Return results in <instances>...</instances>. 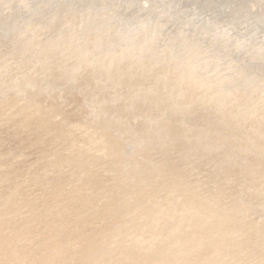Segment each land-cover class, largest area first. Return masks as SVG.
I'll return each instance as SVG.
<instances>
[{
    "label": "rangeland",
    "instance_id": "rangeland-1",
    "mask_svg": "<svg viewBox=\"0 0 264 264\" xmlns=\"http://www.w3.org/2000/svg\"><path fill=\"white\" fill-rule=\"evenodd\" d=\"M3 1H4V3H3ZM10 1H12V0H0V7L1 6H3L5 3V7H4V9H3V7H1L3 10H7L6 11V13H4L5 11H3L1 8H0V21L2 22H0L1 24H0V29L2 28V30H0V33L3 31H5L4 33H1L2 35H0V38H2V40L0 39V52L1 51H3V52H1L0 54L2 55L3 53V57H0V74H2V75H0V78H1V76H4V77H2L1 79H0V104H2V105H0V107L2 108H0V154H2L3 156H2V158H1V156H0V158H1V160H0V221H1V225H0V232H4L6 229V231L3 233V234H5V235H7V237L5 236V235H2L1 233V235L3 236H1L0 235V241L2 242H0L1 244V246L4 248L3 250L1 249V251H0V255H1V257H3V258H1L0 257V259H2V260H0V264H40V263H42V264H67L68 262L69 263H71V264H88L87 262H90V264L92 263H94V264H99V263H101V262H103V263H105V264H137V262H140V263H138V264H147V263H151L153 260L155 261L156 260V258L158 259V258H160V256L161 257H163L165 254L164 253H166V255H168V253H167V251H169V255H168V257L166 258V255L164 256L165 257V260L166 259H174L173 261L171 260V262H170V260L168 261V262H164L165 264L166 263H169L170 262V264H174V262H176L177 260V262H179L180 264H185V261L186 262H188L187 264H189V262H194L195 263V261L196 262H198V263H196V264H199L201 261L203 262V263H205V264H207L210 260H211V262H212V259H214V258H212V257H216V256H209V254H211V252L213 253L212 255H217V254H214V252L213 251H215V253H216V250L217 249H215V250H213V251H211L210 252V250H209V253H208V249L206 250L207 252L206 253H208V255L205 253V251H204V255L206 254L207 256H209V258L210 259H208L206 256L204 257V255H203V257L205 258H202L201 256V251L202 250H195L194 248H196V247H193V249L195 250V251H198L199 252V254L201 255V256H199L198 257V252H197V255H196V252L193 250V249H191V246L192 245H194V244H192V243H194L195 242V239L196 240H199L200 239V237L199 236H197L198 235V231H197V238H195L194 239V234H191V236L193 235V239L190 241L189 240V244H188V240H187V238H186V234H184L183 232H181V234H176V238H177V236L179 235V237H181V236H183L184 235V237L182 238H178V239H182V241H183V239H185L184 241L187 243H185L184 241L183 242H181V241H179V240H177L176 242L177 243H180L181 244V246H182V248H181V250L179 251V249L178 248H180L179 246V244H177V245H179L178 246V248L177 247H172V248H174V250H175V252L177 253L178 251L179 252H181V254L179 253V257L177 256V254H172V253H174V252H172V249L170 250L169 248V250L167 249V247H170V246H172L171 245V242H170V240H169V238L172 240L173 238H174V236H175V234L172 232V237H169L168 235V238L164 235V232L163 231H166L165 229H167V227L166 226H168V222H170V225L169 226H175V227H173V228H175L177 231L176 232H179L180 233V231L182 230H184L185 228H186V224L187 223H189V224H192V223H190V220H189V222H188V220H185V221H187V223L183 220V219H185V218H187V216H188V219L190 218V217H192V216H196V217H198L197 215H190V214H192V213H189V215H186V214H188V212L187 213H184V208H185V206H186V203H188L189 201H190V199L189 198H191V201H190V203L189 204H187L189 207H191V206H193V208H195L194 210H196L195 211V213H199L198 212V210H199V206L198 205H196V204H198V202H196V201H194L195 199L197 200V201H201L202 202V200L200 199V198H202L201 197V193L203 192V193H206L205 194V196L203 197L204 198V200H203V203H201V202H199V205H201L202 204V209H203V213H199L200 214V217H202V218H199L200 219V221L201 222H203V223H201L200 221H198V222H196L197 221V219L196 220H194L195 218L194 217H192L193 218V223L194 222H196V223H198V224H200L201 226H202V228H201V230H203L204 229V227H205V229L207 230V228L208 227H211L213 224H211V226H209V224H210V222H208V225H205V224H207V223H205V222H207V220L209 221L210 219L212 220V222H213V219L211 218V216H212V214H214L213 215V217H215V221H217V220H219L220 219V222H224L225 224H228L230 227H232V225L234 226L235 225V220L236 221H238L239 220V222H240V225H242V223L246 220L245 218H251V220H252V218L253 219H256V220H254L253 222H254V226H253V222L252 221H250V222H252V223H249V224H251L252 226H253V228H252V226H250V228H252V229H247V230H249L250 232L251 231H253V229L255 230L254 231V233H253V235H251L250 236V234H248L249 232L247 231V230H245V231H247L246 232V234H247V237H249L250 236V238L249 239H251V241L250 240H248V238L247 237H244V236H246V234H244V236L242 237L243 239L241 240V236H240V233L239 234H237L236 232H234L235 230V228L233 229H228V228H230L228 225H226V227L227 228H225L226 230H225V232H227V229L230 231V230H234V231H230V233L232 232V233H234L235 235L237 234L238 235V237L240 238L239 240L241 241V242H244V245H245V247H243V248H250L251 246V249H253V246H257L258 248H260V247H262L263 245L261 244V239L264 237V236H262V235H264L261 231H262V229L264 228V224H261V223H259V225H258V222H261L262 221V219H264L263 218V216H264V211H261V210H264V183H262V180H264V179H259L260 177L261 178H264V174L262 173V172H264V166H260L261 165V162H264V159L262 160V158L264 157V156H262L263 154H264V145H263V142H264V140H263V142H261L262 141V139L260 140L259 138H261V137H259L257 140H260V142L259 141H255L256 139V136L259 134V136H261L260 134H261V132L262 131H264V123H263V121H264V117L262 118V116L261 115H263L264 114V112H263V110H264V101L262 102V103H260L261 102V100H264V95H260V96H262V97H260V96H258V93H261V94H263L264 93V89L262 90V88H264V57H262V56H264V40H263V38H264V33H263V35H262V33H260V32H264V26H262L263 24H264V1H262V0H217V1H223V2H226L228 5H230L229 7H228V9L226 10V14L223 16V18H222V21L220 22V25H221V28H222V35H214V34H210V33H206V32H204L203 30H200V31H197V32H190V31H187V30H185V28H182V27H180L179 25H177V24H174L173 22H170V21H168V20H166V21H164L159 15H157V14H154V13H152V12H150V11H148V10H146V7H147V4H145V3H141L139 6H133V7H131V8H129V9H127V10H124V9H122L121 7H118V6H115V5H113L112 3H110V2H108V1H106V0H92V1H94L93 3H94V5H95V3H96V5L97 6H99V7H97L96 5H95V7H97V9L94 7V6H91V5H93V3H91V2H89V1H78V0H73V2H72V0H67V2L66 1H64V0H55L56 2L54 3V0H40V2L38 3V0H30V3H31V6H28V5H30V3H28V1L29 0H13V2H12V5H10L11 4V2ZM16 1V2H15ZM32 1V2H31ZM34 1V2H33ZM37 1V3H35ZM45 1V2H44ZM47 1V2H46ZM63 1H64V3H63ZM74 1H76L75 3H74ZM91 1V0H90ZM96 1V2H95ZM190 1H192V2H196V3H198V2H205V1H209V0H190ZM42 2H44L43 4H42ZM59 2V3H58ZM62 4H65V6L66 7H64V5L62 6L61 5V3ZM68 2H70V3H72V6L70 5V3H68ZM81 2H82V4H81ZM88 2V3H87ZM101 2V3H100ZM234 2V3H233ZM15 3V4H14ZM27 3V4H26ZM33 3H35V4H33ZM45 3H47V6L45 5V6H43ZM52 3V4H51ZM66 3H68L67 5H66ZM77 3V4H76ZM235 3H236V5H235ZM1 4H3V5H1ZM10 6H9V5ZM36 4L38 5V6H36ZM41 6H40V5ZM54 4V5H53ZM85 5V7H83L82 5ZM88 4V5H87ZM100 4V5H99ZM102 4V5H101ZM7 5V6H6ZM34 5V6H33ZM49 5H53V6H49ZM56 5H57V7H56ZM59 5H61L63 8H61ZM90 5V6H89ZM9 6V8L12 6H15L16 7V10L15 9H13L12 7L10 8V10L9 9H7V7ZM25 6V7H24ZM49 6V7H48ZM67 6H69L68 8H67ZM75 6H78V8L79 9H77ZM81 6V7H80ZM86 6L87 7H89L90 9L89 10H87V9H85L86 8ZM115 6V7H114ZM14 7V8H15ZM17 7L18 8H20V9H18V11H17ZM28 7L30 8H32L33 10H34V8H35V11L34 12H36V13H31L33 10L32 9H30V12H29V10H28ZM39 7V8H38ZM44 9H43V8ZM49 9H48V8ZM53 7H55V8H53ZM61 9H63L62 11L61 10H59L60 8ZM92 7H94V8H92ZM233 7H234V9H233ZM241 7V8H240ZM26 8V9H25ZM53 9V10H50V9ZM64 8H66L65 10H64ZM74 9V13H73V11L71 12V10H73ZM83 8V10H81ZM92 8V9H91ZM98 8H99V10H98ZM230 8H232V9H230ZM46 9V10H45ZM56 9V10H55ZM97 12V10H98V12L100 13V11H101V9H102V13H103V15L100 13V14H98V12H97V14L95 13V11ZM103 9H106V10H103ZM112 9V10H111ZM240 9V10H239ZM2 10V11H1ZM21 10V11H20ZM28 10V12H25V11H27ZM45 10V11H44ZM49 12H48V11ZM57 11V13L55 14V13H53V12H55V11ZM70 10V11H69ZM85 10V11H84ZM115 10V11H114ZM120 10V11H119ZM14 13H13V12ZM17 11V12H16ZM46 11L48 12V14H49V16L50 15H52V16H50V17H52V19H53V17L55 18V20L53 19V21H54V23H53V21L52 22H50V20H52V19H48V18H50L49 16H48V14H46ZM52 13H51V12ZM82 11V12H81ZM86 11H87V13H86ZM91 13H89V12ZM233 11H235V12H233ZM3 12V13H2ZM10 12V13H9ZM21 12H23V14L25 15H22L21 14ZM25 12V13H24ZM38 12V13H37ZM44 12V13H43ZM63 14H62V13ZM71 12V13H70ZM83 12H85V13H83ZM93 12V13H92ZM115 12L116 14H114V15H112L113 13ZM13 14V17H11L12 16V14ZM15 13H16V15H15ZM29 13H31L32 14V16L33 17H35V18H33L32 16H31V14H29ZM51 13V14H50ZM60 13V14H59ZM66 13H68V15H66L65 16V14ZM78 14V16L79 17H76L75 19L74 18H72V17H75L74 15H69V14ZM106 13H108L109 14V16H106V15H108V14H106ZM112 13V14H111ZM232 13H235V14H237V15H239V18H234L233 17V15H232ZM4 14H6V16L4 17ZM9 14H11V15H9ZM19 14V15H18ZM28 14V15H27ZM39 14V15H38ZM47 16H46V15ZM54 14L56 15V16H54ZM84 14V15H83ZM85 14H88V16L90 17V15H91V17L92 16H94V19L95 20H92L93 19V17L91 18V20H92V22H93V24H95L94 22H97L98 24L97 25H95L96 27H97V30L98 31H96V27L95 26H93L92 27V23L91 24H89L90 22H91V20H89L90 18H88V16L86 17L85 16ZM90 14V15H89ZM93 14V15H92ZM124 14H127V15H124ZM22 15V16H21ZM60 15V16H59ZM62 15H64L63 17H61ZM97 15H102V18H101V22L102 21H104L105 19V21L107 22V20H108V22H111V23H115L114 24V26L116 27V28H114V30L112 29L113 28V24H111V23H108L107 22V24L105 25V21L104 22H100L99 23V20H98V18H100L99 16H98V18H96L95 16H97ZM122 15V16H121ZM123 15H124V18H122L123 17ZM135 15V16H134ZM249 15V16H248ZM261 15V16H260ZM17 16V19L15 18ZM26 16H27V19H26ZM57 16H59L60 18H61V21H64V20H62V18H64L65 17V19H66V21H64V22H62L61 24H63L62 26L59 24L61 21H60V19H59V23H58V19L56 18ZM68 16V17H67ZM70 16H71V18L72 19H74V20H72L71 18H70ZM82 16H85L86 18H88V19H86L85 17L84 18H82ZM105 16V17H104ZM121 17L120 19H117V18H115L114 19V17ZM126 16L128 17V18H126ZM243 16H245L247 19H249L250 18V16L252 17V19H250V22H249V20H247L245 17H243ZM2 17H3V19H2ZM9 17H11V18H9ZM18 17H20V18H18ZM23 17V18H22ZM31 17V18H30ZM69 18L70 19V22H67V18ZM81 17V18H80ZM106 17H108V19L106 18ZM110 17V18H109ZM113 17V18H112ZM131 17H134V18H131ZM4 18H8L6 21H5V19ZM34 20H33V19ZM103 18H105V19H103ZM112 18V19H111ZM126 18V19H125ZM144 19V22H141L143 19ZM157 18V19H156ZM255 18V19H254ZM2 19V20H1ZM17 20V21H14V23H13V21H11V20ZM29 19V20H28ZM31 19H32V22H31ZM57 19V20H56ZM77 19V21L78 22H80V24H81V20H82V26L83 27H81L80 26V30L79 29H77L76 30V25H77V27L79 26V23H77V24H75L74 22H76L75 20ZM79 19V20H78ZM83 19H86V20H83ZM117 19V20H116ZM127 19H130V20H128L127 21ZM134 19V20H133ZM239 19H241V20H239ZM244 19V20H243ZM21 20H22V22H21ZM26 22H25V21ZM114 20H115V22H114ZM120 20H123V22H124V26L121 24V23H123V22H120ZM140 20V21H139ZM150 20V21H149ZM152 20H154L153 22H152ZM254 20V21H253ZM257 20V21H256ZM8 21V22H7ZM24 21V22H23ZM27 21H30L31 22V24L30 25H32V27H29V30L28 29H26V26L28 27V26H30V25H28L29 23L27 22ZM34 21V22H33ZM36 21V22H35ZM86 21H87V23H86ZM90 21V22H89ZM131 21H133V22H131ZM137 21L141 24V26L143 25L144 27H145V25H146V27L144 28L143 26V28H141V26L139 27L138 25H140L139 23L138 24H134V23H137ZM156 21V22H155ZM244 21V22H243ZM246 21V22H245ZM17 22V23H16ZM46 22V23H45ZM49 22V23H48ZM57 22V23H56ZM84 22V23H83ZM119 22H120V24H119ZM126 22H128L126 25H125V23ZM249 22V23H248ZM12 23H13V25H12ZM20 23V24H19ZM21 23H23V24H21ZM34 24V26H33V24ZM48 23V24H47ZM52 23V24H51ZM70 23H71V25H70ZM130 23V26H131V28L130 27H127V26H129L128 24ZM133 23V24H132ZM144 23V24H143ZM155 23V24H154ZM166 23V24H165ZM244 23H246V24H243ZM251 23L253 24L251 27L253 28V27H255L254 29H253V32H252V36L251 37H246L245 36V34L243 35V33H244V31L251 25ZM259 23H260V25H259ZM263 23V24H262ZM9 26H8V25ZM15 24V25H14ZM16 24H17V26H16ZM25 24H26V26H25ZM51 24V26L50 27H48L49 25ZM53 24H55V26H57V28H61L62 29V32L60 31L61 29L59 28L58 30H56L55 31V29H57ZM69 26H67V25ZM88 24V25H87ZM119 24V25H118ZM152 26H151V25ZM249 24V25H248ZM20 27H22V28H20ZM23 25V26H22ZM74 25V26H73ZM103 25H105L106 27H107V25H108V27L106 28V27H104ZM118 25V26H117ZM122 25V26H121ZM134 25V26H133ZM154 25V26H153ZM168 25V26H167ZM247 25V26H246ZM257 25H259V27L257 26ZM2 26V27H1ZM14 26V27H13ZM25 26V27H24ZM40 26V27H39ZM46 26H47V30H45L44 29V27L46 28ZM67 28V31L69 30V28L71 27H74V28H70L71 30H69V31H72L71 33H72V35H71V33L69 32V33H66L67 31H65V27ZM88 26V27H87ZM103 26V27H102ZM110 26H111V29H112V31L111 32H109V30H108V28H110ZM4 27H7V28H4ZM17 27H19V28H17ZM55 27V28H54ZM64 27V28H63ZM86 27V28H85ZM89 27H91L90 29H91V31H93L94 29H95V31H93V32H91L90 31V29H89ZM95 27V28H94ZM104 28L105 29V31H103V29H101V28ZM118 27H120L119 29H118ZM123 27H125V29L123 28ZM134 27V28H133ZM139 27V28H138ZM148 27H150V28H148ZM152 27V28H151ZM165 27H167V28H165ZM247 27V28H246ZM256 27H257V29H256ZM79 28V27H78ZM85 28V30L87 29V30H89V32H91V34L90 33H88V31H85L84 33L82 32L83 31V29ZM92 28H93V30H92ZM100 28V29H99ZM123 28V30H124V32L122 33V32H120V31H123V30H121ZM129 28V29H128ZM146 28H147V31L146 32H144L143 30L145 29L146 30ZM159 28V29H158ZM164 28V30H162ZM252 28H251V30H252ZM10 29V30H9ZM16 29H17V31L20 33V32H22L21 34V36H20V34L16 31ZM38 29V30H37ZM40 29L41 30H43V32L42 31H40ZM54 29V30H53ZM73 29H74V31H73ZM128 29V30H127ZM130 29H131V31H130ZM139 30V32H141V29H142V34L140 33V34H138L135 30ZM149 29H150V31H149ZM155 29V30H154ZM170 29V30H169ZM172 29H173V31H172ZM255 29H256V31H255ZM258 29H260V31L257 33V31H258ZM17 32V34L18 35H16V32ZM19 30H22V31H19ZM25 30H27V31H25ZM45 30V31H44ZM51 30H53V31H55L54 33H56V36H53V35H55L54 33H52L53 31H51ZM79 30V31H78ZM82 30V31H81ZM101 30H102V32H107L106 30H108V32L111 34L113 31V34H111L113 37H111L110 36V34L108 33L106 36H105V34H103L102 32H101ZM118 30V31H117ZM132 30H134V32H136L137 33V35H135L136 33H134V32H132ZM137 30V31H138ZM154 31L155 33H153L152 31ZM7 31L9 32L8 34L11 36L10 37V40H9V35L7 34ZM11 31V32H10ZM48 31V32H47ZM61 32V35H60V32ZM64 31V32H63ZM82 32V33H80V34H78V32ZM128 31H130V32H128ZM234 31V32H233ZM15 32V33H14ZM24 32H26L27 34H25ZM41 32V33H40ZM44 32L46 33V34H44ZM59 32V33H58ZM76 33V35H74L73 36V33ZM94 32L96 33V32H98L97 33V35L98 36H96V35H94ZM100 32V33H99ZM115 32H116V38H115ZM120 32V33H119ZM131 32H132V35H135V36H132L131 35V38L130 39H128L129 38V36H130V34H131ZM157 32H158V34H157ZM161 32H163V34L161 33ZM11 33H14L15 35H16V37H15V35L14 34H11ZM44 34L45 36H47V38H49V40L51 41V43L49 42V40L45 37V36H43V35H41V34ZM51 35H50V34ZM62 33H64L63 35H62ZM74 33V34H75ZM104 35H102V34ZM124 33H127V34H125V35H127L128 37H126V39L124 38L125 36L123 35ZM134 33V34H133ZM149 33V34H148ZM151 33H152V35H151ZM159 33H160V35H159ZM169 33H170V36H169ZM233 33V34H232ZM4 34V35H3ZM40 34V35H39ZM48 34L50 35V36H48ZM59 34V35H58ZM67 34V35H66ZM69 34V35H68ZM89 34V35H88ZM117 34L119 35V34H122V36H124V37H122L121 35H119V36H121L120 38H118L119 36H117ZM143 34H145V35H147L148 34V37L146 36V38H149L150 40H152L151 41V43L150 42H148V41H150V40H148V39H146L145 40V36L143 35ZM178 34V35H177ZM181 34L183 35V36H181ZM188 34V35H187ZM253 34H255V35H253ZM258 34V35H257ZM8 35V36H7ZM27 35V36H26ZM71 35V36H70ZM82 35V36H81ZM101 35V36H100ZM109 35V36H108ZM141 36V37H139V36ZM150 35V36H149ZM158 35V36H157ZM164 35H166V37H164ZM168 35V36H167ZM210 35V36H209ZM260 35H262V36H260ZM1 36H4L5 37V39H4V37H1ZM23 36V39L21 38ZM24 36H25V38H24ZM40 36H41V38H40ZM43 36V37H42ZM51 36H53L54 38H55V40L54 41H52L54 38L53 37H51ZM70 36V37H69ZM74 38H73V37ZM77 36H78V38H77ZM79 36H80V38H82V39H80L79 38ZM89 36V37H88ZM91 36V37H90ZM94 36V37H93ZM103 36V37H102ZM109 38H108V37ZM138 36V37H137ZM142 36L144 37L143 39H142ZM152 36V38H150ZM154 36V37H153ZM163 36V37H162ZM179 36V37H178ZM186 36V37H185ZM207 36H208V38H207ZM258 36H260L258 39H256ZM6 37H8V40H7V38ZM12 37H14V38H12ZM59 37V38H58ZM65 37H66V39H65ZM73 38V41L74 42H78V40H76L75 41V39H79V42L78 43H76L77 44V46H75L76 44H73L74 42L73 41H71L72 40V38ZM111 37V38H110ZM133 37H135L134 38V40H133ZM162 38V40L161 39H159V38ZM218 37V38H217ZM20 38V39H19ZM34 38H36V42L34 41ZM40 38V39H39ZM48 40H46V39ZM52 40H51V39ZM56 38H57V40H56ZM68 38V39H67ZM71 40H70V39ZM86 38H88V39H91V41L90 40H86V41H88V44H87V42H85V44H84V42H82L83 40H85ZM138 38H139V40H138ZM155 38H158L159 39V41H157L158 39H155V41H157V42H155L154 41V39ZM163 38H165V39H163ZM13 39V42L15 41V39H16V41L15 42H18L17 44H15V42L13 43L11 40ZM22 39V40H21ZM43 39V41H44V43H45V45L47 44V42L49 43V44H47L46 46H50V47H45V45H44V43H43V41L41 42V40ZM92 39H93V41H92ZM101 41V40H109V43H110V41H112L111 43H115V45L117 44L116 42H118V46H114V43L111 45V43L109 44V45H107L108 44V41H105L106 43H104V42H100L99 44H100V47L101 46H103L102 48H103V50H104V47L105 46H109V50H110V48L112 49V51L113 50H115V51H113V54L115 55H113L112 54V51L110 52V51H108V47L106 48V53H104L105 55L108 53V56H114V57H116V56H122L123 55V53H125L124 54V57L122 56V57H116V59H117V62H116V60H114V59H110V61H109V57H107V55H106V57H107V59H108V64H109V62H110V67L108 68V71H107V68L106 67H108L109 65H107V60L105 59V63H102L103 62V60H104V58H106L105 57V55L103 54V52H105V51H103V50H101L100 51V47L98 48V42H99V40ZM118 39V40H117ZM121 39V40H120ZM142 39V40H141ZM172 39H173V41H172ZM186 39H188V40H186ZM198 39V40H197ZM218 39V40H217ZM6 40H7V42H6ZM24 40V41H23ZM98 42H97V41ZM120 40V41H119ZM122 40H124L123 42H122ZM125 40H126V42H125ZM131 40V41H130ZM135 40L137 41H139V42H141L140 44H139V42H135ZM146 41V43H145V41ZM148 40V41H147ZM164 40V41H163ZM194 40V41H193ZM203 40V41H202ZM205 40V41H204ZM259 40V41H258ZM263 40V41H262ZM1 41H4L3 42V44H4V46H3V44L1 43ZM57 41V43H59V44H57V43H55ZM59 41V42H58ZM65 41V42H64ZM69 41V42H68ZM144 41V43L142 44V42ZM155 42V43H157V46L158 47H161V51L163 52V49L164 48H166V49H164L165 50V52L167 51V52H169L168 54H175V58H176V60H173V58L174 57H172L171 55H168L167 54V56H166V54L164 53H162V52H160V53H162V54H160L159 53V49L160 48H156L157 46L155 45V43H154V46L155 47H153L152 48V46H151V48H149V46L150 45H152L153 43L152 42ZM163 41V42H162ZM166 41V42H165ZM176 41V42H175ZM188 41V42H187ZM6 42V43H5ZM9 42V43H8ZM22 44H21V43ZM32 42H34V43H32ZM43 43V45H38L39 43ZM55 44H54V43ZM95 42H96V44H95ZM124 43V44H126V45H124L123 44V49H121L122 48V43ZM127 42H128V44H132V45H135V47H137V45L136 44H138V49H136L135 47H133L132 45L130 46V48H128V50H126L127 48ZM130 42H132V43H130ZM134 42H135V44H134ZM158 42L159 43H161V45L159 44L158 45ZM167 42H168V44H167ZM179 42H181L180 44H179ZM197 42V43H196ZM237 42V43H236ZM251 42V43H250ZM257 42V43H256ZM7 43L10 45H12V49H11V45L9 46V48H7ZM66 43V44H65ZM71 44H73L72 46H74V51H75V49L76 48H78L79 49V52H80V54L79 53H77L78 52V49H76V51L74 52V51H70V50H73V47L71 46L70 47V45ZM81 43V44H80ZM92 44V52H94V54L96 53V55L94 56V54L92 53V54H90V52L91 51H89V49L91 48V44ZM121 43V44H120ZM174 43V44H173ZM188 43H190V44H188ZM205 43H206V45H205ZM263 43V44H262ZM50 44H54V45H56V49L57 50H59L58 51V53H56V52H54V51H56V49H53L54 47L52 46V45H50ZM90 44V46H87V45H89ZM106 44V45H105ZM121 46H120V45ZM145 44H149V45H147L148 47H146V45ZM166 44V46H163V45H165ZM187 45L186 47H184V45ZM198 44V45H197ZM202 44V45H201ZM224 44V45H223ZM16 47H15V46ZM17 45H19V46H17ZM57 45H58V48H57ZM66 45L68 46V47H66ZM79 45H81V46H79ZM105 45V46H104ZM111 45V46H110ZM141 45V46H140ZM142 45H144V46H142ZM196 45V46H195ZM40 48L41 46H43L44 48H45V51H46V54H44V52L45 51H39V50H43V47H41L40 49H38V47ZM85 46H87L86 47V50L85 49H83V48H85ZM97 46V47H96ZM126 46V47H125ZM128 46V47H129ZM140 46V47H139ZM163 46V47H162ZM171 46V47H170ZM183 46V47H182ZM6 47V48H5ZM24 47V48H23ZM76 47V48H75ZM90 47V48H89ZM94 47H96V48H98V50H96V48H94ZM119 47H121V48H119ZM135 48V49H133V52H130V51H132V48ZM145 47V48H144ZM175 47V51H176V53H175V51H172V49ZM180 47V48H179ZM197 49H196V48ZM3 48V49H2ZM5 48V49H4ZM17 49V51L16 50H14V49ZM68 48V49H67ZM70 48H72V49H70ZM114 48V49H113ZM118 48V49H117ZM124 48H126V49H124ZM139 48L142 50V48L143 49H149L148 50V54L150 53V50L152 49V50H154L153 52H157V53H151V54H149V56H147L146 54V52H145V50H144V52H143V56H144V53H145V58H147L148 59V61H147V59L146 60H144L145 58L144 57H142L141 59H139V57L140 56H142L139 52H141V50H139ZM155 48V49H154ZM188 49V50H186V49ZM192 48H194V50L192 49ZM204 48V49H203ZM246 48V49H245ZM8 49H10V50H8ZM49 49H52V50H54L53 52H54V54L52 53V50L50 51ZM88 49V50H87ZM96 50V52H95V50ZM131 49V50H130ZM171 49V50H170ZM182 49V50H181ZM210 49V50H209ZM8 50V51H7ZM13 50V51H12ZM49 50V51H48ZM63 50V51H62ZM69 50V51H68ZM94 50V51H93ZM117 50H119L118 52H117ZM124 50H126V52H123ZM134 50H139V52H134ZM151 50V51H152ZM157 50V51H156ZM169 50V51H168ZM178 50V51H177ZM181 50V51H180ZM191 50V51H190ZM199 51V53H198V51ZM201 50V51H200ZM243 50V51H242ZM6 51V52H5ZM12 51V52H11ZM14 51H16V52H14ZM48 51V52H47ZM61 51V52H60ZM143 51V50H142ZM147 51V50H146ZM180 51V53L178 54V52ZM183 51H184V53H183ZM215 51V52H214ZM10 52H11V54L12 53H14V54H10ZM39 52V53H38ZM116 54H115V53ZM122 52V53H121ZM166 52V53H167ZM172 52V53H171ZM37 53V54H36ZM50 53V54H49ZM56 53V54H55ZM59 53H62V54H59ZM67 53H68V55H67ZM69 53H74L75 54V56H73V55H69ZM82 53V54H81ZM86 53V54H85ZM102 53V54H101ZM111 53V55H109ZM121 53V55H119ZM127 53H128V55H127ZM130 53V54H129ZM136 53V55L137 54H140V56L139 55H137L136 57H134L133 58V54H135ZM142 53V52H141ZM184 54V55H182V54ZM196 53H197V55H196ZM202 53H203V55H202ZM210 53V54H209ZM30 54V55H29ZM34 54V56H32ZM41 54H44V55H41ZM49 54V55H48ZM60 55L59 57H58V55ZM64 54V55H63ZM66 54V55H65ZM77 54V55H76ZM178 56H177V55ZM204 54H205V56L206 57H204ZM209 55V56H207V55ZM242 54V55H241ZM0 55V56H1ZM4 55H5V57H4ZM8 55V56H7ZM14 55H15V57H14ZM39 55V56H38ZM51 55H54V57L55 58H57V59H54V57L53 56H51ZM61 55H63V57L61 58ZM91 57H90V56ZM93 55V56H92ZM97 55H98V57H100L99 58V60L98 61H101V62H97V64H96V61L97 60H95V59H98V57H97ZM100 55V56H99ZM102 55H104V56H102ZM126 55V56H125ZM154 55H158L157 57L155 56V58H157L156 60L155 59H153L152 60V57L154 58ZM186 55H188V56H186ZM189 55H190V57H189ZM31 56V57H30ZM36 56V57H35ZM40 56H43L42 58H43V60H41L42 58L40 57ZM47 56H49V58L47 57ZM51 56V57H50ZM68 56V57H67ZM77 56H80L79 58L77 57ZM129 56V57H128ZM139 56V57H138ZM152 56V57H151ZM160 56V60H162V61H159L158 62V60H159V57ZM164 56H166V57H164ZM181 56V57H180ZM8 57V58H7ZM10 57V58H9ZM11 57H13V59L11 58ZM34 57V58H33ZM40 57V59H36V58H39ZM45 57H47V58H45ZM72 57V58H71ZM73 57H75V59L76 60H74L73 61ZM93 57V58H92ZM95 57H97V58H95ZM127 57V58H126ZM133 58V60H132V58ZM151 58V60L149 59V58ZM167 57H171V59L173 60H168L167 59ZM186 57V58H185ZM201 58V59H199V58ZM1 58L3 59V58H5L6 59V61H5V59H3V60H1ZM15 58V59H14ZM31 58H33L32 60H31ZM65 60H64V59ZM69 58V59H68ZM81 58V59H80ZM90 58H92V59H90ZM111 58H113V57H111ZM120 58H122V59H120ZM136 58V59H135ZM137 58H138V60H140L141 62H138V60H137ZM174 58V59H175ZM178 58H181V61H179L178 62ZM188 58H191V59H194V60H192L191 61V59H189L188 61H187V59ZM238 58V59H237ZM7 59H9V60H7ZM12 59V60H11ZM47 59V60H46ZM52 59L54 60V62H52ZM61 59L63 60V61H61ZM79 59L80 60H82V62H83V64H82V62H81V64H80V62H79ZM102 59V60H101ZM125 59V60H124ZM135 59V60H134ZM165 59V60H164ZM186 59V60H185ZM199 59V60H198ZM204 59H206L207 61H208V63L206 64L205 63V60ZM210 59V60H209ZM213 59V60H212ZM39 60V61H38ZM40 60H41V62H40ZM51 60V61H50ZM56 60H57V62H56ZM58 60H60V62H61V64H60V62L58 61ZM91 60L93 61V62H91ZM113 60V61H112ZM127 60V61H126ZM132 60V61H131ZM149 60H150V62H149ZM167 60V61H166ZM180 60V59H179ZM183 60V61H182ZM196 60V61H195ZM204 62H203V61ZM225 60H227V61H225ZM239 60V61H238ZM5 61V62H4ZM31 61H36V62H31ZM46 61H48V63L46 62ZM75 63H73V62ZM112 61V62H111ZM133 61H134V63H133ZM138 62L142 67L144 66V65H146L145 67H146V69H144V68H141V66L140 65H138V63H136V62ZM146 61V62H145ZM151 61H153V62H151ZM159 63H157V62ZM170 63H169V62ZM175 61H177L178 63H179V66H178V63L177 62H175ZM201 61V62H200ZM212 62V63H210V62ZM235 61H237V62H235ZM8 62H9V64H8ZM14 62V63H13ZM18 63V64H16V63ZM43 62V63H42ZM50 62H52L51 64H50ZM79 63V65H76V64H78ZM85 62V63H84ZM114 62V63H113ZM116 62V63H115ZM122 62L124 63V64H122ZM147 62H149L150 64L152 63L153 64V66L154 65H156V66H154L158 71L157 72H155L156 71V69L154 68V67H152V64H151V66H150V64H148ZM168 62V63H167ZM171 62H173V63H171ZM175 62V63H174ZM182 62V63H181ZM184 62H186V63H184ZM192 62H194V64H196V63H199L200 64V66H199V64H196V66L192 63ZM242 62V63H241ZM7 65V66H5V69H6V71H4V70H2L3 69V67H4V65ZM7 63V64H6ZM10 63H12V64H10ZM35 63H38V64H35ZM45 63V64H44ZM102 63V64H101ZM129 63V64H128ZM133 63V64H132ZM136 63V64H135ZM143 63H145V64H143ZM157 63V64H156ZM165 63V65H163ZM170 64L169 66H167V64ZM181 63V64H180ZM190 63V68H188V64ZM17 65V66H14V65ZM33 65V64H35L33 67H31V65ZM47 64V65H46ZM55 64H56V66H55ZM57 64H58V67H57ZM64 64V65H63ZM85 64V65H84ZM94 64H95V66H94ZM103 64H105V65H107V66H103ZM130 64H131V66H130ZM171 64H173V65H171ZM177 64V66L175 67V65ZM184 64V65H183ZM204 64H205V66H204ZM212 65V67H214V68H212L211 67V65ZM218 64V65H217ZM231 64H233L232 66H233V68H232V66L230 67V65ZM236 64H238V65H236ZM246 64V65H245ZM13 65V66H12ZM46 65V66H45ZM60 65H62V66H64L65 68H63V70H68V74H67V70L66 71H63V70H61L60 71V69L62 68ZM72 65H74V66H72ZM82 65H84V66H82ZM112 65H114V67L112 66ZM138 67H140V68H138ZM149 65V66H148ZM162 65H163V68L165 67V66H167V67H169V68H166V70H164L163 68H162ZM187 65V66H186ZM208 67H207V66ZM235 65L237 66V67H235ZM3 66V67H2ZM19 66V67H18ZM40 66H42V67H40ZM44 66H45V68L47 69V70H45V68H44ZM47 66H49V67H47ZM96 66H97V68H96ZM126 66V67H125ZM159 66H161V67H159ZM174 66V67H173ZM181 66V67H180ZM186 66V67H185ZM201 66H203V68L201 67ZM2 67V68H1ZM9 67V69H7V68ZM13 67V68H12ZM35 67V68H34ZM38 67H40L39 69H38ZM54 67V68H53ZM57 67V68H56ZM82 69H84V68H86V69H84V70H86V71H88V72H86V71H84V70H82ZM99 67H100V70H102L101 72H100V70H99ZM116 67H118V68H116ZM134 67H135V69H134ZM138 68V70H137V68ZM149 67H150V69H149ZM173 67V68H172ZM194 67V68H193ZM200 67V68H199ZM205 67V68H204ZM211 67V68H210ZM241 67V68H240ZM259 67V68H258ZM15 68H17V69H15ZM19 68V69H18ZM41 68H44V69H41ZM49 68V69H48ZM51 68V69H50ZM95 68V69H94ZM103 68V69H102ZM105 68V69H104ZM113 68V69H112ZM152 68V69H151ZM154 68V69H153ZM161 69V70H159V69ZM175 68V69H174ZM184 68V69H183ZM189 69L190 71H188L187 70V72L186 73H188V74H186L185 73V71H186V69ZM192 68V69H191ZM197 68H198V70H197ZM208 68H210V69H208ZM233 70H232V69ZM13 69H15V70H13ZM30 69V70H29ZM36 69V70H35ZM55 71H54V70ZM57 69V70H56ZM80 69L82 70V71H80ZM92 69H94L93 71H92ZM96 69H98L97 71H96ZM125 69V70H124ZM141 69L143 70V71H145V73L143 72V71H141ZM147 69H149L148 71H147ZM168 69H171L170 71L172 72L173 71V69H174V73L176 74H174L173 72H172V74L173 75H175V79L173 78V75L171 74V72L169 71H167ZM178 69V70H177ZM182 69V70H181ZM200 69V70H199ZM207 69V70H206ZM235 69H236V71H235ZM251 69V70H250ZM259 69V70H258ZM2 70V71H1ZM19 70V71H18ZM35 70V71H34ZM43 70V72H41ZM52 70V71H51ZM73 70V71H72ZM104 70V71H103ZM116 70V71H115ZM137 72V74H136V72ZM199 71V73H197V71ZM210 70H212V72H210ZM226 70V71H225ZM256 70V71H255ZM8 71H10V73L8 72ZM18 71V72H17ZM46 71H48V72H46ZM50 71V72H49ZM64 73H63V72ZM69 71H70V73H72V75L69 73ZM72 71V72H71ZM76 71V72H75ZM106 71V72H105ZM115 71V72H114ZM126 71V72H125ZM133 71V72H132ZM161 71L162 72H164V71H166L167 73H169V75H172V77H170V78H168L169 76H168V74L166 73V72H164V73H161ZM175 71H177V72H175ZM178 71H180V72H178ZM193 71V72H192ZM196 73H195V72ZM204 71V72H203ZM205 71H206V73H205ZM230 71H232V72H230ZM5 72H6V74H5ZM20 72V73H19ZM36 72V73H35ZM43 73V74H41V73ZM52 72H53V74H52ZM60 74V72H62L60 75H62V77L58 74V73ZM83 72V73H82ZM92 72V73H91ZM95 72V73H94ZM118 72V73H117ZM122 72H125V73H123L122 74ZM132 72V73H131ZM147 72H149L148 74H147ZM191 72H192V75H191ZM201 72H203V73H205V74H203V75H201ZM223 72V73H222ZM248 72V73H247ZM9 75H8V74ZM17 73V74H16ZM37 73H38V75H37ZM45 73H47L46 75H45ZM50 75H49V74ZM66 73V74H65ZM77 73H79V74H77ZM94 73V74H93ZM97 73H98V75H100V74H103V75H100L101 77H102V79L101 80H98L97 81V79H99V77L100 76H98L97 75ZM115 73V74H114ZM135 73V74H134ZM144 73V75H142ZM158 73V75H155V74H157ZM160 73V74H159ZM183 73H184V75H183ZM209 73V74H208ZM212 73V74H211ZM219 73V74H218ZM230 73L232 74V75H230ZM11 74H12V76H11ZM21 75V77H20V75ZM41 74V75H40ZM53 76H52V75ZM56 74V75H55ZM75 74H77V75H75ZM83 74L85 75V77H83ZM107 74H109V75H107ZM115 76H114V75ZM133 74H134V76H133ZM145 74H146V76H145ZM151 74H154L156 77H153L154 75H152V76H150ZM164 74V75H163ZM167 76H166V75ZM197 74V75H196ZM200 75V77H199V75ZM224 74H227V76L226 75H224ZM241 74H243V75H241ZM247 74H250V76L248 75L247 76ZM44 75V76H43ZM48 75V76H47ZM58 75L60 76L59 77V80H58ZM63 75H65L66 77H64ZM74 75V76H73ZM90 77H89V76ZM130 75H132L131 76V78H130ZM139 75V76H138ZM177 75H179V76H177ZM183 75V76H182ZM194 75V76H193ZM206 75H207V77H206ZM209 75V76H208ZM217 75H222V76H225V79H224V77H220V76H217ZM238 75V76H237ZM240 75V76H239ZM258 75V76H257ZM35 76H37V77H35ZM42 77V80L40 79L41 77ZM52 76V77H51ZM71 76V77H70ZM79 77V79H78V77ZM81 76V77H80ZM93 76V77H92ZM98 76V77H97ZM103 76H104V78H103ZM108 76H109V78H108ZM141 76V77H140ZM159 76V77H158ZM162 76V77H161ZM165 76V77H164ZM187 76H189V77H187ZM192 76V77H191ZM201 76H203V77H201ZM234 76V77H233ZM253 76V77H252ZM9 77V78H8ZM13 77V78H12ZM44 77V78H43ZM46 77V78H45ZM70 77V78H69ZM97 77V78H96ZM112 77V78H111ZM129 77V78H128ZM138 78V80L137 79H135V78ZM142 77H145V78H147L148 77V79H145V78H142ZM149 77H150V79H152L153 81H151L150 82V79H149ZM152 77V78H151ZM178 77V78H177ZM183 77V78H182ZM195 77H199L198 79H197V83L195 82ZM251 77V78H250ZM256 77V78H255ZM57 78V79H56ZM62 78V79H61ZM64 78V79H63ZM66 78H68V79H66ZM74 78H75V80H74ZM82 78H84V79H82ZM108 78V79H107ZM115 78V79H114ZM117 78V79H116ZM133 78V79H132ZM141 78H142V82L140 81L141 80ZM155 78H156V81H155ZM185 78V79H184ZM192 79V81H191V79ZM193 78H194V81H193ZM200 78H203L202 80L204 81H202L201 80V82H200ZM205 78H207V79H205ZM218 80H217V79ZM230 78V79H229ZM245 78V79H244ZM247 78V79H246ZM7 79L9 80V81H7ZM12 79V80H11ZM22 79V80H21ZM45 79V80H44ZM46 79H48V80H46ZM49 79H50V81H49ZM66 79V80H65ZM87 79V80H86ZM107 79V81H105ZM131 81H130V80ZM146 81H145V80ZM162 80V82L160 83V81ZM171 79H172V81H174L173 83H172V81H171ZM183 79V80H182ZM190 79V80H189ZM209 79V80H208ZM221 79V80H220ZM224 80V83H223V80ZM255 79V80H254ZM3 80H5V81H3ZM15 80H17L18 81V83H17V81H15ZM55 80V82H52V81H54ZM61 80V81H60ZM76 81V82H74V81ZM81 80H83V82L81 81ZM85 80V81H84ZM129 80V81H128ZM158 80V81H157ZM169 83V85H168V83L166 82V81ZM176 80H179V81H177V82H175ZM219 80H220V82H219ZM243 80H245V81H243ZM253 80V81H252ZM262 80V81H261ZM22 81V82H21ZM38 81V82H37ZM40 81H41V83H42V81H43V83L45 82V84H40ZM47 81H49V83L47 82ZM66 81V82H65ZM78 81V82H77ZM90 81V83H88V82ZM94 81V82H93ZM96 81V82H95ZM99 81H100V83H99ZM109 81V83H106V82H108ZM111 81V82H110ZM138 81V82H137ZM209 81V83H207ZM218 81V82H217ZM232 81V82H231ZM259 81H260V83H259ZM6 82H8V83H6ZM36 82H37V84H36ZM51 82V83H50ZM67 85H63L64 83ZM80 82H81V86L82 87H80ZM113 82V84L112 85H110V83H112ZM129 82V83H128ZM157 82V83H156ZM191 82V83H190ZM237 83L236 85H234V84H232V83ZM244 82V83H243ZM245 82L248 84V86H246L247 84H245ZM252 82V83H251ZM5 85H4V84ZM10 83V84H9ZM17 83V84H16ZM19 83H21V84H19ZM69 83V84H68ZM73 83V84H72ZM84 83H85V85H84ZM92 83V84H91ZM97 83V84H96ZM102 83H103V86H104V88H103V86H102ZM106 83V84H105ZM115 83V84H114ZM118 83V84H117ZM125 83V84H124ZM135 83V84H134ZM139 83V84H138ZM140 83L141 84H144L145 83V85H143V86H141V88L139 89L138 87H140L139 85H140ZM154 84V85H152L151 86V84ZM172 83V84H171ZM175 83L177 84V85H175ZM178 83H180V84H178ZM181 83H182V85H181ZM184 83V84H183ZM207 83V84H206ZM219 83H221V86L219 85ZM223 83V84H222ZM226 83V84H225ZM229 83V85L231 84V85H234V86H237V87H235V89L233 88V90H230V88L232 89V87H234V86H229V85H227ZM1 84H2V86H1ZM20 86H19V85ZM22 84H24L23 85V87H22ZM39 84V85H38ZM49 84H52V85H50L51 86V88L50 87H47L46 88V86H49ZM87 84V85H86ZM90 85V87H91V89H90V87H88L89 85ZM96 84V85H95ZM100 84V85H99ZM117 84V85H116ZM134 84V85H136V86H138V87H136V86H132V85ZM148 84H150V85H148ZM166 84V85H165ZM196 84V85H195ZM259 84V85H258ZM56 85H58V86H56ZM79 85V86H78ZM95 85V86H94ZM146 85H148V86H146ZM157 85V86H156ZM160 85V86H159ZM186 85V86H185ZM194 85V86H193ZM199 85V86H198ZM200 85H201V87H200ZM226 85H227V87L229 88V89H227L228 91H229V95L227 94V90L225 89L224 90V88L226 87ZM242 85V86H241ZM257 85V86H256ZM261 85V86H260ZM263 85V86H262ZM19 86V87H18ZM63 86V87H62ZM69 86V87H68ZM73 86V87H72ZM76 86V87H75ZM85 86H87V87H85ZM95 88H94V87ZM97 86H99V88L101 89V87H102V89H101V91H100V89L97 87ZM106 86V87H105ZM109 86V88L111 89H108L107 87ZM127 86V87H126ZM130 86H132L133 87V89H132V87H130ZM146 86V87H145ZM154 86V87H153ZM171 86V87H170ZM175 86V87H174ZM178 88H177V87ZM182 86H184V87H182ZM195 86H196V88H195ZM207 86V87H206ZM208 86H211V87H209L208 88ZM225 86V87H224ZM239 86V87H238ZM26 87V88H25ZM37 87V88H36ZM39 87V88H38ZM41 87V88H40ZM44 87V88H43ZM63 89H62V88ZM65 87V88H64ZM80 88V90H79V88ZM85 88V91L83 90L84 88ZM92 87L94 88V90L92 89ZM142 87H144V89L142 88ZM148 87H152L154 90L152 91V88H151V90H150V88H148ZM156 87V88H155ZM161 87V88H160ZM170 87V88H169ZM195 88L194 90L192 89V88ZM200 87V88H199ZM204 88V90H203V88ZM213 87V88H212ZM218 87L220 88V89H218ZM226 87V88H227ZM243 87H245V88H243ZM247 87V88H246ZM252 87L254 88V89H252ZM255 87H257V88H255ZM260 87V88H259ZM29 88H31V89H29ZM53 88V89H52ZM60 88V89H59ZM69 88V89H68ZM76 88V89H75ZM86 88H87V90H86ZM108 90V92L106 91V89ZM114 88V89H113ZM129 88H130V90L131 91H129ZM145 88H148V89H145ZM160 88V89H159ZM171 88H173V91H172V89ZM183 88H185V90H183ZM212 88V89H211ZM240 88V89H239ZM250 88V89H249ZM7 89H8V91H7ZM22 89H23V91H22ZM34 89H36V90H38V91H36V90H34ZM42 89H44V93H42L43 92V90ZM49 90V92L47 93V91ZM53 91H52V90ZM57 89V90H56ZM99 89V90H98ZM159 89V90H158ZM171 89V90H170ZM199 89V90H198ZM239 89V90H238ZM243 90V91H249V93H247V94H245V93H243L244 95H240V94H242V93H239V91L240 90ZM245 89V90H244ZM247 89V90H246ZM256 89V90H255ZM259 89H261V90H259ZM28 90V91H27ZM31 90V91H30ZM40 90V91H39ZM41 90H42V92H41ZM46 90V91H45ZM51 90V91H50ZM55 90V91H54ZM62 90V91H61ZM63 90L66 92H64L63 93ZM67 90V91H66ZM79 90V91H78ZM89 90H90V94H89ZM98 90V91H97ZM139 91V90H144L143 91V93H144V96H143V94H141V92L142 91H140V93L138 94V92L137 91ZM156 90V91H155ZM162 90V91H161ZM167 92V90H168V93H166L165 91ZM177 90V91H176ZM178 90H180V91H178ZM201 90V91H200ZM206 90H208V91H206ZM223 90V91H222ZM259 90V91H258ZM58 92L59 91V93L57 94V93H55L54 94V92ZM61 91V92H60ZM72 91H74V92H72ZM76 91V92H75ZM81 91H82V93H81ZM106 94V96H105V94L103 93V92ZM110 91H112V92H110ZM150 91H151V93H150ZM185 91V92H184ZM187 91H188V93H187ZM191 91V92H190ZM203 91V92H202ZM217 91V92H216ZM218 91H220V92H218ZM226 91V92H225ZM231 91V92H230ZM233 91L235 92V91H237L238 93H239V95H238V93H237V96H239V97H235V99L237 100V98H239V101H238V104H236L237 102L236 101H232V98L236 95V94H234L233 93ZM243 91H240V92H243ZM252 91H254L253 92V94H252ZM255 91H256V93H255ZM258 91V92H257ZM26 94H25V93ZM71 92H72V94L74 95V96H72V94H71ZM78 92V93H77ZM85 92V93H84ZM88 92V93H87ZM98 92L100 93V94H98ZM104 94H102V93ZM107 92V93H106ZM132 92V93H131ZM134 92V93H133ZM153 92H154V94H153ZM170 92H172L171 94H169ZM175 92H176V94H175ZM179 92V93H178ZM181 92H183V93H181ZM192 92H193V95H194V93L196 94V95H192ZM205 92H207L206 93V96L208 97V93L210 92V94H211V96H210V94H209V98H207L206 96H204L205 94ZM218 95V97H216V95H215V93ZM224 92H225V95H224ZM33 95L32 96V98L30 99V95ZM34 93V94H33ZM67 93H69V94H71V95H69V94H67ZM77 95H76V94ZM80 93V94H79ZM112 93V94H111ZM156 93V94H155ZM164 94V96L165 95H167V96H165V97H167V99L166 98H164L165 100H163L162 98L164 97L163 96V94ZM186 93V94H185ZM200 93V94H199ZM221 93V94H220ZM232 93V94H231ZM236 93V92H235ZM2 94V95H1ZM24 96H23V95ZM40 95V96H38L37 97V95ZM41 94L43 95V96H41ZM47 94H49V96L47 95ZM56 94H57V96H56ZM82 94V95H81ZM87 94H88V96H87ZM93 94H95V95H93ZM111 94V95H110ZM175 94V95H174ZM188 94L190 95L189 96V98H188ZM214 96H213V95ZM234 94V95H233ZM256 94H257V96H256ZM3 95H4V97H3ZM8 95H9V97H8ZM26 95V96H25ZM65 95V96H64ZM83 95H84V97H83ZM97 95H99V96H97ZM109 95L111 96V97H109ZM113 95V96H112ZM131 95V96H130ZM133 95V96H132ZM142 95V96H141ZM145 95H148V96H145ZM149 95H151V97L149 96ZM159 95V96H158ZM170 95V96H169ZM172 95V96H171ZM187 95V96H186ZM201 97H200V96ZM224 95V96H223ZM233 95V96H232ZM246 95H247V97H246ZM248 95H249V97H252V96H250V95H254V98L252 99V98H249L250 99V103L251 104H249V100H246V98L248 99ZM2 96V97H1ZM29 96V97H28ZM52 96H54V98L52 97ZM61 96V97H60ZM65 97L64 99L66 100V103L67 104H65V103H63L62 101H64L63 100V98L62 97ZM68 96H70V97H68ZM71 96L72 97H74V98H72L71 99ZM79 96V98L81 99H77L76 100V98ZM80 96H82V97H80ZM86 96H87V98H86ZM95 98H94V97ZM173 96H175V98L173 97ZM191 96H193V97H191ZM204 96V97H203ZM40 97V98H39ZM44 97V98H43ZM47 99H46V98ZM66 97H68V98H66ZM76 97V98H75ZM98 99H97V98ZM101 97H102V99H101ZM107 97H109V98H107ZM112 97H114V98H112ZM132 97V98H131ZM143 97H145V98H147L146 99V101L143 99ZM158 97H159V99L161 98L163 101H165V103H164V107H162V110H163V108H165V106L167 105L168 107H169V105H170V109L169 110H171L173 107L175 108H173L174 109V111H172V113H174L175 112V110L176 111H178V109L179 110H181V111H179V113L180 112H182V113H186L185 115L186 116H189V111H190V114H191V111L193 110L194 111V113L193 114H191V116H189L190 118L191 117H194L195 118V120H193L192 118H191V120H190V118H188L187 120H186V116H183L182 115V117L186 120V121H189L190 123H191V125H190V123L189 122H186L185 124H182V120L180 119L181 118V116L178 114V112H176L177 113V115H176V113H174V114H172L173 115V117H171V111H168V107L166 106V108H167V110H166V108H165V110H166V112H169V113H166V116H165V114H164V112L163 111H161V106L163 105V104H161V102L163 103V101L161 100V102H160V104L158 105L157 103H159L158 101H160L159 99H158ZM170 97V98H169ZM173 97V98H172ZM190 97L191 98H193L194 100L196 99L197 101H192L193 99H190ZM197 97V98H196ZM211 97H216V99L214 100V98H211ZM222 99H221V98ZM224 97V98H223ZM227 97V99L228 98H231L230 100L228 99H226L225 100V98ZM245 98V101L244 102H246V103H243L244 104V106L245 107H243V104H242V106L240 105V106H237V105H239V104H241L243 101H240V99L241 98ZM262 98L261 100L259 99V98ZM8 98V99H7ZM25 98V99H24ZM38 98V99H37ZM55 99V102L53 101V100H51V99ZM84 98V99H83ZM92 99V100H90V102H88V100L89 99ZM112 98V99H111ZM136 98H139V99H136ZM153 98V99H152ZM155 98H157V102L156 103H154L155 101H156V99ZM184 98V99H183ZM203 98H204V100H206L205 102H206V104L203 102ZM217 98H219V99H217ZM260 101V102H256V100L257 99ZM10 99V100H9ZM28 99H30V102H29V100ZM34 99V100H33ZM44 99H46L45 101L46 102H48V104L49 105H51L50 103H49V101L52 103V105H51V110L49 109V105H46V102H43L44 101ZM48 99H50V100H48ZM59 99H60V101H59ZM62 99V100H61ZM88 99V100H87ZM97 99V100H96ZM108 99V100H107ZM110 99H111V101H110ZM131 99V100H130ZM148 99L150 100L151 99V101L152 102H150L149 104V106L147 107L146 105H148ZM155 99V100H154ZM175 99V100H174ZM179 99H180V101H179ZM186 99V100H185ZM188 99H190L191 100V102L192 103H190V100L188 101ZM201 99V100H200ZM211 99H213V100H211ZM256 99V100H255ZM8 100V101H7ZM41 101V102H37V101ZM78 102H76V101ZM80 100V101H79ZM87 100V101H86ZM102 100V101H101ZM104 100V101H103ZM137 102V100L139 101V100H141V101H144L143 103L141 102V101H139V102H135V101ZM170 100H173V101H176L177 100V103L176 102H174L175 103V106L173 105L174 103L173 102H171L170 104H169V102H170ZM182 100H184V101H187L188 103H190L189 105L188 104H185V103H187V102H183ZM217 100V101H216ZM223 100V101H222ZM233 100H234V98H233ZM242 100V99H241ZM251 100H253L252 102H251ZM255 100V101H254ZM4 101V102H3ZM6 101V102H5ZM24 101V102H23ZM27 101H28V105H27ZM34 103H33V102ZM57 101H59L60 103H58ZM73 101L77 104V106L79 105H81L80 107H78L79 109H77V106H75L76 104L74 103L73 104ZM86 101V102H85ZM96 101H97V103H96ZM99 101V102H98ZM108 101H110V102H108ZM129 101H131V102H133V104H135L133 107L131 106V102L130 103H128ZM169 101V102H168ZM179 101V102H178ZM212 101H214L215 103H216V105H215V103L213 104L212 103ZM218 101L219 102H221L222 103V105L221 106H219L220 104L218 103ZM225 101H228L229 102V104L230 105H232L230 108L231 109H227V115H224L225 117H226V122H228V123H231L232 122V124H233V119L232 118H230V122L228 121L229 120V118L227 119V117L228 116H231V113H228L230 110V112H232V109H233V106L235 107L234 109H233V115H236V117H234L233 115V117L235 118L234 119V121H236L237 122V120H238V122L236 123H234V124H238L239 123V125H241L242 126V133L240 132L241 131V129H240V126H239V129H240V131H239V133H241L242 135H240V136H237L238 138L236 139V138H234V137H232V136H234V135H232V136H230L229 138H233V139H230V141L232 140V141H239V137H240V142H237L236 144H237V147L239 148V146L238 145H240V149H238V151L240 150V155L242 156V158H240V161H237L236 159H238L239 160V157H240V155H239V153H238V151H237V153L236 152H234L233 153V151H232V149H235L236 147H231L233 144H235L234 142H231V143H229L228 142V144L226 143L229 139H226V141H225V136H226V134H228V130L226 131V128L227 129H230V131H231V133H232V131L234 130V129H231V128H229L231 125L230 124H227V127L225 128V131L227 132V133H225L223 136H224V138H222V137H220V139H221V141H222V143H221V141H220V143H219V146L221 145V148L219 149L217 146H215V148H217V149H219V150H221L220 152L218 151V153H220L221 155H222V153H224L225 155L222 157L220 154H219V158H222V159H219V158H217L218 160H214V157H216V156H218L217 154H216V156H215V154L214 153H216V152H212L213 151V149L214 150H216L213 146V143L214 142H218L217 140L219 139V135H218V137L216 136L217 135V132H219V127L221 128L222 126V124L220 125V123L222 122L223 124H225L222 120H224L225 121V119H222L224 116H222V117H220L219 115H220V111H222L223 110V108L226 110V108H229L228 106H230V105H228V102H226V104L228 105H226L225 104ZM231 101V102H230ZM65 102V101H64ZM72 102V103H71ZM79 102L81 103H83L84 104V106H85V104H86V106H85V108H83L82 107V104H79ZM87 102L90 104L91 102V104H93V106L90 104H88V106H87ZM94 102V103H93ZM112 102V103H111ZM140 102H141V104H140ZM147 104H146V103ZM183 102V103H182ZM194 102V103H193ZM256 102V103H255ZM38 103V104H37ZM41 103V104H40ZM45 103V104H44ZM54 103H55V106L57 105V103H58V105L60 106V107H62V108H60L58 105L56 106L57 108H55L54 107V109H55V111H54V109H53V106H54ZM96 103V104H95ZM102 103V104H101ZM146 104L145 106L143 105V104ZM153 103H154V105H153ZM178 103H180V105L178 104ZM210 103L212 104V105H210ZM224 103V104H223ZM235 103V104H234ZM254 105H256V106H258V103L260 104V106H262L263 107V109H261L262 110V114L260 113L261 112V110H260V108H262V107H258V108H256V106H254ZM39 104H40V106H39ZM65 106V107H63V105ZM98 104V105H97ZM99 104H101V105H99ZM132 104V105H133ZM157 104V105H156ZM166 104V105H165ZM176 104H178L179 106H181L182 104V108H180L178 105V107H176ZM193 104V105H192ZM219 104V105H218ZM31 106V108H33V110L30 108V106ZM33 105V106H32ZM69 107H68V106ZM74 105V106H73ZM94 105H95V107H94ZM105 105V106H104ZM130 105V106H129ZM137 105V106H136ZM144 107H143V106ZM160 106L159 107V109L160 110H158V111H160V112H157V111H155V110H157V107H156V109H155V107L154 106ZM171 105L173 106V107H171ZM191 105V107L193 106V109H189V110H187L188 109V107ZM207 105V106H206ZM214 105V106H213ZM217 105H218V107H217ZM226 107H224V106ZM252 105H253V107H252ZM35 106H36V108H35ZM43 106H45L44 108L46 109H44L43 108ZM97 106H100L99 108H97ZM151 106V108H152V110L150 111V112H152L151 113V115L149 114L150 112H148L147 113V115L145 114L146 112H147V109H151V108H149ZM186 108H184V107ZM209 106V107H208ZM212 108H214V109H212ZM215 106H216V109H215ZM248 107V109H247V107ZM39 107V108H38ZM69 108V109H67V108ZM73 107V108H72ZM88 107V111L87 110H85L84 111V109H86ZM135 107H139V109L141 110H139L138 108L136 109ZM153 107H154V109H153ZM190 107V108H191ZM197 107H198V109H197ZM208 107V108H207ZM219 107H221L220 109H222V110H219L218 108ZM240 107V108H239ZM241 107H243V108H241ZM25 108V109H24ZM41 108V109H40ZM61 110V111H63L64 113H62L59 109ZM82 108V109H81ZM133 108V109H132ZM142 108V109H141ZM144 108H146V109H144ZM196 108V109H195ZM241 110V112H237V111H240L239 109ZM245 108V111L243 110ZM253 109V111L251 110V109ZM255 108H256V110L257 109H259L258 111H260V112H255ZM27 109L29 110V109H31V110H29V111H27ZM40 110L39 112L38 111H36V110ZM71 109V111H69ZM76 109V110H75ZM94 109H96V110H94ZM132 109V110H131ZM136 109V110H135ZM184 109H185V111L186 112H184ZM236 109V110H235ZM26 110V111H25ZM41 110H43L42 112H41ZM48 110V111H47ZM60 111V114H59V111ZM65 110H67L66 112H65ZM74 110V111H73ZM82 111L83 110V112H81V113H79V111ZM129 110V111H128ZM138 110H139V113H137L138 112ZM143 110V111H142ZM146 110V112L145 113H143L144 111ZM153 110H154V112H153ZM183 110V111H182ZM206 110V111H205ZM219 110V111H218ZM225 110L224 111H222L223 112V114H225L226 112H225ZM31 111L33 112L32 114H31ZM54 112V115H53V112ZM72 111H73V113H72ZM75 111H76V113H75ZM78 111V112H77ZM95 111V112H94ZM98 111H99V113L101 112V114L99 115L98 114ZM104 111V112H103ZM109 111V112H108ZM135 111H136V113H135ZM198 111H199V113H198ZM207 111H209V112H207ZM213 111H214V113H213ZM24 112V113H23ZM44 112V113H43ZM46 112V113H45ZM48 112H49V114H48ZM57 112V113H56ZM68 112H71V115H67L66 117H65V113H68ZM85 112H87L86 114H85ZM91 112L93 113V114H91ZM156 112V113H155ZM161 112H163V113H161ZM197 112V113H196ZM206 112V113H205ZM211 112H212V115H211ZM219 112V113H218ZM252 112H255L256 114H253ZM27 113H28V115H27ZM39 113V114H38ZM61 113H62V115L63 114H65V115H63V116H61ZM81 115L82 114V116H79V114ZM95 113V114H94ZM104 115H103V114ZM143 113V116L141 115ZM155 113V114H154ZM159 113H161V114H164V115H161V118H162V122L164 121V120H169V117H171L170 118V124L168 125L165 121H164V123H162L161 121H160V119L161 118H159L158 116H157V114L159 115ZM201 113V114H200ZM203 113V114H202ZM208 113V114H207ZM242 113V114H241ZM249 113V114H248ZM253 115H252V114ZM30 114V115H29ZM34 114L36 115V116H34ZM40 114H42L41 116H40ZM45 114V115H44ZM46 114H47V116H46ZM58 114V115H57ZM70 114V113H69ZM136 114H137V116H136ZM152 114H154V115H152ZM167 114H169V117H168V115ZM181 114V113H180ZM188 114V115H187ZM196 114V115H195ZM199 114V115H198ZM207 114V115H206ZM216 114V115H215ZM218 114V115H217ZM230 114V115H229ZM238 114L240 115L241 114V116H238ZM248 114V115H247ZM251 114V115H250ZM259 114H261V115H259ZM31 115H33V118L34 119H36V121L34 120V119H30V116ZM45 117H44V116ZM73 115V116H72ZM95 115L96 116H98L97 118L95 117ZM145 115L146 116H148L149 118H150V116H154L153 117V119H151V120H149V119H147L146 117H145ZM179 115V116H178ZM194 115V116H193ZM198 115V116H197ZM211 115V116H210ZM221 115H222V113H221ZM246 115V120H248V122L245 120V122H244V119H242V118H244V116ZM249 115H250V117H249ZM9 116V117H8ZM26 116V117H25ZM29 116V117H28ZM43 116V117H42ZM50 118H49V117ZM55 116H56V118H55ZM57 116H60L59 118L61 119V120H63L64 122H60L61 120L59 119V118H57ZM69 116V117H68ZM83 116H86V117H83ZM130 116V117H129ZM135 116V119L134 118H132V117H134ZM141 116V117H140ZM207 116V117H206ZM254 116V117H253ZM257 116L259 117H261V119L259 120V121H257L258 119H257ZM44 118L43 119V124L46 126V122H48L51 118H54V119H58V120H60L59 122L60 123H62V124H58L57 123V121H54V119H53V123H54V125H53V123H52V125L51 126H53V127H50V125L48 126L47 125V127H48V130H49V127H50V130L49 131H51L52 132V130H55L56 128H58V130H59V128L60 127H58V126H63V124L65 123V125L66 126H63V128H61L59 131L57 130V131H55V135H56V132L58 133L57 135H56V137H55V141H54V136L55 135H53L52 133L50 134V132L48 133V130L47 129H41V128H44L43 126V124L42 123H40V122H42V121H38V118H39V120H42V118ZM65 119V120H67L66 122H65V120L63 119V118ZM71 117V118H70ZM83 117V118H82ZM141 118V119H137V118ZM143 117L144 118H146V119H143ZM155 117H158V120H159V122H158V120H157V124L156 125H158V126H160V127H158V126H156V125H154V123H155V121H154V119H155ZM207 119H206V118ZM214 117V119H217V120H219L218 122H219V124H214V123H212V122H214L213 121V119L212 118ZM220 117V119H218V118ZM224 117V118H225ZM242 117V118H241ZM26 118H28V119H26ZM31 118H32V116H31ZM47 118V119H46ZM81 118L83 119V120H85V119H87V120H85V121H82L81 120ZM98 118H100V119H98ZM114 118V119H113ZM168 118V119H167ZM173 118H174V120H173ZM178 118H179V120H181V121H178ZM198 118V119H197ZM203 118V119H202ZM237 118V119H236ZM30 119V120H29ZM72 119V120H71ZM94 119H97L98 121H96V120H94ZM106 119H107V121H106ZM131 119L132 120H134L135 122H133V121H131ZM143 119V120H142ZM175 119H177V120H175ZM196 119H197V121H200V120H202L201 121V123L200 122H197L196 121ZM222 119V120H221ZM232 119V120H231ZM250 119V120H249ZM256 119V120H255ZM263 119V120H262ZM30 121V123H31V125L33 124V125H35L37 128H36V130L38 129V133H36L35 132V130H32L31 129V127H29V126H27V125H29V121ZM34 120V121H33ZM48 120V121H47ZM52 120V119H51ZM51 120L48 122L49 124H51ZM69 120L71 121V122H69ZM139 120V121H138ZM142 122H141V121ZM146 120H149L150 122H151V124H149L150 122L149 121H146ZM172 120L173 121H175V123H176V121L179 123V122H181L180 124H178V125H181V126H183V127H185L186 126V128L185 129H188L189 130V128H191L192 126L195 128H192L191 130L193 131L192 133H193V135L191 134V133H189V134H191V136H193L194 137V139H193V137H192V139H190V137L188 138V137H186V136H190V135H188L187 133H185V140L186 141H184L185 142V144H186V142L188 141V139H190V141H188V143L189 142H191L189 145L188 144H186V145H188L189 146V151L191 152H189L188 151V154H186V152L185 153H183L184 155L186 154V156L185 157H187V155H188V157L187 158H185V159H183V160H185L184 162H185V164L187 165L186 166V168H185V166H184V169H182V168H180L179 169V164H180V161L179 160H181L179 157H180V155L182 154L181 152L184 150V149H186L185 147H187L185 144H184V142H183V139L182 138H184L183 137V134L184 133H182L183 131H184V128L182 129V127L181 126H178L177 124H175V123H172ZM207 120L208 121H211V123L212 124H214L213 126L212 125H210L209 126V124H210V122L208 123L207 122ZM252 120V121H251ZM254 120V121H253ZM45 121V122H44ZM82 121V122H81ZM103 121H105V122H103ZM136 121H138V122H136ZM144 121V122H143ZM148 122L147 124H146V122ZM153 121H154V123H153ZM196 122V124H194V122ZM221 121V122H220ZM262 122V124H261V122ZM34 122H36V124L34 123ZM38 122V123H37ZM58 124H56V123ZM84 122H85V126H84ZM88 122H91V123H88ZM140 122V123H139ZM205 122H207L208 124H206ZM257 122H259L258 123V125H259V129L261 130V132L260 131H258V134L255 136V135H253L254 136V140L253 141H255V142H257L258 144H260V145H262L263 146V148H261L260 149V151L261 152H263V153H261L260 151H259V148L258 147H261L260 145H258L257 143L255 144V142H253L252 141V143H250L251 142V139H249V135H250V137L252 136L251 134H249L251 131H253V132H251L252 134H255V133H257V131H256V128H255V126L257 127ZM21 123H23V125L21 124ZM25 123H27V127L25 126ZM40 123V125H41V127H38L39 124ZM67 123H69L70 125V127H68V129H67ZM79 123H81L80 125L82 126H84V127H87L88 126V124L90 125V126H88V127H90V131L89 130H87L88 132H89V134H87L88 132L86 131V132H84L85 130L84 129H86V128H84L83 126L82 127H80L79 126ZM86 123H88V124H86ZM127 123H129L128 125H127ZM131 123V124H130ZM143 124V123H145V124H143V125H141V127L139 126V125H137V124ZM159 123V124H158ZM161 123H162V127H164V124L166 123V125H165V127L167 126V128H166V130H164V128L163 129H161ZM183 123H184V120H183ZM189 123V124H188ZM194 125H193V124ZM199 123V124H198ZM254 123V124H253ZM93 124V125H92ZM102 124V125H101ZM108 124V125H107ZM172 124V126L174 125V127L172 128V126H171V128H168V127H170V125ZM187 124H188V126H187ZM198 124V126L200 127V128H198V129H196L197 127H195L196 125ZM226 124L224 125V126H226ZM23 126V128H20L21 126ZM32 125V127H33V129L35 128V126H33ZM56 125V126H55ZM87 125V126H86ZM95 125V126H94ZM105 125V126H104ZM132 125V126H131ZM144 125H148L147 127L149 128V126H150V128H152V126H153V128L154 129H156L157 127L159 128V133L158 132H154V134L152 133L153 131H152V129H150L149 128V130H147L148 131V133H149V131L152 133H149L147 136H145V135H143L144 137L142 138V139H144L145 138V140H146V142H145V140H143V141H141V138H140V140H139V137H141L142 135H141V132H143V127H144ZM216 125H217V127H216ZM244 125V126H243ZM254 125V126H253ZM54 126H55V129H53L54 128ZM131 126V127H130ZM155 126H156V128H155ZM189 126H191V127H189ZM202 126H208L209 128H204V127H202ZM224 126L222 127V130L224 129ZM233 126V125H232ZM248 126V127H247ZM249 126H251V128L249 127ZM25 127V128H24ZM64 127H66L65 129H64ZM88 127H87V129H88ZM91 127H92V129H91ZM110 127V128H109ZM113 127V128H112ZM132 127H134V129L132 128ZM138 127V128H137ZM146 127V126H145ZM144 127V128H145ZM189 127V128H188ZM212 129H211V128ZM238 127V126H237ZM236 127V125L234 126V127H232V128H237ZM244 127H246V128H244ZM40 128V129H39ZM46 128V127H45ZM70 128V129H69ZM80 128H82L81 130H79ZM140 128V129H139ZM147 128V129H148ZM180 128V129H182V130H180V135L179 136H177L178 134H179V132H177V130ZM202 128V132H203V134H202V132H201V134L202 135H206V136H210L209 134L210 133H214V131H215V133H214V135L217 137V139H213V140H216V141H214L213 142V140L211 141V139H209L210 137H206L205 136V138H207V139H209L208 140V143L210 144L211 143V146L213 147H210L211 149H209V146H207L206 145V143H205V145L208 147V148H205V146H203L202 147V142H200V141H202V140H204V139H201L202 137L204 138V136H202L201 134H200V129ZM217 129V130H214L213 131V129ZM257 128V129H258ZM22 129V130H21ZM26 129V133L23 131V130H25ZM30 129V130H29ZM66 129L67 130H69V131H66ZM95 129H96V131H95ZM103 129V130H102ZM109 129H110V131H109ZM135 131V133L134 134H136V137L138 136V138H137V140H139L138 142H143L144 143V145H142L143 147V150L144 151H142V148L139 146L140 144L137 142V140L134 138L133 139V141H136V144L141 148H139V147H137V145H134L135 144V142L132 144V134H133V130ZM139 129V130H138ZM175 129H177V130H175ZM251 129V130H250ZM254 129H255V131L256 132H254ZM258 129V130H259ZM27 130H29V131H27ZM47 130V136L45 135V131ZM65 130V131H64ZM98 130V131H97ZM137 130H138V132H137ZM144 130H146V129H144ZM167 130H172V132H173V130H175L174 131V133L172 134V133H168L169 135L170 134H172V137H175V141H174V139H172L175 143H173V141L170 139V142H169V139H164V142L158 137V135L163 131H167ZM178 130V131H179ZM188 130H187V132H188ZM191 130H189V132L191 131ZM199 130V131H198ZM206 130H208L207 131V133H205V131ZM213 132H212V131ZM237 130V129H236ZM15 131V132H14ZM21 131H23V132H21ZM34 131V132H33ZM42 131V132H41ZM71 131V132H70ZM79 131H82L81 132V135L82 134H84L85 135V139L87 140L88 139V141H87V143L88 142H90V141H95V138H96V140L97 141H95L94 142V144L95 145H93V148L92 149H88V148H90V146L92 147V144H93V142H91V143H86L84 140H82V139H84V135H83V137L80 135V132ZM105 131V132H104ZM130 131H132V132H130ZM141 131V132H140ZM182 131V132H181ZM210 131V132H209ZM217 131V132H216ZM224 130L222 131V133H224L225 132ZM229 131V132H230ZM238 131V130H237ZM237 131H234L235 133L237 132ZM28 132H29V135H33V136H29L28 135V138L26 137L27 136V134H28ZM43 132H44V135H45V137L50 141V136L51 135H53V136H51V139H53V141H48V140H44V139H46L45 137H44V139H42L41 137H43L44 135H43ZM64 132H65V134H64ZM70 132V133H69ZM79 132V133H78ZM84 132V133H83ZM90 132H94L93 134L92 133H90ZM96 132V133H95ZM104 132V133H103ZM118 132L122 135H119L118 136ZM146 132V131H145ZM144 132V133H145ZM164 132V133H165ZM184 132H186V130L184 131ZM221 132V131H220ZM219 132V133H220ZM25 133V134H24ZM33 133V134H32ZM36 133V134H35ZM43 135V136H40L41 134ZM69 134V138L68 139H70L69 141V143H68V139L66 138L67 136H68V134ZM131 133V134H130ZM140 133V134H139ZM163 133V134H164ZM167 133V132H166ZM165 133V134H166ZM182 133V134H181ZM195 133V134H194ZM196 133H197V135H198V133L201 135V138H200V136L199 137H197V135H196ZM205 133V134H204ZM238 133V132H237ZM19 136V134H23L22 135V137L20 136V139H19V137L17 136V135ZM60 134V135H59ZM74 134V135H73ZM80 135V137H78L79 135ZM86 134H87V136H86ZM92 134V135H91ZM94 134H96V135H94ZM98 134V135H97ZM101 134V135H100ZM102 134H104V135H102ZM129 134H130V136H129ZM143 134V133H142ZM158 134V135H157ZM163 134L161 135V136H163ZM165 134H164V136H165ZM176 134V135H175ZM211 134V137H213V135ZM234 134V133H233ZM26 135V136H25ZM36 135H38V137L40 138V139H42V142H43V140H44V143L43 144H41L42 142H40L41 140L38 138V139H36L37 137H36ZM75 135H76V138L74 139V137H75ZM78 135V136H77ZM90 135V136H89ZM99 135L100 136H102V138L101 137H99ZM157 136V138L156 137H154V136ZM169 135H166V137L167 136H169ZM236 135H238V134H236ZM16 136V137H15ZM24 136V137H23ZM71 136V137H70ZM74 136V137H73ZM92 136V137H91ZM96 136H98V137H96ZM103 136H105V138H108V139H103L104 137ZM109 136V137H108ZM120 136H121V138H120ZM171 136V135H170ZM178 138H177V137ZM182 136V137H181ZM195 136L197 137V139H195ZM214 136V138H216ZM220 136H221V134H220ZM228 136H229V134H228ZM228 136H226V138H228ZM252 136V137H253ZM18 137V138H17ZM36 137V138H35ZM78 137V138H77ZM89 137H91L90 139H89ZM94 137V138H93ZM148 137V138H147ZM152 137H154V138H152ZM165 137V138H166ZM179 137H181V139H182V141L180 142L181 143V145H180V143L179 142H177L180 138ZM236 137V136H235ZM258 137V136H257ZM25 138H26V140H25ZM30 138H31V140L33 141V140H36V141H38V140H40L39 141V143H34V142H36V141H34L33 143L32 142H30V143H28L29 142V140H30ZM33 138H35V139H33ZM81 138V139H80ZM92 138H93V140H92ZM150 138H151V140H150ZM169 138V137H168ZM186 138H188V139H186ZM242 138H244V140H242ZM262 138H264V137H262ZM17 141H16V140ZM23 139V141H27L26 143H28V144H26V143H24L25 144V146L26 145H28L29 147L30 146H32V147H25V146H23V141H22V143H21V140ZM71 139L73 140L72 141V143H71ZM77 139H79L80 141H81V144H82V141H84L83 143H84V145H83V147H82V145H81V147L82 148H80L79 146H80V144H79V140H77ZM98 139L101 141V142H99L98 141ZM101 139H103L104 141H102ZM155 141H154V140ZM177 139V140H176ZM201 139V140H200ZM207 139H205V141L207 140ZM219 139V140H220ZM225 141V144H227V147H231L232 149H230L229 151H232V154L233 155H235V153L237 154V155H239V156H237V155H235V157H233L234 159H232V155H231V153H229V152H227V148L226 149H224L225 148V144H223V140ZM235 139V140H234ZM64 140H66V141H64ZM90 140V141H89ZM150 140V141H149ZM162 141V143L164 144V143H166L167 142V146H166V144H165V146L163 145H161L160 144V142ZM168 140V141H167ZM193 140V141H192ZM196 140H197V144L200 142L201 144H196L195 142H196ZM18 141H20L19 143H18ZM62 141H64L63 143H62ZM75 141V142H74ZM78 143H77V142ZM131 141V142H130ZM156 141H157V143H156ZM166 141V142H165ZM209 141H211V142H209ZM250 141V142H249ZM17 142V143H16ZM102 142H103V145H101L102 144ZM104 142H106L105 144H104ZM150 142H152V144H149ZM182 142H183V144H182ZM194 142V143H193ZM204 142V141H203ZM213 142V143H212ZM249 142V143H248ZM15 145H14V144ZM21 143V145H19ZM46 143V144H45ZM64 143L65 144H69V145H64ZM71 143V144H70ZM96 143H101L100 145L99 144H96ZM133 145V147H127L128 145ZM143 143H141V144H143ZM145 143L147 144V146H146V148H145ZM154 143H156V144H158V145H156L155 147H154ZM169 143V144H168ZM171 143H173L174 145H175V148H171L169 145H171ZM195 144V146L193 145V144ZM240 143V144H239ZM255 144V145H253V147H250L252 144ZM11 144V145H10ZM18 146H17V145ZM32 144V145H31ZM34 144H36V147L34 148ZM42 146H41V145ZM45 144V146H43ZM50 145L49 147H48V145ZM51 144L53 145V146H51ZM78 144V146H76ZM85 144H87L89 147L87 148L86 146L87 145H85ZM154 144V145H153ZM216 145L218 144V143H215ZM222 144L224 145L223 147H222ZM229 144H232V145H230L229 146ZM249 144H251L249 147H248V145ZM13 145H14V148H13ZM42 147L41 149L42 150H40V147ZM70 145H73V146H75L74 148H71L72 150H74V151H76V150H78L77 152L78 153H80L81 155L80 156H78V158H76L77 157V155H79V154H77V155H75V153L76 152H74L73 153V151L70 149ZM98 145V146H97ZM110 145V146H109ZM178 145V146H177ZM194 147L192 150L193 151H191V148H192V146ZM196 145H197V148H196ZM199 145H201V150H197L198 148L200 149V147H199ZM204 145V144H203ZM258 145V146H257ZM17 146V147H16ZM21 146V147H20ZM95 146H97V150H96V148H95ZM100 146H101V149H100ZM134 146H136V147H134ZM151 146H153V148L151 147ZM159 146V147H158ZM161 146V147H160ZM173 146V145H172ZM176 146L177 147H179L180 146V150H179V148H177L176 149ZM183 146V147H182ZM185 146V147H184ZM190 146H191V148H190ZM235 146V145H234ZM255 146V147H254ZM10 147V148H9ZM20 147V148H19ZM25 147V148H24ZM44 147V148H43ZM64 147H68V151H65L66 150V148L64 149ZM72 147V146H71ZM79 147V148H78ZM98 147H99V149L100 150H98ZM149 149H148V148ZM157 147V148H156ZM162 147H163V149H164V151H162ZM167 147L168 148H170L171 149V153H169L168 152V154H166L165 153V148H166V151H168L167 150ZM174 147V146H173ZM247 147H248V150H247ZM48 148V150L47 151H49V154H48V152H46V150L45 149H47ZM52 148V149H51ZM83 148H85V150L87 149V153L90 151V150H94V153L96 152V154L98 153V151H101L100 153H102L101 154V157H100V155H95L94 153H93V151H91L95 156V158L93 157V156H91V153L89 152L88 154L90 155H88L87 153H85L84 152V149ZM127 148V149H126ZM133 148H135V149H133ZM138 148H139V150L141 151H139L138 150ZM157 150H156V149ZM183 150H182V149ZM188 148V147H187ZM205 148V149H204ZM228 148V149H229ZM253 148V151H251L250 149H252ZM257 149V151H256V149ZM14 149V150H13ZM18 149V150H17ZM20 149V150H19ZM37 149V151H35ZM44 149V150H43ZM50 149V150H49ZM83 149V150H82ZM102 149H103V151H102ZM129 149H131V150H129ZM132 149H133V151L136 153V151L138 152L137 153V155H140V157L139 158H137V155H135V153L134 152H131L132 151ZM145 149H147V152H146V150ZM151 149H153V153L150 151L149 152V150H151ZM159 149H161L160 150V152L162 153H160L159 152ZM175 149L177 150V153L178 154H180V155H177L176 156V158H178V160L175 158V160H177V161H175L174 162V158H173V156H175V154L174 153H176L175 152ZM195 149V150H194ZM207 149V152L205 151ZM223 149L227 152V153H225V152H223ZM236 149V150H237ZM243 149V150H242ZM29 150L30 151H33L32 153H30L29 152ZM43 151L44 153H41V152H39V151ZM71 152H70V151ZM81 150V151H80ZM89 150V151H88ZM112 150V151H111ZM174 150V151H173ZM203 150H204V152H205V154H207V155H205L204 154V152H203ZM209 150H211V151H209ZM249 150H250V152L251 153H249ZM263 150V151H262ZM10 151H12V152H10ZM15 151V152H14ZM20 151V152H19ZM22 151V152H21ZM35 151V152H34ZM52 151V152H51ZM63 151L65 152V153H67V156H68V153L70 154V153H73V154H70V156L68 157L69 159H67V158H64V157H66V154H64L63 153ZM157 151V153H158V155H156L155 154V152ZM181 151V152H180ZM185 151V150H184ZM187 151V150H186ZM195 151V154L194 153H192V152H194ZM197 151V152H196ZM201 151H202V153H201ZM246 151H248V154H250L251 156L255 153V152H259L260 153V157H259V153L256 155V154H254V157H257V160L258 159H260V162L259 161H257L256 160V158H254V157H250L249 156V159H250V163L252 164V162H253V158H254V160L255 161H257V162H259V163H256L255 161V163H253V164H260L259 166L258 165H256V167L257 168H260L261 170H260V172H256V171H254L255 169H256V167H254L255 169L253 170L254 172H252V173H254V175H256L255 173H257L258 175H257V177L255 176L254 177V175L253 174H251V169L249 170V169H247L246 167V171H248V173H247V177H246V174H245V177H246V180H248V185L246 184V182L247 181H245V178H242V177H244V174H242L243 173V169H244V163L242 162V160L241 159H243V161H244V159H246L247 161H244L245 163H246V166H247V164H248V162H249V160H248V156L245 158V156L246 155H248V154H245V152ZM14 152V153H13ZM40 153V154H37V153ZM45 152H46V154H45ZM143 152H146V153H144L143 154ZM148 152H149V154H148ZM199 152V154L201 155V154H203V155H205V156H200L198 159H201V161L200 160H198V161H200V162H196V155H197V157H198V155L199 154H197ZM210 152V154H208ZM211 152H212V154H211ZM16 153H17V155H16ZM20 153V154H19ZM25 153V154H24ZM84 153V154H83ZM100 153H98V154H100ZM134 153V154H133ZM151 153L152 154H154V155H156V156H151ZM229 153V155H231V156H227L226 154H228ZM243 153V154H242ZM253 153V154H252ZM5 154V155H4ZM31 154H32V156H34V154H37V155H35L36 156V160L37 159H39V158H41V157H46V156H44V155H42V154H45V155H47V156H49V160H50V162L49 161H47L46 159L48 158V157H46V159H45V162L46 163H44V159L43 158H41V162L40 161H38L37 162V164L34 162V157H32L31 156ZM64 154V155H63ZM88 155V158H90L91 159V161H93V162H91L90 160V162H88L87 161V163H89V164H86V160L85 159H87L86 157H87V155ZM114 154V155H113ZM134 156H133V155ZM145 155L144 157H142L143 155ZM162 155L161 157H160V155ZM170 154V156H172V158L173 159H171L172 160V162L173 163H171L170 161H167V162H165V161H162V159L163 160H165V159H167L168 158V160H170V158L168 157V156H166V155H169ZM172 154V155H171ZM183 154L181 155L182 157L181 158H183ZM193 154H194V157H192L193 156ZM13 155V156H12ZM21 155H23L22 157H21ZM71 155H74V157H72ZM83 155H85L86 157H85V159H82V161H81V158H83L84 156ZM142 155V156H141ZM190 155V156H189ZM210 155H212L211 157H213V160L214 161H218V163H220V161L222 162L223 161V159L227 156L228 158L229 157H231V158H229V161H228V158L226 157L225 159V161H226V163L227 164H225V162L222 164V163H220V166H224V164H225V168L222 166V167H220L219 166V169H220V171L222 170V171H226L224 174V176L225 177H227V179L225 178V177H220V175L221 176H223L222 174H223V172L222 173H220V171L219 170H217L216 171V169H218V168H213L212 169V167L214 166V164L216 163V162H213V160H212V158H210L209 156ZM243 155H245L244 157H243ZM15 156V157H14ZM21 157L20 159L19 158H17V157ZM37 156H38V158H37ZM76 156V157H75ZM97 156V157H96ZM115 156V157H114ZM149 156H151L152 158H153V161H152V159H151V157H149ZM158 156V157H157ZM165 156V157H164ZM179 156V157H178ZM209 157V159L210 160H212V163L210 162V160L208 159V157ZM14 157V158H13ZM27 159H26V158ZM70 157L72 158L71 159V161L73 160V158L75 159H77L78 161H74L73 160V162L74 163H76V167H75V169L74 170H71V166H73V165H75L74 163L72 164V162H70ZM79 157H81V158H79ZM91 157H93V158H91ZM104 157V158H103ZM131 157V158H130ZM156 157H157V159H156ZM167 157V158H166ZM204 157V158H203ZM205 157L208 159V161H207V159H205ZM238 157V158H237ZM262 157V158H261ZM19 159V160H17V159ZM64 158V161L66 160L67 162L66 163H68V161L71 163V166H70V164H68L69 166L68 167H70V169L67 167V164L65 165V164H63L64 163V161L62 160ZM98 158V159H97ZM101 158H103V160L100 159ZM142 158H143V160H142ZM158 158H160L159 160L160 161H157L158 160ZM75 159V160H76ZM80 159V160H79ZM94 159H95V162H96V165H95V162H94ZM106 159V160H105ZM137 159V160H136ZM147 159H150V161H152L151 163L153 164V162H157L156 164H157V167H156V169H157V171H156V169L154 168L155 166H156V164L154 163V165H153V168L154 169H152L150 166H151V164L149 165H147L146 163H150V161H145V160ZM156 159V160H155ZM190 159V160H189ZM216 159V158H215ZM230 159H232L231 161H230ZM40 160V159H39ZM85 160V161H84ZM88 160V159H87ZM134 160V161H133ZM186 160H188V161H186ZM207 161V162H209V163H211V165H206L207 163H205V161ZM220 160V161H219ZM239 163H243L242 165H243V167L242 166H240L241 164H239V168H243V169H238L237 167H236V165H238V164H236L237 162ZM16 161V162H15ZM59 161V162H58ZM97 161H100V162H97ZM102 161V162H101ZM124 161H126V162H124ZM135 161H137V162H135ZM142 161V162H141ZM143 161H144V163H143ZM233 161H234V164H232L233 163ZM6 162H8V170L6 169V168H4L3 166H6V163H5V165H4V163ZM19 162V163H18ZM39 162H40V165L41 166H43L42 167V171H41V166L40 165H38L39 164ZM48 162V163H47ZM63 162V163H62ZM81 162H82V164H81ZM83 162H84V164H83ZM160 162V164H163V162H164V166H159L158 165V163ZM181 162H183L182 160H181ZM196 162V163H195ZM203 162V163H202ZM232 162V163H231ZM236 162V163H235ZM15 163V164H14ZM34 163V164H33ZM44 163V164H43ZM59 163H61V167H60V165H58ZM78 163H80V164H78ZM90 163H91V165H93V167L90 165ZM136 163V164H135ZM140 163H141V165H140ZM169 163L170 165H174L173 167H175V166H177V165H175L176 163L178 164V166L177 167H175L174 169H173V167L172 166H170L169 164V166L168 167H172V169L174 170V172H176V173H178V170H180L179 172H181V174H183V175H180V173H178L179 174V176L181 177V179L183 178V180H186L185 182H186V184L183 182V181H176V180H180V179H176L175 180V182H170L172 185L170 186V187H172L173 186V184L175 185V183H177L176 184V186H175V188L174 187H172V191H174L173 190V188L174 189H176V187L178 188H180V190L183 188L180 184L182 183V185H187L186 186V188H187V190L188 189H190L189 188V186H188V184H187V182L189 183V182H192V183H189V185L190 184H192V185H199V186H201V187H199V186H197V187H195L194 186V188H192V189H195V188H199L198 189V191H197V189H196V191L199 193V190H201L202 189V191H200V193L199 194H197V192L196 191H194L193 190V193H191L192 192V190L190 191V190H188V191H190V193H186L187 191L185 190L186 188H183L182 190H181V192H180V190H179V188H178V191L177 192H180V193H173L172 191H170V190H168V192H171L170 193V196H171V194H172V196H174L175 194H176V196H177V194H178V196L179 195H181L182 196V198H180V200H177V199H179V198H177V197H175V200H174V197H171L174 201H172V199L170 198V196H168L169 198V200H171V201H169L168 199H167V196H166V194L168 193V192H166L165 193V189H166V187H165V189L163 190V188H164V186H169L168 184H169V181L168 180H171L172 178V176H173V174H174V176H175V174L176 173H174V172H171L170 173V171H172V169L171 168H168L167 167V171H165L164 172V174H165V176L163 175V171L164 170H166L165 168V166H167V164ZM175 163V164H174ZM198 163L200 164V165H198ZM202 163V164H201ZM205 163V164H204ZM214 163V164H213ZM218 163H216L215 164V166L214 167H218ZM231 163V164H230ZM2 164V165H1ZM36 164V165H35ZM64 166H63V165ZM124 164H126L125 165V167L126 168H124ZM140 165V168H139V165ZM143 164V165H142ZM144 164H146V165H144ZM182 165H180V166H183V165H185V164H183V163H181ZM204 164V165H203ZM222 164V165H221ZM251 164H250V168L252 167L251 166ZM24 165V166H23ZM34 165V166H33ZM45 165H49V166H47V169H45L46 167H45ZM79 165H80V167H83V168H81L80 169V167H79ZM85 165H88V166H85ZM134 165V166H133ZM230 165H232L233 167H231ZM32 166L35 168V166H37L36 168H35V170H34V168H32ZM38 166H39V170H38ZM63 166V167H62ZM90 166V168H88ZM136 166L139 168V172H137V169L138 168H136ZM144 166V167H143ZM198 166V167H197ZM201 166V167H200ZM212 166V167H211ZM237 168H235V167ZM249 166V165H248ZM247 166V167H248ZM254 166V165H253ZM60 167V168H59ZM68 168V170L69 171H67L66 169H64V168ZM74 167V166H73ZM73 167H72V169H73ZM79 167V169H77ZM85 167H86V169H85ZM94 168V169H92V168ZM98 169H97V168ZM136 169H135V168ZM144 169H143V168ZM147 167H149V168H147ZM159 167H165L163 170L161 169V171L159 170L160 168ZM209 167H211V169H209ZM4 168V169H3ZM24 168H26V169H24ZM29 168V169H28ZM88 168V169H87ZM145 168H147V169H145ZM177 168H178V170H177ZM208 168V169H207ZM226 168H227V170H226ZM232 168V169H231ZM253 168V167H252ZM1 169H3V171L1 170ZM66 170L65 171V173L63 174L62 172V170ZM82 169H83V171H82ZM84 169H85V171H84ZM108 169V170H107ZM145 170V171H143V170ZM148 169H150L149 170V172H147L148 171ZM168 169L170 170L169 172H168ZM201 170V172L202 171H205V170H209V174L211 173V172H213V173H211L210 175H207L206 173H207V171H205L203 174H206L205 176H203V174L202 173H200V170ZM205 169V170H204ZM215 169V170H214ZM225 169V170H224ZM235 169H236V171H241V170H243L242 171V173H239V172H236L235 171ZM22 170V171H21ZM29 170V171H28ZM33 170L37 173L38 171H40L41 173L39 174L40 176H41V178H40V176L39 177H36V178H34V179H38V178H40V180L43 182V184L41 183V181L38 179L37 181L38 182H40V184L41 185H39V183L36 181V180H34V182H36L39 186H41V187H39L38 185H34V182H31V181H29V179L31 180L32 178H33V176L35 177V175H36V173L35 172H33ZM36 170H38V171H36ZM47 170V171H46ZM49 170V171H48ZM58 170H60V171H58ZM73 171L72 172V174H71V171ZM77 170V171H76ZM82 171L81 173V175H84L85 174V176H78V174H80L79 173V171ZM177 170V171H176ZM183 170H184V172H183ZM186 170V171H185ZM198 170H199V172H198ZM210 170H211V172H210ZM234 170V171H233ZM258 170V169H257ZM7 171H8V173H7ZM28 171V172H27ZM33 173H32V172ZM43 171H46V173H49V174H46L45 172H43ZM100 171V172H99ZM134 171V172H133ZM141 171H143L142 172V174L140 173ZM153 171V172H152ZM196 171V172H195ZM216 171V172H215ZM227 171H228V173H227ZM245 171V172H246ZM25 172H27V175L26 174H24ZM68 174H67V173ZM76 172V173H75ZM84 172H86V173H84ZM94 172H95V174H94ZM98 172V173H97ZM146 172V173H145ZM167 172V173H166ZM186 172V173H185ZM219 172V173H218ZM232 173L231 174V178H230V175H229V173ZM250 172V173H249ZM3 173V174H2ZM21 173V174H20ZM29 173V174H28ZM30 173H31V175H30ZM39 173V172H38ZM43 173V174H42ZM87 173H88V175H87ZM92 173V174H91ZM136 173V174H135ZM147 173H151L150 175H146ZM154 173V174H153ZM160 173H161V175H160ZM168 173H170V174H172L171 175V177H170V175H169V177L171 178V179H169V178H167L166 179V174H168ZM202 174V176H197V175H199V174ZM64 176H62V175ZM100 174V175H99ZM103 174V175H102ZM140 175L139 177L137 176V175ZM158 174V175H157ZM214 174V175H213ZM217 174L219 175L218 177H217ZM226 174H228V176L226 175ZM233 174H236V176H238L237 177V179L239 180H233V181H235L234 182V186H233V184H228V180H229V182H231L232 181V179H236V177H234V175ZM249 174H251V177H250V175ZM6 175V176H5ZM23 175V176H22ZM28 175H30V176H28ZM43 175H44V177L46 176V175H49V178H48V176L47 177H43ZM68 175V176H67ZM69 175H71V176H69ZM73 175H76L75 177H76V179H75V177L73 176ZM143 175H145L144 177H142ZM163 175V176H162ZM212 175V178L214 177V176H216V178L217 179H215V177H214V180H215V182H214V180L213 179H211L212 180V182H213V184H212V182H210L211 184L210 185H214V183H216L215 184V188L212 186V188L209 186V188H208V186H203V184H205V185H207V183L209 184V180H207L210 176ZM232 175H233V177L234 178H232ZM249 175V176H248ZM253 175V176H252ZM24 176L26 177L27 176V178H24ZM66 176V177H65ZM89 176V177H88ZM104 176V180H102L101 178ZM112 176V177H111ZM135 176H137L136 178H135ZM155 178H154V177ZM174 176H173V178H174ZM178 176V175H177ZM183 176V177H182ZM207 176V178L205 179V177ZM209 176V177H208ZM22 177V178H21ZM29 177V178H28ZM68 177H72L71 178V180H70V178H68ZM78 177H79V179H81L80 181L79 180H77L78 179ZM81 177V178H80ZM87 177H88V179H87ZM99 177H100V181H99ZM137 180V182L136 183H142V184H135L134 183V181L133 180H135L134 178ZM141 177L142 178H146V180L145 181H147V182H145L144 181V179H141ZM150 177H151V179H150ZM162 177H164V178H162ZM179 177V178H180ZM185 177V178H184ZM201 177H203L204 179H201ZM220 177V178H219ZM259 177V178H258ZM26 180V182L24 181V179ZM44 178V179H43ZM47 178V179H46ZM64 178H65V180H64ZM67 178H68V180H67ZM83 178H86V179H83ZM133 178V179H132ZM138 178V179H137ZM141 179V181H140V179ZM198 178H200V179H198ZM240 178H242V180L240 179ZM254 178V179H253ZM6 179H7V181H6ZM49 179H50V181H49ZM89 179H91V180H89ZM92 179H94V180H92ZM110 180V181H108V180ZM164 179V180H163ZM195 179H197V180H202L201 182L203 183V184H201L199 181V183H193V181L195 182H197V180H195ZM253 179V180H252ZM256 179H258L259 181L261 180V182H259L258 180L256 181ZM27 180H28V182H27ZM32 180V181H33ZM46 182H44V181ZM48 180V181H47ZM62 180H64L63 182H62ZM71 182H70V181ZM77 180V181H76ZM88 180H89V182H88ZM98 180V181H97ZM131 180V181H130ZM156 180V181H155ZM165 180H167L168 181V183H167V181L165 182ZM224 180V182H222ZM231 180V181H230ZM242 182H245L244 184H241V185H243L242 187L240 186V185H238L237 186V184H239L241 181ZM244 180V181H243ZM251 180L252 181H254L255 180V182L253 183L252 182V184L253 185H255V186H252V184H251ZM2 181H4V182H2ZM23 181V182H22ZM67 181H69V184H71L70 186H69V184H68V182ZM79 181V182H78ZM82 181V183H84L85 181H87V182H85V184H82V183H80ZM93 181H94V183H93ZM97 181V182H96ZM144 181V182H143ZM162 181V182H161ZM172 181H174L173 179H172ZM204 181L205 182H207V183H204ZM233 181H232V183H233ZM5 182H6V184H5ZM25 182V183H24ZM48 182L50 183V184H52V185H50V184H48ZM66 182H67V184H66ZM99 182V183H98ZM108 182V183H107ZM112 182V183H111ZM131 184H130V183ZM163 182H165V183H167L166 185L163 183ZM179 182H181V183H179ZM241 182V183H242ZM250 182V183H249ZM257 182H258V184H257ZM264 182V181H263ZM28 183H30V186H32V183H33V185H34V189L35 190H37L38 188H40L41 189V192L40 191H35L32 187V189H30V186H29V184ZM35 183V184H36ZM65 183V184H64ZM75 183V184H74ZM79 183V184H78ZM91 183V184H90ZM106 183H107V185H106ZM132 183H133V185H135L136 187H137V185L139 186L138 187V189H136V187L135 186H133L132 185ZM146 183V184H145ZM222 183H226L225 185H226V187L227 188H224L225 186L222 184ZM235 183H237V184H235ZM3 184V185H2ZM26 184H28V187L27 186H25ZM46 185L45 187L43 186V185ZM103 186L104 185V187L101 189V185ZM178 184H179V186H178ZM201 184V185H200ZM249 184H251V186L249 185ZM262 184V186H260ZM48 185L51 187L52 186V190L54 189V192H53V194L52 193H50L49 194V192H51L52 190H50L51 188L50 187H48ZM65 187H64V186ZM75 185V186H74ZM84 185V186H83ZM85 185H88L87 187L85 186ZM100 185V186H99ZM142 185H144V187H145V189H144V187H142ZM190 186V187H193V186ZM259 185V186H258ZM54 186V187H53ZM61 186V187H60ZM82 186L85 188H82ZM90 186V187H89ZM93 186H95L94 188H93ZM131 186H133V187H131ZM224 186V187H223ZM229 186V187H228ZM234 187L235 189L238 187V188H240L241 189V193H239V195L237 194H235V193H238V192H240V190H237L236 189V191H235V189L234 190H232L231 189V187ZM38 187V188H37ZM47 187V188H46ZM66 187H68V188H66ZM73 187H75L73 190H72V188ZM108 187H110V188H108ZM134 187H135V189H136V191L134 190ZM206 189H205V188ZM218 187H221V188H223V189H227V190H229L228 188H230L231 190L230 191H228V193H224L226 196H224V194H223V192L221 191L220 192V189L217 188ZM250 188V187H252L251 189H252V191L253 192H250L251 191V189L250 190H247V188ZM257 187H261V188H258V190L260 189V192L259 191H257ZM8 188V189H7ZM44 188H46V190L44 189ZM71 188V189H70ZM78 188H80V189H78ZM93 188V189H92ZM97 188V189H96ZM133 191L132 193H130V189ZM133 188V189H132ZM140 188H143V189H140ZM152 188V190H150ZM214 188V189H213ZM244 188V189H243ZM248 188V189H249ZM48 189V190H47ZM66 189H70V191L72 192H74V196L71 194V196H73V198L70 196V192H69V194H67L68 192H67V190ZM82 189H84V190H82ZM88 189V190H87ZM90 189V190H89ZM108 189V190H107ZM109 189H110V192H109ZM149 191V192H147V190ZM167 189H171V188H167ZM208 189V190H207ZM215 189H217L218 190V193H221V195L220 194H218V198H220L221 196H222V194H223V197L222 198H220V199H218L217 200V197H215L216 195H215V192L217 193V190H215ZM247 190V192H243V191H246ZM26 190H27V192L28 191H30L31 190V192H33V193H29V195L31 194V200L30 201H28V198L30 197L29 195H28V197H27V192H26ZM50 190V191H49ZM77 190V191H76ZM85 190H86V192H85ZM99 190V191H98ZM142 190V191H141ZM143 190H146L145 192H146V194L147 193H149V194H147L146 196H147V198H150V199H152V200H150V199H147V198H145V195L143 196V194H141L140 192H143V193H145ZM154 190V191H153ZM177 190V189H176ZM207 190V192H205ZM222 190V189H221ZM243 190V191H242ZM3 191V192H2ZM34 191L35 192H37V196H36V193H34ZM42 191H45V193L43 192L42 193ZM49 191V192H48ZM63 191V192H62ZM64 191H66V192H64ZM82 191V192H81ZM90 193H89V192ZM92 191V192H91ZM137 192V191H139L138 193H135V192ZM153 191V192H152ZM167 191V190H166ZM185 191V193H183ZM224 191V190H223ZM2 192V193H1ZM5 192V193H4ZM72 192V193H73ZM76 192H78V194H81L80 196L79 195H77L76 194ZM81 192V193H80ZM98 192H99V194H98ZM102 192V193H101ZM107 192V194H105ZM155 192H156V194H155ZM194 192H196L195 194H194ZM224 192H227L226 190L224 191ZM229 192H230V194H229ZM232 192V193H231ZM235 192V193H234ZM27 193V194H26ZM39 193V194H38ZM41 193H42V195L43 196H39V198L40 197H43V198H45V200H46V198H47V200H46V202H44V201H42L43 203H41L40 201H41V198H40V200H39V202L41 203V204H39V202L38 201H36V199L38 200V195H41ZM55 193V194H54ZM63 195L64 193V195L62 196L61 194ZM86 193V194H85ZM93 193V194H92ZM96 193V194H95ZM133 193H135V194H133ZM202 193V195H204ZM3 194L5 195L4 197H3ZM44 194H45V196H46V194H48L46 197L44 196ZM94 194H95V196H94ZM106 195V198H107V200H106V198L104 197V195ZM111 196H110V195ZM131 194V195H130ZM134 195V197L133 198H131L130 199V197L129 196H133ZM141 195V196H143L142 198H140L139 197V195ZM157 194H158V197L156 198V196H157ZM187 194H189L188 196H189V198L187 197V196H185V195H187ZM195 195V199L194 200H192L193 199V195ZM227 194H229V195H227ZM232 194H233V196L235 197H230V198H228L229 196H232ZM244 196L245 198H241L240 197V199L238 200V198L236 199V196ZM34 195L36 196L35 198L36 199H34ZM50 195V196H49ZM55 195V196H54ZM59 195V197L57 198L56 196H58ZM68 197H67V196ZM87 195V196H86ZM108 195V196H107ZM135 195H137V196H135ZM198 195H200V198L198 197ZM246 195L248 196V199H247V197H246ZM252 195V196H251ZM33 196V197H32ZM54 196V197H53ZM181 196H179V197H181ZM220 196V197H219ZM242 196V197H243ZM249 196H251L250 197V199H249ZM253 196L255 197V200L256 201H253ZM261 196V197H260ZM7 197V198H6ZM56 197V198H55ZM65 197H66V199H65ZM71 197V198H70ZM83 197H84V199H83ZM86 197V198H85ZM95 197H96V199H95ZM99 197V198H98ZM103 197V198H102ZM137 197H139V199L137 198ZM165 197V198H164ZM197 197V198H196ZM225 197V198H224ZM257 197V198H256ZM259 197H260V199H261V201H260V199H259ZM1 198H3V199H1ZM27 198V199H26ZM53 198H55V199H53ZM60 198V199H59ZM64 198V199H63ZM72 199V200H70V199ZM77 198V199H76ZM80 198V199H79ZM108 198H110L109 200H108ZM145 198V199H144ZM177 198V199H176ZM188 198V200H186ZM202 198V199H203ZM216 198V199H215ZM5 199V200H4ZM30 199V198H29ZM48 199H49V201H48ZM50 199H53L52 200V203L50 202L51 200ZM56 199H59L60 201H56ZM63 199V202H64V209H60L59 208V206L58 205H60V207L63 205L62 204V200ZM74 199V200H73ZM78 199H79V202H78ZM86 199V200H85ZM89 199V200H88ZM129 199V200H128ZM139 201H138V200ZM217 200L218 201V203H217V201H215V200ZM222 199H224V200H226L227 201V203H229L230 201L229 200H231V203H230V205L229 204H227L224 200L223 201H220L219 202V200H222ZM234 199H236V201L234 200ZM241 199H246L245 201L247 202V201H251V203H249V202H247V203H245V201H242ZM258 199V200H257ZM1 200H3L2 202H1ZM34 201V203L36 202L37 204V207L39 208V207H41V206H43V204H45L43 207H41L40 208V210H38V208H35L36 206H35V204H33V202H32V205L31 206H35L34 208H32L31 206H29L30 204H31V201ZM42 200H44V199H42ZM66 202H65V201ZM67 200H69V201H67ZM81 200H83V201H81ZM88 200V201H87ZM96 200V201H95ZM101 200V201H100ZM112 200V201H111ZM132 200H134L133 202H135L136 200H137V204H138V202H141V200L144 202V200L147 202L148 200H150L149 201V204H154V206H156V205H160V204H164L165 206H162L161 205V208H159L160 210H162V211H160L159 209H158V212H156L157 213V215H155L154 213V211H153V213H152V208H154V210L156 211V208L155 207H153V205H151L152 206V208H151V206H148V207H150L149 209H150V211H149V213L150 214H154V216H155V221H157V219H158V217H159V219H162V218H164V219H162V220H164V222H163V224H167V225H162V221H160L159 219H158V221H160V222H158L159 224H161L162 225V227L163 228H165L163 231L162 230H160V234H159V230L158 229H163L161 226V228L159 227L158 228V226H156V227H154V224L156 223V222H154L153 220V224H152V222H150L151 224L150 225H153V226H148L147 224H149L148 222L150 221H145L146 220V218L147 217H149V218H151L153 215H150V214H148L147 215V213H146V215H144V214H142V211H144V210H142L143 208H147L146 207V205L148 204V202H147V204H146V202L145 203H143V207L141 208L140 207V209L139 210H137V209H135L136 211L134 212V208H129V206L130 207H133L132 205V203L133 202H131ZM168 202H167V201ZM184 200V201H183ZM185 200L187 201L186 203H185ZM242 201V203H241V201ZM6 203H5V202ZM53 201H55V203L57 202L58 203V207H55L56 205H54V202ZM73 201H76V202H73ZM87 203H86V202ZM89 201H91V202H89ZM95 201V202H94ZM152 201V202H151ZM163 201V202H162ZM175 201L178 203L179 201H181V202H179V205H176V203H175ZM232 201H234L236 204H237V202H238V204H240L241 206L239 207H237L236 206V204L234 203V202H232ZM252 201H253V203L254 202H256L255 204H256V206H254L255 207V209H253L254 207L252 206ZM262 201H263V203H262ZM3 202H4V204H3ZM8 202V203H7ZM9 202H11V203H9ZM47 202L49 203L48 205V207H50V208H53V211H51L50 209H49V212H48V207H47ZM60 202V203H59ZM68 202H70L69 204H68ZM89 202V203H88ZM102 202V203H101ZM110 202V203H109ZM126 202V203H125ZM151 202V203H150ZM165 202H166V204H165ZM173 202V203H172ZM214 202H216V204H219V205H217V209L215 210L214 209V207H213V203ZM221 202H224V203H226V205H229L230 207H231V209H223V207H221ZM245 203V205H244V203ZM262 203V205H261V207L259 206V204L258 203ZM30 203V204H29ZM76 204V206L74 205V204ZM84 203V204H83ZM92 203V204H91ZM94 203V204H93ZM136 203H134V204H136ZM182 203H184L185 205H183ZM192 203V204H191ZM193 203H194V205H193ZM196 203V204H195ZM233 203L235 204V207H232L233 206ZM3 204V205H2ZM9 204V205H8ZM50 204H52V205H50ZM62 204V205H61ZM83 205L82 207H80L81 205ZM89 204V205H88ZM172 204V205H171ZM232 204V205H231ZM237 204V205H238ZM249 205V207H250V204H251V206H252V208H251V210L253 211V212H251V210L249 211V207H248V205ZM6 207H5V206ZM40 205V206H39ZM67 205V206H66ZM85 205V206H84ZM110 205V206H109ZM142 204L140 203V206H141ZM167 205L169 206V207H167ZM176 205V206H175ZM181 205H183V206H181ZM242 205H244L245 207H247V209H248V211H247V214H246V210H244V206H243V208H242ZM247 205V206H246ZM258 205V206H257ZM2 206H4V208L2 207ZM9 206H11V209L12 210H10V207ZM53 206V207H52ZM65 206L66 207H68V206H70L71 208L72 207H79V209L77 208V209H74V208H72V209H74V212H76L75 214L76 215H72L73 217H71L70 216V214H74V212H73V210L70 208V207H68L69 208V211L70 212H68V210H67V208L65 209ZM91 208H90V207ZM92 206H93V208H92ZM96 208H95V207ZM98 206H99V209L97 210V208H98ZM195 206H197L198 208H196ZM220 206V207H219ZM222 206H223V203H222ZM8 207V208H7ZM63 207V206H62ZM83 207H86V209L85 208H83ZM101 207V208H100ZM122 207V208H121ZM164 207V209H162ZM184 207V208H183ZM201 207V206H200ZM220 209H219V208ZM226 207V206H225ZM228 207V206H227ZM226 207V208H227ZM229 207V208H230ZM257 207V208H256ZM7 210H6V209ZM30 208V209H29ZM31 208L33 209V210H31ZM44 208H46V209H44ZM55 208V209H54ZM57 208H59V210H64L65 212H66V210H67V212L65 213V212H63V216H61L62 214V212L60 211L59 212V210H56ZM84 210H83V209ZM89 208V209H88ZM104 208V209H103ZM110 210V211H108V209ZM114 208V209H113ZM128 208V209H127ZM181 208H183V212H182V209ZM215 208H216V205H215ZM223 210H222V209ZM37 209V210H36ZM41 209H43L42 211H41ZM71 209V210H70ZM82 209V210H81ZM94 209V210H93ZM102 209H103V212H102ZM107 209V211H105L104 212V210H106ZM167 209V210H166ZM198 209V210H197ZM202 209H200L199 211H201ZM246 209V208H245ZM4 210V211H3ZM13 210H14V212H13ZM78 210H80L81 211V213H83V211H84V214H88V215H82V214H80V212H79V214H78ZM92 210V211H91ZM128 210H131V211H128ZM133 210V211H132ZM140 210H141V213H140ZM147 210V209H146ZM145 210V211H146ZM166 210V211H165ZM211 212H210V211ZM233 210H235V213H236V211H237V213H238V211H241V210H244V211H241L240 213V215H242V217L241 216H237V215H235V220L233 221V222H231L230 220H229V218H232V220H233V216L231 215L230 216V214H231V211H233ZM259 210V211H258ZM8 211V212H7ZM12 211V212H11ZM33 211L34 212H36V213H33ZM43 212V211H45V213L47 214H49L50 212V216L49 215H46L45 213V215L44 214H42L41 213V215H40V212ZM86 211L88 212V213H86ZM164 211V212H163ZM230 211V212H229ZM254 211L256 212V216L258 215V217H256V216H254V214H252V213H254ZM8 214H7V213ZM31 212V213H30ZM39 212V213H38ZM52 212H54V213H52ZM60 213V215H57V213ZM72 212V213H71ZM92 212H93V216H91L92 215ZM111 212V213H110ZM140 213V214H138V213ZM182 212V213H181ZM226 212H227V214H226ZM229 212V213H228ZM260 214H259V213ZM3 213V214H2ZM40 215H38V214ZM56 213V214H55ZM127 213V214H126ZM137 213V214H136ZM183 213H184V215L186 216V217H183L184 215H183ZM212 213V214H211ZM234 213V212H233ZM232 213V214H233ZM234 213V214H235ZM244 213V214H243ZM263 213V214H262ZM12 215V216H10V215ZM33 214V215H32ZM52 214V215H51ZM53 214H55V215H53ZM67 214H69L68 216H67ZM95 214H96V216H95ZM102 216H101V215ZM106 214V215H105ZM159 214V215H158ZM163 214V215H162ZM167 216H166V215ZM194 214V213H193ZM203 214V215H202ZM221 214L223 215L224 214V216L226 215V216H228V218L227 217H224V218H222L223 216H221ZM263 216H262V215ZM4 215V217H3V219H2V216ZM6 215V216H5ZM9 215V216H8ZM43 215L44 216H47V217H43ZM79 216V218H77L78 216ZM104 215V216H103ZM132 215V216H131ZM136 215H138L136 218H135V220L133 219V222H130L131 220H132V218L133 217H135ZM145 217H144V216ZM151 217H150V216ZM165 215V216H164ZM209 215V216H208ZM211 215V216H210ZM217 215H220L221 216V218H218L217 220H216V216ZM14 216H16V217H18V218H14ZM31 216H32V218H31ZM43 217V219L44 218H46L47 219V221H46V219L45 220H42L41 218ZM48 216H49V218H48ZM51 216H52V220H51ZM58 216H59V218H60V216H61V218L60 219H58ZM77 216V217H76ZM127 216V217H126ZM132 218H131V217ZM140 216L142 217V219H138V218H140ZM153 216V217H154ZM157 216V217H156ZM162 216H164V217H162ZM207 216H208V218H210V219H207ZM244 216V217H243ZM8 217H10V218H8ZM12 217V218H11ZM55 217V218H54ZM65 219H64V218ZM71 217V219H73L74 218V220L71 222V219H69ZM76 217V218H75ZM88 217V218H87ZM94 217V218H93ZM118 217V218H117ZM152 217V218H153ZM217 217H219V216H217ZM262 217V218H261ZM8 218V219H7ZM64 220H63V219ZM90 218H91V220H90ZM99 218V219H98ZM104 218H105V220H104ZM108 218V219H107ZM129 218V219H128ZM145 218V219H144ZM148 218V219H149ZM151 218V219H152ZM169 218V219H168ZM242 218L243 219H245V220H242ZM249 218V219H250ZM261 220H260V219ZM11 219H13V221L14 222H12V220ZM19 219V220H18ZM38 219L40 220V221H38ZM50 219V221L48 222V220ZM54 219V220H53ZM61 219H62V221H61ZM87 219V220H86ZM94 219V220H93ZM101 219V220H100ZM136 219H137V221H136ZM198 219V220H199ZM207 219V220H206ZM226 219V220H225ZM227 219L230 221V223H228V221H227ZM243 221V222H241V220ZM11 220V221H10ZM16 220H17V222H16ZM42 220V221H41ZM59 220H60V222H62L61 224L60 223H58L59 222ZM69 220V221H68ZM83 220H84V222H83ZM86 220V221H85ZM89 220V221H88ZM139 220H141V221H139ZM142 220H144V222H146L147 224H146V226H148V227H146L145 225V227L150 231V229L152 228H157V229H155L156 230V233H155V231H151L150 232V236L149 235H147L148 233L146 232H140L141 234L142 233H145V234H142V236L144 235V238H142V239H145V238H147L146 237V235L147 236H149V242L147 241V243L149 244V245H151V243H152V245L154 246V244H156L157 243V240H159V242L158 243H161V240L160 239H162V237H164L165 236V238H166V241L164 240V242L166 243V242H169L170 244H169V246H167L166 247V252H163V251H161L162 250V248L164 247V244H163V247H162V244H160V245H158V243H157V245H158V247L160 246V247H162L161 249H160V247H159V251H161L162 253H160V254H157L158 253V250L156 249V253L154 252L155 251V248L156 247H152V246H150V247H147V245H143L142 244V242H144L145 244H147L146 243V241L145 240H141V239H139V237H142L138 232H139V230L138 229H140V228H143V227H141V224H142ZM168 220V221H167ZM210 220V221H211ZM222 220H224V221H222ZM248 220V219H247ZM247 220H246V222H247ZM258 220H260V221H258ZM9 221V222H8ZM48 222V223H45V224H43L44 222ZM52 221L53 222H55L56 223V221H58L57 223L58 224H56L55 225V223L53 224L52 223ZM66 221V222H65ZM95 221V222H94ZM191 221V222H192ZM38 222V223H37ZM41 222H43L42 224H41V226L39 225ZM52 224H51V223ZM80 222H81V224L83 225V224H85V223H87L88 222V225L86 226V224L85 225H81L80 224ZM83 222V223H82ZM105 222V223H104ZM135 222H137V224L135 223ZM138 222L139 223H141L140 225H138ZM183 222H185V223H183ZM200 222V223H199ZM211 222V223H212ZM239 222H236V223H238V224H236V226L237 227H239L240 225H239ZM255 222H257V223H255ZM264 222V221H263ZM262 222V223H263ZM6 223V224H5ZM15 223H17V224H15ZM68 223H70L69 225H71V226H69L68 225ZM74 223L75 224H77V225H74ZM79 223V224H78ZM90 223V224H89ZM100 223V224H99ZM125 223V224H124ZM173 223V224H172ZM221 223V225H223L224 227H225V224L223 223L222 224ZM231 223H234V224H231ZM248 223V222H247ZM246 223V224H247ZM5 224V226H3V225ZM21 225V227H20V225ZM36 224H37V226H36ZM59 224L61 225V226H59ZM67 224V225H66ZM101 224H104L105 225V228H104V225H101ZM128 224L132 227V224L135 226H133L132 228H134V230H131L132 228H130V226H129V231H128ZM157 224V223H156ZM155 224V225H156ZM188 224V225H189ZM198 224H193V227L196 225H198ZM216 224V223H215ZM245 224V222H244V224L243 225H246ZM258 225V226H262L261 228V231H259L258 230V228L259 227H257L256 225ZM261 224V225H260ZM42 225H43V227H42ZM45 225V226H44ZM79 225H80V227L82 226V228H84V229H81L80 230V227H79ZM125 225V226H124ZM137 225H138V227L140 226V228H138L137 227ZM158 225V224H157ZM183 225V226H182ZM184 225H186L185 227H184ZM205 225V226H204ZM217 225H219V226H217ZM217 225H214V226H217L218 228L221 226L219 223H217ZM239 225V226H238ZM240 226L239 228L241 229L240 231H242V230H244L245 228H247L248 227V225H246V227L245 226ZM36 226V227H35ZM47 226V227H46ZM57 226H58V228H60V229H58L57 228ZM67 226H68V228H67ZM73 226H74V228H73ZM77 226V227H76ZM121 226H123L122 228H121ZM201 226H197V228H199V227H201ZM208 226V227H207ZM2 227H3V230H2ZM4 227H6V228H4ZM39 227H41L42 228V230H43V228L45 229L44 231H41L40 230V228ZM46 227V228H45ZM70 227V228H69ZM87 227H89V228H87ZM109 229H108V228ZM125 227V228H124ZM150 227V228H149ZM213 227V226H212ZM211 227V228H212ZM222 227V226H221ZM220 227V228H221ZM224 227H222L220 230H221V232H223V234L225 233L224 232V230H222V229H224ZM244 227V228H243ZM256 227H257V231H259L260 233H257L256 235H255V233L257 232L256 231ZM65 228V229H64ZM66 228H67V230H66ZM108 230H107V229ZM120 228V229H119ZM127 228V230H125ZM135 228H136V230H135ZM138 228V229H137ZM171 229H167V230H173L172 229V227H170ZM181 228H184V229H181ZM62 229H63V232H61L62 231ZM71 231H70V230ZM74 229V230H73ZM77 229V230H76ZM106 229V230H105ZM122 229L124 230L123 232H122ZM144 230H146L145 228H143ZM194 229V231L192 230V225H191V228L189 229L188 228V230H187V228H186V233L187 232H192V233H195L196 234V228L194 227L193 228ZM200 229V228H199ZM198 229V230H199ZM205 229H204V231H205ZM210 229V228H209ZM217 229V228H216ZM237 229V228H236ZM260 229V228H259ZM35 230L37 231V233L35 232ZM38 230H39V232H38ZM61 230V231H60ZM69 230V231H68ZM78 230L79 231H81V233L80 232H78ZM85 230V231H84ZM89 230V231H88ZM121 230V231H120ZM140 230H142V229H140ZM192 230V231H191ZM200 230V231H201ZM210 230H212V229H210ZM218 231H219V229H217ZM217 230H215V228H214V230L213 231H209V232H211V234H207V232L205 231V233L208 235V236H204L203 235V233H202V231L200 232V233H202L201 235H203V236H201V238L203 237V238H210L211 240L209 241V242H211L210 243V245H209V247L210 248H215V247H211L212 245H214V244H212L213 243V241L212 240H214V242L215 241H217V245H218V247L222 244V246H223V244H224V242H225V240H227L226 242H228L229 244H230V241H232L231 239H233V238H235V239H237L236 241H234V242H236V243H238L237 245H235L236 247H235V251H238V245H241L240 244V241L238 240V237L236 236H234V234H232L231 236H233V238L231 237V239L229 240V238H226L225 240L223 239V237H225L226 236V234H225V236L222 234V241H219L220 243L218 244V240L219 239H221V238H214L215 237V235L216 236H218L219 237V235L221 234H219L218 235V231ZM41 231V232H40ZM76 231V232H75ZM91 231V232H90ZM107 232V236L109 237H107L106 236V232ZM108 231H110V232H108ZM128 231V232H127ZM131 231H133L132 233H131ZM147 231V230H146ZM148 231V232H149ZM168 231V232H169ZM174 231V230H173ZM215 231V232H214ZM217 231V232H216ZM239 231V230H238ZM245 231L243 232V233H245ZM263 231H264V229H263ZM71 232V233H70ZM104 232V233H103ZM125 232H127V234L128 235H126V233ZM175 232V231H174ZM208 232V233H209ZM213 232H214V236H210V235H213ZM45 233H47V235L45 234ZM69 233V234H68ZM86 233V234H85ZM91 233V234H90ZM120 233H122V234H124L123 235V237L122 238H120L121 236H122V234H120ZM151 233H152V237H153V239L155 238V240L158 238L157 236H162L161 238H159V239H157L156 241L154 240L153 241V239H150V238H152L151 237ZM153 233H155L154 235H153ZM163 233V234H162ZM166 233H167V231H166ZM165 233V234H166ZM169 233H171V232H169ZM182 233H183V235H182ZM199 233V234H200ZM230 233L228 232V236L230 237ZM243 233L241 234V235H243ZM251 233V234H252ZM261 233H262V235H261ZM39 234V235H38ZM42 234V235H41ZM60 234H62V235H60ZM64 234V235H63ZM81 234V235H80ZM88 234V235H87ZM90 234V235H89ZM159 234V235H158ZM60 235V236H59ZM66 235V236H65ZM106 237V238H103V239H101L102 237H104V236ZM111 235H112V237L114 238V240L111 238ZM118 235V236H117ZM120 235V236H119ZM126 235V236H125ZM131 237H130V236ZM138 235H140L139 237H138ZM156 235V236H155ZM164 235V236H163ZM181 235V236H180ZM187 235H189L190 236V233L188 234L187 233ZM249 235V236H248ZM4 236L7 238V239H5L4 238ZM36 236V237H35ZM43 236V237H42ZM81 236V237H80ZM84 236H85V238H84ZM116 236V237H115ZM133 236V237H132ZM134 236H136V237H134ZM155 236V237H154ZM159 236V237H160ZM171 236V235H170ZM228 236H226V237H228ZM256 236H257V238H256ZM63 237H65L66 238V240L68 241V243H70V244H68L66 241H64L63 240ZM68 237H71V238H68ZM91 237V238H90ZM157 237V238H156ZM3 238H4V242H3ZM36 238V239H35ZM43 238H44V240H43ZM74 238V239H73ZM83 238V239H82ZM116 238H118V240H119V242H117L118 240L116 239ZM120 238V239H119ZM126 238H127V240H126ZM131 238H133V239H131ZM189 238V237H188ZM191 238V237H190ZM203 238L202 239H200L199 241H196L195 243L198 245L199 244V242L201 243L200 244V247H199V245L197 246V247H199V249L201 248V249H206V248H209L208 247V244H209V242H206L207 243V246L204 244V243H202V241H204L203 240ZM245 238H247L246 240L248 241H246V240H244ZM253 238V239H252ZM254 238H256V239H254ZM47 239V240H46ZM72 239V241H69V240H71ZM92 241H91V240ZM110 239H111V241L113 240V241H116L119 245H121V243H122V241H128L129 239V242L131 243H127V247H126V244H124V242L122 243V245H125V247L123 248V250L121 251L120 249V246H118L117 245V243H115L116 244V246H114V243L113 242H109V243H113L112 244V246H110L109 245V243H107L108 241H110ZM116 239V240H115ZM123 239V240H122ZM147 239V240H148ZM218 239V240H217ZM6 240V241H5ZM50 240V241H49ZM63 240V241H62ZM85 240V241H84ZM100 240V241H99ZM120 240H122L121 241V243H120ZM133 240V241H132ZM174 240V246L176 245L175 243V239H173ZM209 240V239H208ZM229 240V241H228ZM244 240V241H243ZM258 241V243H260L259 245L258 244H256V241L254 242V244L255 245H253V241ZM43 242V243H41V242ZM88 241L90 242V244L92 245V243H93V247L92 246H90V245H87V246H90V247H87L86 246V244L88 243ZM103 241V242H102ZM106 241V242H105ZM133 243H132V242ZM153 241V242H152ZM162 241H163V239H162ZM179 241V242H178ZM194 241V242H193ZM206 241V240H205ZM38 242V243H37ZM40 242V243H39ZM63 242V243H62ZM84 242V243H83ZM85 242H86V244H85ZM99 242H100V245H99ZM104 242H105V244H104ZM141 242V244L143 245V248H145L147 251L149 250H151L152 248V252H154L155 254H153V255H156L157 254V257L154 259L153 258V260L152 261H149V259H151L152 257V253L151 252H146V250H144L142 247H140L141 246V244H140V246H135V245H137V243H138V245H139V243ZM222 242V243H221ZM225 242V243H226ZM252 242V243H251ZM46 243H47V245H46ZM50 243V244H49ZM66 244V246L68 245V247H66V249H64V252L63 253H61V252H59L60 250L59 249H61L60 248V244ZM96 243V244H95ZM102 243V244H101ZM154 243V244H153ZM163 243V242H162ZM250 243V244H249ZM262 243H264V238L262 239ZM30 244V245H29ZM35 244H37V245H35ZM89 244V243H88ZM129 244V245H128ZM172 244H173V241H172ZM183 244V245H182ZM192 244V245H191ZM196 244H195V246H196ZM212 244V245H211ZM231 244H232V242H231ZM247 244H249L250 246L248 247V245ZM46 245V246H45ZM70 245V246H69ZM71 245H73V249H71L70 248V250H69V247H71ZM96 245V246H95ZM104 245V248H102V246ZM108 245V246H107ZM167 244H165V246H166ZM176 245V246H177ZM190 245V246H189ZM203 245H205V246H203ZM217 245H214V246H217ZM226 245V244H225ZM242 245H243V243H242ZM241 245V246H242ZM243 245V246H244ZM247 245V246H246ZM43 246V247H42ZM45 246V247H44ZM50 246L53 248H50ZM76 246V247H75ZM107 248H106V247ZM117 246L120 248H117ZM128 246H131V248H129V250H127L126 251V249H128ZM133 246V247H132ZM145 246V247H144ZM156 246V245H155ZM203 246V247H202ZM229 246V245H228ZM240 246V247H241ZM254 247L255 249L257 248V247ZM39 247V248H38ZM95 247V248H94ZM97 247V248H96ZM115 247L117 248V249H115ZM123 247V246H122ZM135 247H139V249H137V250H139V252H140V254H139V257L141 258H139L138 256H137V254L139 253V252H135V251H137L136 250V248ZM224 247V249L220 246L219 248H221V249H219L218 250V252L220 253L221 252V250H223L224 251V253H226L227 252V254H228V251L226 250V252H225V248L226 249H228V250H233V248H230L231 247V245H230V247H225V246H223ZM232 247H234V246H232ZM48 248V249H47ZM75 248H76V250H75ZM86 248H88V249H86ZM90 248V249H89ZM94 248V249H93ZM126 248V249H125ZM132 248H135V251H134V249H132ZM151 248V249H150ZM178 249V251H177V249ZM237 248V249H236ZM242 248V249H243ZM257 248V249H258ZM41 249V250H40ZM92 249V250H91ZM100 249H101V251H100ZM103 249V250H102ZM107 251H106V250ZM125 249V250H124ZM134 251H132V250ZM164 249H165V247H164ZM196 249H198V248H196ZM242 249H240L239 250V252L241 251L242 252ZM251 249H249V251L247 250V252L245 251L244 252V254L243 253H241V254H239V256L241 255H246V257H248V258H245L247 261V263H249L248 262V259H249V261L250 262H252V260L255 258V260L256 259H258L257 257H261L262 259H258V260H254L256 263H252V264H262V262H263V264H264V246L262 247V249L260 248V250L258 249V251L257 250H255V249H253L254 250V252L256 251V255H255V253L253 252V250H251ZM43 250V251H42ZM46 250V251H45ZM74 250V251H73ZM88 250H90V251H88ZM97 251L96 253H101V255H97V254H95V252L94 251ZM117 250H119L118 251V254H117ZM188 250V251H187ZM250 250L252 251V252H250ZM50 251H52V252H50ZM66 251V252H65ZM67 251H69V252H67ZM73 251V252H72ZM79 251V252H78ZM87 251H88V253H87ZM93 251V252H92ZM99 251V252H98ZM108 251H111V252H108ZM121 251V252H120ZM125 251V252H124ZM129 251H131V252H129ZM172 253H171V252ZM192 251V252H191ZM229 251V253H231ZM234 251V250H233ZM244 251V250H243ZM260 251V252H259ZM4 252V253H3ZM40 252H41V254H40ZM47 252V253H46ZM104 252H105V254H104ZM107 252V253H106ZM113 252V253H112ZM146 252V253H145ZM195 252V253H194ZM57 253V254H56ZM68 253V254H67ZM70 253V254H69ZM91 253V254H90ZM103 253V254H102ZM110 253V254H109ZM119 253H121V255L123 256L125 253H127V255H129L130 257H132V258H130V257H127V255L125 254L124 256H123V259H124V257L126 258H130V259H128L127 260V258L126 259H122V256H120V254ZM124 253V254H123ZM136 253V254H135ZM234 252H232V254H233ZM236 253V252H235ZM249 253V254H248ZM254 254V256H253V254ZM67 254V255H66ZM77 254V255H76ZM82 254H86L85 256H86V258H88L87 259V262H86V259L84 258L85 256L84 255H82ZM107 254H109V260L108 259H106L107 261V263L105 262V258L107 257L108 258V256H106ZM113 254V255H112ZM134 254V255H133ZM149 254V255H148ZM172 256H177L178 257V259H176L177 257L175 256V257H172ZM193 256H197V257H194L195 259H192L193 257H192V255ZM195 254V255H194ZM202 254H203V252H202ZM232 254H229V256L231 255V257H226L227 255L226 254H219L218 256H219V258H220V255H221V257H222V255H223V259H224V261H223V263L222 264H232V262H233V264H234V262L237 264H246V262L245 261H243V260H245V259H243L244 257L242 256H238V255H236V254H238V252L236 253V254H234L233 256H232ZM252 254V255H251ZM50 255V256H49ZM70 255V256H69ZM72 255V256H71ZM73 255H75L74 257H73ZM89 255H91L90 257H89ZM93 255H94V257L97 259L96 261L97 262H99V263H95V258L93 257ZM102 255H104V256H102ZM117 255H119V256H117ZM144 255H146V258L148 259H146L145 257H143ZM151 255V256H150ZM160 255V256H159ZM180 255L182 256V258L180 257ZM224 255H225V257H226V259L224 258ZM247 255H250V256H247ZM47 256V257H46ZM52 256H53V258H52ZM80 256V259L78 258ZM97 256H98V258H97ZM102 256V257H101ZM148 256H150V257H148ZM159 256V257H158ZM171 256V257H170ZM188 256V257H187ZM218 256H217V260L219 259L218 258ZM39 257H41V258H39ZM84 259V260H81L82 258ZM94 258V260H93V258ZM99 257H100V259H99ZM117 257V258H116ZM118 257H121V258H118ZM143 257V258H142ZM184 257H185V261L183 260L184 259ZM235 257V259H233ZM238 257V259H236ZM76 258V259H75ZM133 258H134V260H133ZM202 258V260L200 261V259ZM208 260H207V259ZM229 258H231V260L229 259ZM239 258H240V260H239ZM242 258V259H241ZM66 261H64V260ZM76 261H75V260ZM91 259V260H90ZM103 259V260H102ZM116 259V260H115ZM123 261H122V260ZM132 259V260H131ZM176 259V260H175ZM181 259V260H180ZM192 259V260H191ZM221 259L222 258H220V261H221ZM68 260V261H67ZM90 260V261H89ZM100 260H101V262H100ZM136 260H137V262H136ZM147 260V261H146ZM158 260H160V262L162 263L164 260H163V258H162V260H161V258L160 259H158ZM194 260V261H193ZM216 260V261H217ZM229 260H230V262H229ZM236 260L238 261V262H236ZM261 260V261H260ZM56 261V262H55ZM77 261H78V263H77ZM108 261H110L109 263H108ZM157 261V260H156ZM167 261V260H166ZM206 261H208V262H206ZM215 261V260H214ZM215 261V262H216ZM220 261H217L216 262V264L219 262L220 263ZM240 261V262H239ZM259 261V262H258ZM52 262H54V263H52ZM83 262H85V263H83ZM113 262V263H112ZM147 262V263H146ZM183 262V263H182ZM211 262H209V263H211ZM103 263H101V264H103ZM163 263V264H164ZM190 263V264H191ZM220 263V264H221ZM151 264H153V263H151ZM154 264H156V262L154 263ZM193 264V263H192ZM201 264V263H200ZM212 264V263H211ZM250 264V263H249Z\"/></svg>",
    "mask_w": 264,
    "mask_h": 264
},
{
    "label": "bare ground",
    "instance_id": "bare-ground-1",
    "mask_svg": "<svg viewBox=\"0 0 264 264\" xmlns=\"http://www.w3.org/2000/svg\"><path fill=\"white\" fill-rule=\"evenodd\" d=\"M6 1H7V0H6ZM24 1H25V0H24ZM49 1H50V0H49ZM51 1H52V0H51ZM64 1L67 2V0H64ZM64 1H63V3H64ZM69 1H70V0H69ZM99 1H100V0H99ZM103 1H104V0H103ZM223 1H224V0H223ZM10 2H11L10 5H12L13 0L10 1ZM15 2H16V1H15ZM31 2H32V1H31ZM33 2H34V1H33ZM39 2H40V0H38V3H39ZM44 2H45V1H44ZM44 2H42V4H43ZM46 2H47V1H46ZM52 2H53V1H52ZM55 2H56V1L54 0V3H55ZM70 2H71V1H70ZM70 2H68V3H70ZM72 2H73V0H72ZM75 2H76V1H74V3H75ZM89 2L93 3L94 1H92V0L90 1V0H89ZM95 2H96V1H95ZM3 3H4V1H3ZM28 3H30V0L28 1ZM35 3H37V1H36ZM35 3H33V4H35ZM58 3H59V2H58ZM60 3H61V2H60ZM68 3H66V5H67ZM87 3H88V2H87ZM100 3H101V2H100ZM233 3H234V2H233ZM5 4H6V3H5ZM5 4H4V5H5ZM14 4H15V3H14ZM26 4H27V3H26ZM51 4H52V3H51ZM76 4H77V3H76ZM81 4H82V2H81ZM1 5H3V4H1ZM4 5H3V6H4ZM8 5H9V4H8ZM10 5H9V6H10ZM39 5H40V4H39ZM45 5L47 6V3H45L43 6H45ZM53 5H54V4H53ZM53 5H49V6L51 7V6H53ZM61 5H62V6L64 5V7H66L65 4H62V3H61ZM61 5H59V6H60L61 8H63ZM70 5L72 6V3H70ZM87 5H88V4H87ZM95 5H96V3H95ZM95 5H94V3H93V5H91V6H94V7H95ZM99 5H100V4H99ZM101 5H102V4H101ZM235 5H236V3H235ZM3 6H1V7H3ZM6 6H7V5H6ZM9 6L7 7V9L10 10V8H11L12 6H11L10 8H9ZM28 6H31V3H30V5H28ZM33 6H34V5H33ZM36 6H38V5L36 4ZM40 6H41V5H40ZM49 6H48V7H49ZM82 6L85 7L84 4H83ZM89 6H90V5H89ZM96 6H97V5H96ZM115 6H117V5H115ZM115 6H114V7H115ZM229 6H230V5H229ZM1 7H0V8H1ZM4 7H5V6H4ZM4 7H3V9H4ZM14 7H15V6H13L12 8L16 10V7H15V8H14ZM24 7H25V6H24ZM48 7H47V8H48ZM56 7H57V5H56ZM60 7H59V8H60ZM68 7H69V6H67V8H68ZM75 7H76L77 9H79L78 6H75ZM80 7H81V6H80ZM94 7H92V8H94ZM97 7H99V6H97ZM97 7H95V8L97 9ZM118 7H119V6H118ZM38 8H39V7H38ZM42 8H43V7H42ZM53 8H55V7H53ZM61 8H60L59 10L62 11L63 9H61ZM92 8H91V9H92ZM240 8H241V7H240ZM1 9H2V8H1ZM3 9H2V10H3ZM18 9H20V8L17 7V11H18ZM25 9H26V8H25ZM30 9H32V8H31V7H30V8L28 7L29 12H30ZM43 9H44V8H43ZM48 9H49V8H48ZM65 9H66V8H64V10H65ZM72 9H73V8H72ZM85 9L89 10L90 8L86 6ZM230 9H232V8H230ZM233 9H234V7H233ZM2 10H1V11H2ZM28 10L25 11V12H28ZM32 10H33V9H32ZM45 10H46V9H45ZM45 10H44V11H45ZM50 10H53V9L51 8ZM55 10H56V9H55ZM55 10H54V11H55ZM81 10H83V8H82ZM93 10H94V9H93ZM98 10H99V8H98ZM98 10H97V12H98ZM103 10H106V9H103ZM111 10H112V9H111ZM239 10H240V9H239ZM3 11H5L4 13H6L7 10H3ZM17 11H16V12H17ZM20 11H21V10H20ZM34 11H35V8H34V10H33L31 13H33ZM47 11H48V10H47ZM47 11H46V14H48V12H49V11H48V12H47ZM57 11H58V10H57ZM57 11H55V12H53V13L56 14ZM69 11H70V10H69ZM72 11H73V13L75 12L74 9L71 10V12H72ZM84 11H85V10H84ZM94 11H95V10H94ZM101 11H102V9H101ZM101 11H100V13L103 15L104 12L102 13ZM106 11H107V10H106ZM114 11H115V10H114ZM119 11H120V10H119ZM12 12H13V11H12ZM25 12H24V13H25ZM50 12H51V11H50ZM71 12H70V13H71ZM81 12H82V11H81ZM88 12H89V11H88ZM90 12H91V11H90ZM90 12H89V13H90ZM97 12L95 11L96 14H97ZM233 12H235V11H233ZM2 13H3V12H2ZM9 13H10V12H9ZM13 13H14V12H13ZM31 13H29V14H31ZM34 13H36V12H34ZM37 13H38V12H37ZM43 13H44V12H43ZM51 13H52V12H51ZM51 13H50V14H51ZM61 13H62V12H61ZM73 13H72V14H69V15H74ZM83 13H85V12H83ZM86 13H87V11H86ZM92 13H93V12H92ZM100 13L98 12V14H100ZM112 13H113V12H112ZM112 13H111V14H112ZM6 14H7V13H6ZM6 14H4V17L6 16ZM11 14H12V13H11ZM11 14H9V15H11ZM21 14L24 15L23 12H21ZM46 14H45V15H46ZM55 14H54V16H56ZM57 14H58V13H57ZM59 14H60V13H59ZM62 14H63V13H62ZM90 14H91V13H90ZM90 14H89V15H90ZM106 14H108V13H106ZM114 14H116V13L114 12L112 15H114ZM232 14H233V13H232ZM237 14H238V13H237ZM15 15H16V13H15ZM18 15H19V14H18ZM22 15H21V16H22ZM27 15H28V14H27ZM38 15H39V14H38ZM52 15H53V14H52ZM52 15H50V16H52ZM66 15H68V13H66L65 16H66ZM83 15H84V14H83ZM86 15L88 16V14H85V16H86ZM92 15H93V14H92ZM102 15H100L101 17H100L99 15L95 16L96 18H98V16L100 17V18H98V20L100 19V20H99V23L101 22ZM124 15H127V14H124ZM124 15H123L122 18H124ZM1 16H2V15H1ZM1 16H0V17H1ZM24 16H25V15H24ZM31 16H32V14H31ZM33 16H34V15H33ZM33 16H32V17H33ZM46 16H47V15H46ZM48 16H49V14H48ZM50 16H49V17H50ZM59 16H60V15H59ZM59 16H57L56 18H57V19L59 18L60 21H61V18H60ZM63 16H64V15H62L61 17H63ZM74 16H75V17H72V18H74V19H75L76 17H79L77 13H76ZM85 16H82V18H84ZM87 16H86V17H87ZM106 16H109V14L106 15ZM121 16H122V15H121ZM134 16H135V15H134ZM248 16H249V15H248ZM260 16H261V15H260ZM11 17H13V14H12ZM11 17H9V18H11ZM67 17H68V16H67ZM67 17H66V18H67ZM86 17H85V18H86ZM90 17H91V15H90ZM90 17L88 16V18H90ZM92 17H93L92 20H95V19H94V16H92ZM92 17H91V18H92ZM104 17H105V16H104ZM113 17H114V16H113ZM113 17H112V18H113ZM117 17H118V16H117ZM117 17H114V19L117 18ZM243 17H245V16H243ZM13 18H14V17H13ZM15 18L17 19V16H16ZM18 18H20V17H18ZM22 18H23V17H22ZM30 18H31V17H30ZM33 18H35V17H33ZM33 18H32V19H33ZM70 18H71V16H70ZM72 18H71V19H72ZM80 18H81V17H80ZM88 18H86V19H88ZM91 18H90L89 20H91ZM106 18L108 19V17H106ZM109 18H110V17H109ZM112 18H111V19H112ZM120 18H121V17H120ZM120 18L118 17L117 19H120ZM126 18H128V17L126 16ZM126 18H125V19H126ZM131 18H134V17H131ZM245 18H246V17H245ZM2 19H3V17H2ZM2 19H1V20H2ZM4 19H5V21H6L8 18H7V19L4 18ZM16 19H15V20L13 19V20H11V21H13V23H14V21H17ZM26 19H27V16H26ZM32 19H31V22H32ZM48 19H52V17H50V18H48ZM53 19L55 20L54 17H53ZM53 19L50 20V22H52ZM57 19H56V20H57ZM59 19H58V23L60 22ZM67 19H68L67 22H70V19H69V18H67ZM74 19H72V20H74ZM86 19H83V20H86ZM103 19H105V18H103ZM117 19H116V20H117ZM142 19H143V18H142ZM156 19H157V18H156ZM246 19H247V18H246ZM254 19H255V18H254ZM28 20H29V19H28ZM33 20H34V19H33ZM62 20L66 21L65 17L62 18ZM78 20H79V19H78ZM92 20H91V22L89 21V22H90L89 24H91V23L93 24ZM105 20H106V19H105ZM105 20H104V21H105ZM128 20H130V19H127V21H128ZM133 20H134V19H133ZM239 20H241V19H239ZM243 20H244V19H243ZM247 20H248V19H247ZM24 21H25V20H24ZM24 21H23V22H24ZM64 21H61L59 24L62 26L63 24H61V23L64 22ZM75 21H76V22H74L75 24L79 23V26H78L79 28L77 27L78 24L75 26V27H76V30H77V29L80 30V26H81V27L84 26V25H83V26L81 25V24H82V20H81V24H80V22L77 21V19H76ZM104 21H102V22H104ZM139 21H140V20H139ZM149 21H150V20H149ZM153 21H154V20H152V22H153ZM253 21H254V20H253ZM256 21H257V20H256ZM0 22H1V21H0ZM7 22H8V21H7ZM21 22H22V20H21ZM25 22H26V21H25ZM27 22L29 23L30 21H27ZM31 22H30L28 25H30ZM33 22H34V21H33ZM35 22H36V21H35ZM97 22H98V21H97ZM97 22H94L95 24H93L92 27L95 26V25H97V24H98ZM102 22H101V23H102ZM105 22H106V21H105ZM107 22H108V20H107ZM107 22L105 23V25L107 24ZM114 22H115V20H114ZM120 22H123V20H120ZM120 22H119V24H120ZM131 22H133V21H131ZM141 22H144V19H143ZM155 22H156V21H155ZM243 22H244V21H243ZM245 22H246V21H245ZM249 22H250V20H249ZM249 22H248V23H249ZM1 23H2V22H1ZM1 23H0V24H1ZM13 23H12V25H13ZM16 23H17V22H16ZM45 23H46V22H45ZM48 23H49V22H48ZM48 23H47V24H48ZM53 23H54V21H53ZM56 23H57V22H56ZM64 23H65V22H64ZM83 23H84V22H83ZM86 23H87V21H86ZM108 23H111V22H108ZM127 23H128V22H126L125 25H126ZM138 23H139V22L137 21V23H134V24H138ZM19 24H20V23H19ZM21 24H23V23H21ZM32 24H33V23H32ZM34 24H35V23H34ZM34 24H33V26H34ZM51 24H52V23H51ZM51 24H50L48 27H50ZM111 24H113V23H111ZM114 24H115V23H114ZM114 24H113V28H112L113 30H114V28H116V27L114 26ZM119 24H118V25H119ZM121 24L123 25L124 22L121 23ZM132 24H133V23H132ZM139 24H140V23H139ZM141 24H142V23H141ZM141 24L138 25V26L140 27ZM143 24H144V23H143ZM154 24H155V23H154ZM165 24H166V23H165ZM242 24H243V23H242ZM244 24H246V23H244ZM244 24H243V25H244ZM251 24H252V23H251ZM253 24H254V23H253ZM253 24H252V25H253ZM262 24H263V23H262ZM1 25H2V24H1ZM7 25H8V24H7ZM9 25H10V24H9ZM9 25H8V26H9ZM14 25H15V24H14ZM53 25L55 26V24H53ZM66 25H67V24H66ZM68 25H69V24H68ZM68 25H67V26H68ZM70 25H71V23H70ZM70 25H69V26H70ZM87 25H88V24H87ZM105 25H103V26L106 27ZM118 25H117V26H118ZM122 25H121V26H122ZM128 25H129V26H127V27H130V28H131L130 23H129ZM150 25H151V24H150ZM248 25H249V24H248ZM254 25H255V24H254ZM259 25H260V23H259ZM16 26H17V24H16ZM18 26H19V25H18ZM22 26H23V25H22ZM25 26H26V24H25ZM25 26H24V27H25ZM69 26H68V27H69ZM71 26H72V25H71ZM73 26H74V25H73ZM103 26H102V27H103ZM123 26H124V25H123ZM133 26H134V25H133ZM142 26H143V25H142ZM142 26H141V28L144 27V26H143V27H142ZM151 26H152V25H151ZM153 26H154V25H153ZM167 26H168V25H167ZM246 26H247V25H246ZM257 26H258V25H257ZM262 26H264V24H263ZM1 27H2V26H1ZM13 27H14V26H13ZM19 27H20V26H19ZM19 27H17V28H19ZM29 27H32V25H30V26H28V27L26 26V29L29 30ZM39 27H40V26H39ZM51 27H52V26H51ZM55 27L57 28V26H55ZM55 27H54V28H55ZM64 27H65V26H64ZM64 27H63V28H64ZM87 27H88V26H87ZM95 27H96V26H95ZM95 27H94V28H95ZM107 27H108V25H107ZM107 27H106V28H107ZM139 27H138V28H139ZM145 27H146V25H145ZM145 27H144V28H145ZM258 27H259V26H258ZM4 28H7V27H4ZM20 28H22V27H20ZM59 28H60V27H59ZM59 28L55 29V31L58 30ZM61 28H62V27H61ZM61 28H60V29H61ZM70 28H71V27H70ZM70 28H69V30H71V29L74 28V27H72L71 29H70ZM85 28H86V27H85ZM85 28L83 29V31L81 30L83 33H84L85 31H88V33L91 34V32L95 31V29L93 30V28H92L93 31H91V29H90L91 27H89V29H90L91 32H89V30H87V29L85 30ZM100 28H101V27H100ZM100 28H99V29H100ZM119 28H120V27H118V29H119ZM123 28L125 29V27H123ZM123 28H122L121 30H123ZM133 28H134V27H133ZM148 28H150V27H148ZM151 28H152V27H151ZM165 28H167V27H165ZM246 28H247V27H246ZM248 28H249V27H248ZM251 28H252V27H251ZM253 28H254V27H253ZM259 28H260V27H259ZM7 29H8V28H7ZM44 29L47 30V29H48L47 26H46V28L44 27ZM64 29H65V31H67V28H66V27H65ZM101 29H103V31H105L104 28H101ZM109 29H110V30H109ZM112 29H111V26H110V28H108L109 32H111ZM128 29H129V28H128ZM128 29H127V30H128ZM158 29H159V28H158ZM256 29H257V27H256ZM256 29H255V31H256ZM263 29H264V28H263ZM0 30H2V28H1ZM9 30H10V29H9ZM37 30H38V29H37ZM45 30H44V31H45ZM53 30H54V29H53ZM53 30H51V31H53ZM69 30H68V31H69ZM79 30H78V31H79ZM84 30H85V31H84ZM108 30H106V31L108 32ZM137 30H138V29H137ZM137 30H135V31L138 33L140 29H139L138 31H137ZM154 30H155V29H154ZM162 30H164V28H163ZM169 30H170V29H169ZM14 31H15V30H14ZM16 31H17V29H16ZM16 31H15V32H16ZM19 31H22V30H19ZM25 31H27V30H25ZM40 31L43 32V30H41V29H40ZM55 31H53L52 33H54ZM60 31L62 32V29H61ZM60 31H59V32H60ZM68 31H67L66 33H69V32L71 33V32H72V31H69V32H68ZM73 31H74V29H73ZM81 31L78 32V34L82 33ZM96 31H98V30H97V27H96ZM117 31H118V30H117ZM130 31H131V29H130ZM130 31H128V32H130ZM143 31L146 32V31H147V28H146V30L144 29ZM149 31H150V29H149ZM151 31H152V30H151ZM172 31H173V29H172ZM259 31H260V29H258L257 33H258ZM4 32H5V31H4ZM4 32L2 31L1 33H4ZM10 32H11V31H10ZM15 32H14V33H15ZM17 32H18V31H17ZM17 32H16V35H18ZM22 32H23V31H22ZM22 32H20V33L18 32V33L20 34V36L22 35V34H21ZM47 32H48V31H47ZM47 32H46V33H47ZM59 32H58V33H59ZM61 32H60V35H61ZM63 32H64V31H63ZM101 32H102V30H101ZM107 32H105V33L102 32V33L105 34V36H106V35L109 33V32H108V33H107ZM113 32H114V31H113ZM113 32H112L111 34H113ZM120 32L123 33L124 30H123V31H120ZM120 32H119V33H120ZM132 32H134V30H132ZM132 32H131V34H130V36H129L128 39L131 38ZM136 32H134V33H136ZM141 32H142V29H141ZM141 32H139L138 34H140ZM152 32L155 33L154 31H152ZM233 32H234V31H233ZM252 32H253V29H252ZM1 33H0V35H2ZM8 33H9V32L7 31V34H8ZM14 33H11V34H14ZM24 33L27 34L26 32H24ZM40 33H41V32H40ZM46 33L44 32V34H46ZM56 33H57V32H56ZM56 33H54L55 35H53V36H56ZM74 33H75V32H74ZM74 33H73V36L76 35V33H75V34H74ZM97 33H98V32H96V33L94 32V35L98 36L99 34L97 35ZM99 33H100V32H99ZM102 33H101V34H102ZM134 33H133V34H134ZM137 33H136L135 35H137ZM161 33L163 34V32H161ZM260 33H262V35H263L264 32L262 31V32H260ZM4 34H5V33H4ZM4 34H3V35H4ZM44 34L42 33L41 35L45 36ZM49 34H50V33H49ZM49 34H48V36L51 35V34H50V35H49ZM63 34H64V33H62V35H63ZM103 34H102V35H103ZM109 34H110V33H109ZM111 34H110V36L113 37ZM125 34H127V33H124V34H123L125 37L122 36V34H119V35H121L122 37H124V38L126 39V37H128V36L125 35ZM141 34H142V33H141ZM148 34H149V33H148ZM148 34H147V35L143 34V35L145 36V40H146V39L150 40L149 38H146V36L148 37ZM157 34H158V32H157ZM232 34H233V33H232ZM8 35H9V34H8ZM8 35H7V36H8ZM14 35H15V34H14ZM16 35H15V37H16ZM39 35H40V34H39ZM58 35H59V34H58ZM66 35H67V34H66ZM68 35H69V34H68ZM71 35H72V33H71ZM71 35H70V36H71ZM88 35H89V34H88ZM119 35L117 34V36H119ZM135 35H132V36H135ZM151 35H152V33H151ZM159 35H160V33H159ZM177 35H178V34H177ZM187 35H188V34H187ZM253 35H255V34H253ZM257 35H258V34H257ZM262 35H260V36H262ZM26 36H27V35H26ZM43 36H42V37H43ZM53 36H51V37H53ZM70 36H69V37H70ZM73 36H72V37H73ZM81 36H82V35H81ZM100 36H101V35H100ZM103 36H104V35H103ZM103 36H102V37H103ZM108 36H109V35H108ZM108 36H107V37H108ZM114 36H115V38H116V32H115V35H114ZM121 36H119L118 38H120ZM138 36H139V35H138ZM138 36H137V37H138ZM149 36H150V35H149ZM157 36H158V35H157ZM160 36H161V35H160ZM167 36H168V35H167ZM169 36H170V33H169ZM181 36H183V35L181 34ZM209 36H210V35H209ZM260 36H258L256 39H258ZM1 37H4V36H1ZM8 37H9V40H10V37H11V36L9 35ZM8 37H6L7 40H8ZM45 37L47 38V36H45ZM72 37H71V38H72ZM88 37H89V36H88ZM90 37H91V36H90ZM93 37H94V36H93ZM111 37H110V38H111ZM135 37H136V36H135ZM135 37H133V40H134ZM139 37H141V36H139ZM153 37H154V36H153ZM162 37H163V36H162ZM164 37H166V35H164ZM178 37H179V36H178ZM185 37H186V36H185ZM12 38H14V37H12ZM21 38L23 39V36H22ZM24 38H25V36H24ZM40 38H41V36H40ZM40 38H39V39H40ZM46 38H45V39H46ZM53 38H54V37H53ZM53 38H52V39H53ZM58 38H59V37H58ZM73 38H74V37H73ZM73 38H72V40H71L70 38H69V39H70L71 41H73ZM77 38H78V36H77ZM79 38H80V36H79ZM108 38H109V37H108ZM113 38H114V37H113ZM143 38H144V37L142 36V39H143ZM150 38H152V36H151ZM158 38H159V37H158ZM158 38H155V39H158ZM207 38H208V36H207ZM217 38H218V37H217ZM260 38H261V37H260ZM0 39L2 40V38H0ZM4 39H5V37H4ZM19 39H20V38H19ZM22 39H21V40H22ZM47 39L49 40V38H47ZM47 39H46V40H47ZM50 39H51V38H50ZM52 39H51V40H52ZM65 39H66V37H65ZM67 39H68V38H67ZM80 39H82V38H80ZM87 39H88V38H86V39L83 40L82 42L85 41V42H87V44H88V41H86ZM131 39H132V38H131ZM142 39H141V40H142ZM153 39H154V38H153ZM155 39H154V41H155ZM159 39L162 40V38H159ZM159 39H158L157 41H159ZM163 39H165V38H163ZM7 40H6V42H7ZM48 40H47V41H48ZM54 40H55V38H54L52 41H54ZM56 40H57V38H56ZM76 40H78V42H79V39H75V41H76ZM88 40L91 41V39H88ZM98 40H99V39H98ZM117 40H118V39H117ZM120 40H121V39H120ZM120 40H119V41H120ZM138 40H139V38H138ZM138 40H137V41L135 40V42H136V43L139 42ZM145 40H144V41H145ZM148 40H147V41H148ZM186 40H188V39H186ZM197 40H198V39H197ZM217 40H218V39H217ZM263 40H264V38H263ZM263 40H262V41H263ZM11 41L13 42V39H12ZM15 41H16V39H15ZM15 41H14V42H15ZM23 41H24V40H23ZM34 41L36 42V38H34ZM42 41H43V39L41 40V42H42ZM92 41H93V39H92ZM96 41H97V40H96ZM101 41L104 42V43H106L105 41H108V44L106 43L107 45H109V44L112 42V41H110V43H109V40H106V39H105L104 41H103V40H101ZM101 41H100V40H99V42L97 41V42H98V48L100 47V44H99V43H100ZM123 41H124V40H122V42H123ZM130 41H131V40H130ZM144 41L142 42V44L144 43ZM151 41H152V40H150V41H148V42L151 43ZM154 41L152 42L153 44L149 46V48H151V46H152V48L155 47V46H154V43L157 42V41H155V42H154ZM163 41H164V40H163ZM163 41H162V42H163ZM172 41H173V39H172ZM193 41H194V40H193ZM202 41H203V40H202ZM204 41H205V40H204ZM258 41H259V40H258ZM3 42H4V41H1L2 44H3ZM6 42H5V43H6ZM14 42H13V43H14ZM49 42L51 43L50 40H49ZM58 42H59V41H58ZM64 42H65V41H64ZM68 42H69V41H68ZM73 42H74V41H73ZM78 42L76 41V42H74L73 44H76V43H78ZM85 42H84V44H85ZM102 42H101V43H102ZM122 42H121V43H122ZM125 42H126V40H125ZM125 42H124V43H125ZM135 42H134V44H135ZM165 42H166V41H165ZM175 42H176V41H175ZM187 42H188V41H187ZM8 43H9V42H8ZM8 43H7V48H9V46L11 45V44L9 45ZM17 43H18V42H15V44H17ZM20 43H21V42H20ZM32 43H34V42H32ZM38 43H39V42H38ZM43 43H44V41H43ZM43 43H42V44L39 43L38 45H40V44L43 45ZM53 43H54V42H53ZM55 43H57V41H56ZM55 43H54V44H55ZM59 43H60V42H59ZM59 43H57V44H59ZM113 43H114V42H113ZM113 43H111V45H112ZM116 43H117L116 45H115V43H114V46H118V42H116ZM121 43H120V44H121ZM124 43L121 44V45H122V48H121V47H119V48L123 49V44H124ZM130 43H132V42H130ZM140 43H141V42H139V44H140ZM145 43H146V41H145ZM180 43H181V42H179V44H180ZM196 43H197V42H196ZM236 43H237V42H236ZM250 43H251V42H250ZM256 43H257V42H256ZM263 43H264V42H263ZM263 43H262V44H263ZM18 44H19V43H18ZM21 44H22V43H21ZM47 44H49V43L47 42ZM47 44H46V45H47ZM54 44H53V45L50 44V45H52V46L54 47L53 49H56V45H54ZM65 44H66V43H65ZM68 44H69V43H68ZM73 44H71V45L69 44L70 47H71ZM80 44H81V43H80ZM90 44H91V43H90ZM90 44L87 45V46H90ZM95 44H96V42H95ZM106 44H105V45H106ZM120 44H119V45H120ZM159 44L161 45V43L158 42V45H159ZM167 44H168V42H167ZM173 44H174V43H173ZM188 44H190V43H188ZM19 45H20V44H19ZM19 45H17V46H19ZM44 45H45V43H44ZM44 45H43V46H44ZM46 45H45V47H50V46H46ZM105 45H104V46H105ZM111 45H110V46H111ZM121 45H120V46H121ZM124 45H126V44H124ZM127 45H128V46H129V45L131 46L132 44H128V42H127ZM136 45H137V47H138V44H136ZM145 45H146V47H148L147 45H149V44H145ZM155 45L157 46V43H155ZM190 45H191V44H190ZM197 45H198V44H197ZM201 45H202V44H201ZM205 45H206V43H205ZM223 45H224V44H223ZM3 46H4V44H3ZM14 46H15V45H14ZM43 46H41V47H43ZM75 46H77V44H76ZM79 46H81V45H79ZM87 46H85V48H83V49L86 50V47H87ZM112 46H113V45H112ZM114 46H113V47H114ZM128 46H127V47L125 46L127 49H126V48H124V49L128 50V48H130V46H129V47H128ZM132 46L135 47V45H132ZM140 46H141V45H140ZM140 46H139V47H140ZM142 46H144V45H142ZM163 46H166V44L163 45ZM163 46H162V47H163ZM186 46H187V45L185 44L184 47H186ZM195 46H196V45H195ZM15 47H16V46H15ZM37 47H38V46H37ZM41 47H40V48H41ZM66 47H68V46L66 45ZM72 47H73V50H70V51H74V46H72ZM92 47H93V46H92V44H91V48L89 47V48H90L89 51H91L90 54H92V53L94 54V52H92ZM96 47H97V46H96ZM96 47H94V48H96ZM102 47H103V46L100 47V48H101L100 51L103 50ZM107 47H108V48H107ZM137 47H135V48L138 49ZM170 47H171V46H170ZM182 47H183V46H182ZM187 47H188V46H187ZM5 48H6V47H5ZM5 48H4V49H5ZM23 48H24V47H23ZM40 48L38 47V49H40ZM50 48H51V47H50ZM57 48H58V45H57ZM75 48H76V47H75ZM78 48H79V47H78ZM78 48H76V49H78ZM80 48H81V47H80ZM80 48H79V49H80ZM98 48H96V50H98ZM106 48L108 49V51H110V50L112 51L111 48H110V50H109V46H105V47H104V50H103V51H105V52H103V54L106 53V51H107ZM114 48H115V47H114ZM114 48H113V49H114ZM131 48H132V47H131ZM135 48H132V51H130V52H133V49H135ZM144 48H145V47H144ZM156 48H160V49H159V50H160L159 53L162 52V51H161V47H158V46H157ZM179 48H180V47H179ZM195 48H196V47H195ZM2 49H3V48H2ZM11 49H12V45H11ZM13 49H14V48H13ZM67 49H68V48H67ZM70 49H72V48H70ZM76 49H75V51H76ZM79 49H78V52H77V53L80 54ZM117 49H118V48H117ZM154 49H155V48H154ZM164 49H166V48H164ZM164 49H163V52H164V53L166 54V56H167V54H168L169 52L166 51V52H167V53H166ZM185 49H186V48H185ZM192 49L194 50V48H192ZM196 49H197V48H196ZM203 49H204V48H203ZM245 49H246V48H245ZM8 50H10V49H8ZM8 50H7V51H8ZM14 50L17 51V49H14ZM49 50L51 51L52 49H49ZM49 50H48V51H49ZM59 50H60V49H59ZM59 50H57V49H56V51L52 50V53H53V54H54V52L58 53ZM80 50H81V49H80ZM87 50H88V49H87ZM94 50H95V49H94ZM94 50H93V51H94ZM96 50H95V52H96ZM115 50H116V49H115ZM115 50H113V51H115ZM126 50H124L123 52H126ZM130 50H131V49H130ZM139 50H141V49L139 48ZM139 50H137V51L134 50V52H135V51H136V52H139ZM142 50H143V51H142ZM142 50H141L142 53L139 52L142 56H140V54H137V55L140 56V57L138 56L139 59H141L142 57L145 58V53H144V56H143V52H144L145 49L142 48ZM146 50H147V51H146ZM146 50H145V52L147 53L149 49H146ZM151 50H152V49H151ZM151 50H150V53H149V54H151V53H154V54L157 53V52H153L154 50H152V51H151ZM170 50H171V49H170ZM181 50H182V49H181ZM181 50H180V51H181ZM186 50H188V49H186ZM209 50H210V49H209ZM12 51H13V50H12ZM12 51H11V52H12ZM16 51H14V52H16ZM39 51H45V48L43 47V50H39ZM48 51H47V52H48ZM53 51H54V52H53ZM62 51H63V50H62ZM68 51H69V50H68ZM75 51H74V52H75ZM111 51H110V52H111ZM113 51H112V54H113ZM118 51H119V50H117V52H118ZM156 51H157V50H156ZM168 51H169V50H168ZM172 51H175V47L172 49ZM177 51H178V50H177ZM180 51L178 52V54L180 53ZM190 51H191V50H190ZM197 51H198V50H197ZM200 51H201V50H200ZM242 51H243V50H242ZM1 52H3V51H1ZM1 52H0V53H1ZM5 52H6V51H5ZM11 52H10V54H11ZM60 52H61V51H60ZM97 52H98V51H97ZM97 52H96V53H97ZM101 52H102V51H101ZM119 52H120V51H119ZM119 52H118V53H119ZM163 52H162V53H163ZM214 52H215V51H214ZM38 53H39V52H38ZM56 53H55V54H56ZM96 53L94 54V56L96 55ZM108 53H109V52H108ZM108 53H107L106 55H107V57H109V58H108L109 61H110V59H114V60H116V62H117L116 57H118V56L114 57V56H115L114 54H113L114 56H113V55H112V56H108ZM114 53H115V52H114ZM121 53H122V52H121ZM121 53H120L119 55H121ZM162 53H160V54H162ZM164 53H163V54H164ZM171 53H172V52H171ZM175 53H176V51H175ZM183 53H184V51H183ZM198 53H199V51H198ZM263 53H264V52H263ZM3 54H4V53H3ZM3 54H2V55H3ZM12 54H14V53H12ZM12 54H11V55H12ZM36 54H37V53H36ZM44 54H46V51L44 52ZM44 54H41V55H44ZM49 54H50V53H49ZM49 54H48V55H49ZM59 54H62V53H59ZM70 54H71V53H69V55H70ZM81 54H82V53H81ZM85 54H86V53H85ZM97 54H98V53H97ZM101 54H102V53H101ZM115 54H116V53H115ZM124 54H125V53H123V55H122L123 57H124ZM129 54H130V53H129ZM149 54L147 53L146 55L149 56ZM157 54H158V53H157ZM163 54H162V55H163ZM181 54H182V53H181ZM209 54H210V53H209ZM0 55H1V54H0ZM2 55H1L0 57H3ZM29 55H30V54H29ZM57 55H58V54H57ZM63 55H64V54H63ZM63 55H61V58L63 57ZM65 55H66V54H65ZM67 55H68V53H67ZM71 55L75 56L74 53H72ZM76 55H77V54H76ZM104 55H105V54H104ZM104 55H102V56H104ZM106 55H105V57H106ZM109 55H111V53H110ZM127 55H128V53H127ZM133 55H134L133 58L137 56L136 53L133 54ZM168 55H171V54H168ZM172 55H173V54H172ZM172 55H171V56H172ZM176 55H177V54H176ZM182 55H184V54H182ZM196 55H197V53H196ZM202 55H203V53H202ZM206 55H207V54H206ZM241 55H242V54H241ZM7 56H8V55H7ZM32 56H34V54H33ZM38 56H39V55H38ZM51 56L54 57V55H51ZM51 56H50V57H51ZM59 56H60V55H58V57H59ZM89 56H90V55H89ZM92 56H93V55H92ZM99 56H100V55H99ZM122 56H119V57H122ZM125 56H126V55H125ZM155 56L157 57L158 55H154V58L151 56V57H152V60H153V59H155V60L157 59V58H155ZM166 56H164V57H166ZM177 56H178V55H177ZM186 56H188V55H186ZM207 56H209V55H207ZM4 57H5V55H4ZM14 57H15V55H14ZM30 57H31V56H30ZM35 57H36V56H35ZM40 57L42 58L43 56H40ZM40 57H39V58H36V59H40ZM47 57L49 58V56H47ZM47 57H45V58H47ZM55 57H56V56H55ZM55 57H54V59H57V58H55ZM67 57H68V56H67ZM77 57L79 58L80 56H77ZM90 57H91V56H90ZM97 57H98V55H97ZM97 57H95V58H97ZM100 57H101V56H100ZM100 57H98V59H95V60H97V61H96V64H97V62H101V61H98ZM107 57L104 58V60H103L102 63H105V62H104L105 59L107 60V65H109V66L106 67V68H107V71H108V68L110 67V62H109V64H108V59H107ZM111 57H113V58H111ZM119 57H118V58H119ZM128 57H129V56H128ZM149 57H150V56H149ZM149 57H148V58H149ZM172 57L175 58V54H174ZM180 57H181V56H180ZM189 57H190V55H189ZM204 57H206L205 54H204ZM209 57H210V56H209ZM262 57H264V56H262ZM7 58H8V57H7ZM9 58H10V57H9ZM11 58L13 59V57H11ZM33 58H34V57H33ZM33 58H31V60H32ZM43 58H44V57H43ZM43 58H42L41 60H43ZM48 58H47V59H48ZM71 58H72V57H71ZM73 58H74L73 61L76 60L75 57H73ZM92 58H93V57H92ZM92 58H90V59H92ZM101 58H102V57H101ZM126 58H127V57H126ZM131 58H132V57H131ZM133 58H132V60H133ZM158 58H159L158 62H159V61H162V60H160V56H159ZM168 58H169V57H167V59H168ZM174 58H173V60H176L177 57H176L175 59H174ZM185 58H186V57H185ZM198 58H199V57H198ZM201 58H202V57H201ZM201 58H199V59H201ZM3 59H5V58H3ZM3 59L1 58V60H3ZM12 59H11V60H12ZM14 59H15V58H14ZM47 59H46V60H47ZM63 59H64V58H63ZM68 59H69V58H68ZM80 59H81V58H80ZM80 59H79V62H80V64H81L82 60H80ZM120 59H122V58H120ZM135 59H136V58H135ZM135 59H134V60H135ZM142 59H143V58H142ZM142 59H141V60H142ZM146 59H147V58H145L144 60H146ZM149 59L151 60V58H149ZM170 59H171V57H170L168 60H170ZM179 59H180V60H179ZM189 59H191V58H188L187 61H188ZM199 59H198V60H199ZM237 59H238V58H237ZM7 60H9V59H7ZM33 60H34V59H33ZM41 60H40V62H41ZM64 60H65V59H64ZM101 60H102V59H101ZM124 60H125V59H124ZM132 60H131V61H132ZM137 60H138V58H137ZM150 60H149V62H150ZM164 60H165V59H164ZM171 60H172V59H171ZM173 60H172V61H173ZM185 60H186V59H185ZM192 60H194V59H191V61H192ZM204 60H205V63H206V62L208 63V61H207L206 59H204ZM209 60H210V59H209ZM212 60H213V59H212ZM5 61H6V59H5ZM5 61H4V62H5ZM38 61H39V60H38ZM43 61H44V60H43ZM50 61H51V60H50ZM58 61L60 62V60H58ZM61 61H63V60L61 59ZM73 61H72V62H73ZM112 61H113V60H112ZM112 61H111V62H112ZM126 61H127V60H126ZM147 61H148V59H147ZM166 61H167V60H166ZM179 61H181V58H178V62H179ZM182 61H183V60H182ZM195 61H196V60H195ZM202 61H203V60H202ZM225 61H227V60H225ZM238 61H239V60H238ZM6 62H7V61H6ZM31 62H36V61H31ZM46 62L48 63V61H46ZM52 62H54L53 59H52ZM52 62H50V64H51ZM56 62H57V60H56ZM91 62H93V61L91 60ZM116 62H115V63H116ZM135 62H136V61H135ZM138 62H141V61L138 60ZM138 62H136V63H138ZM145 62H146V61H145ZM149 62H147V63L150 64ZM151 62H153V61H151ZM156 62H157V61H156ZM158 62H157V63H158ZM162 62H163V61H162ZM168 62H169V61H168ZM168 62H167V63H168ZM175 62H177V61H175ZM175 62H174V63H175ZM178 62H177V63H178ZM188 62H189V61H188ZM200 62H201V61H200ZM200 62H199V63H200ZM203 62H204V61H203ZM209 62H210V61H209ZM235 62H237V61H235ZM13 63H14V62H13ZM15 63H16V62H15ZM42 63H43V62H42ZM57 63H58V62H57ZM73 63H74V62H73ZM77 63H78V62H77ZM84 63H85V62H84ZM102 63H101V64H102ZM113 63H114V62H113ZM133 63H134V61H133ZM133 63H132V64H133ZM136 63H135V64H136ZM157 63H156V64H157ZM167 63H166V64H167ZM169 63H170V62H169ZM171 63H173V62H171ZM181 63H182V62H181ZM181 63H180V64H181ZM184 63H186V62H184ZM192 63L194 64V62H192ZM199 63H196V64H199ZM207 63H206V64H207ZM210 63H212V62H210ZM241 63H242V62H241ZM2 64H3V63H2ZM6 64H7V63H6ZM8 64H9V62H8ZM10 64H12V63H10ZM16 64H18V63H16ZM16 64H15L14 66H17ZM35 64H38V63H35ZM35 64H33V65L30 64V65H31V67H33ZM44 64H45V63H44ZM60 64H61V62H60ZM74 64H75V63H74ZM82 64H83V62H82ZM105 64H106V63H105ZM105 64H103V66H104ZM122 64H124V63L122 62ZM128 64H129V63H128ZM143 64H145V63H143ZM151 64H152V63H151ZM151 64H150V66H151ZM158 64H159V63H158ZM193 64H192V65H193ZM196 64H194V65L196 66ZM200 64H201V63H200ZM200 64H199V66H200ZM212 64H213V63H212ZM3 65H4V64H3ZM46 65H47V64H46ZM46 65H45V66H46ZM63 65H64V64H63ZM76 65H79V63L76 64ZM84 65H85V64H84ZM84 65H82V66H84ZM107 65H105V66H107ZM138 65H140V64L138 63ZM141 65H142V64H141ZM141 65H140V66H141ZM163 65H165V63H164ZM163 65H162V68H163ZM169 65H170V64H167V66H169ZM171 65H173V64H171ZM183 65H184V64H183ZM192 65H191V66H192ZM210 65H211V64H210ZM217 65H218V64H217ZM232 65H233V64H231L230 67H231ZM236 65H238V64H236ZM236 65H235V67H237ZM245 65H246V64H245ZM5 66H7V65H4V67L2 66V67H3L2 70L5 69ZM12 66H13V65H12ZM45 66H44V68H45ZM55 66H56V64H55ZM60 66L62 67V68L60 69V71L63 70V68H65V67L62 66V65H60ZM72 66H74V65H72ZM94 66H95V64H94ZM105 66H104V67H105ZM112 66L114 67V65H112ZM130 66H131V64H130ZM136 66H137V65H136ZM145 66H146V65H144L143 67L141 66V68H144ZM148 66H149V65H148ZM154 66H156V65H154ZM154 66H153V64H152V67H154ZM167 66H165V67H166V68H169V67H167ZM176 66H177V64L175 65V67H176ZM178 66H179V63H178ZM178 66H177V67H178ZM186 66H187V65H186ZM186 66H185V67H186ZM189 66H190V63L188 64V68L191 67V66H190V67H189ZM204 66H205V64H204ZM206 66H207V65H206ZM2 67H1V68H2ZM18 67H19V66H18ZM40 67H42V66H40ZM40 67H38V69H39ZM47 67H49V66H47ZM57 67H58V64H57ZM57 67H56V68H57ZM84 67H85V66H84ZM125 67H126V66H125ZM137 67H138V66H137ZM137 67H136V68H137ZM159 67H161V66H159ZM165 67H164V68H165ZM173 67H174V66H173ZM173 67H172V68H173ZM180 67H181V66H180ZM201 67L203 68V66H201ZM207 67H208V66H207ZM211 67H212V65H211ZM211 67H210V68H211ZM6 68H7V67H6ZM12 68H13V67H12ZM34 68H35V67H34ZM44 68H41V69H44ZM53 68H54V67H53ZM80 68H81V67H80ZM96 68H97V66H96ZM116 68H118V67H116ZM138 68H140V67H138ZM138 68H137V70H138ZM154 68H155V67H154ZM154 68H153V69H154ZM164 68H163V69H164ZM166 68H165L164 70H166ZM188 68L186 69L185 73L187 72V70L190 71ZM193 68H194V67H193ZM199 68H200V67H199ZM204 68H205V67H204ZM210 68H208V69H210ZM212 68H214V67H212ZM232 68H233V66H232ZM232 68H231V69H232ZM240 68H241V67H240ZM258 68H259V67H258ZM7 69H9V67H8ZM15 69H17V68H15ZM15 69H13V70H15ZM18 69H19V68H18ZM48 69H49V68H48ZM50 69H51V68H50ZM81 69H82V68H81ZM81 69H80V71H82V70H84V69H86V68H84V69H82V70H81ZM94 69H95V68H94ZM94 69H92V71H93ZM102 69H103V68H102ZM104 69H105V68H104ZM112 69H113V68H112ZM134 69H135V67H134ZM144 69H146V67H145ZM149 69H150V67H149ZM149 69H147V71H148ZM151 69H152V68H151ZM155 69H156V68H155ZM158 69H159V68H158ZM174 69H175V68H174ZM174 69H173V71H174ZM183 69H184V68H183ZM191 69H192V68H191ZM2 70H1V71H2ZM29 70H30V69H29ZM35 70H36V69H35ZM35 70H34V71H35ZM45 70H47V69L45 68ZM53 70H54V69H53ZM56 70H57V69H56ZM66 70H67V69H66ZM66 70H63V71H66ZM97 70H98V69H96V71H97ZM99 70H100V67H99ZM124 70H125V69H124ZM159 70H161V69H159ZM170 70H171V69H168L167 71L169 72ZM177 70H178V69H177ZM181 70H182V69H181ZM197 70H198V68H197ZM197 70H196V71H197ZM199 70H200V69H199ZM206 70H207V69H206ZM232 70H233V69H232ZM250 70H251V69H250ZM258 70H259V69H258ZM4 71H6V69H5ZM18 71H19V70H18ZM18 71H17V72H18ZM51 71H52V70H51ZM54 71H55V70H54ZM63 71H62V72H63ZM72 71H73V70H72ZM72 71H71V72H72ZM84 71H86V70H84ZM101 71H102V70H100V72H101ZM103 71H104V70H103ZM115 71H116V70H115ZM115 71H114V72H115ZM134 71H135V70H134ZM138 71H139V70H138ZM138 71H137V72H138ZM141 71H143V70L141 69ZM149 71H150V70H149ZM157 71H158V70L156 69L155 72H157ZM173 71H172V72H173ZM225 71H226V70H225ZM235 71H236V69H235ZM255 71H256V70H255ZM8 72L10 73V71H8ZM41 72H43V70H42ZM41 72H40V73H41ZM46 72H48V71H46ZM49 72H50V71H49ZM62 72H60V74H61ZM75 72H76V71H75ZM86 72H88V71H86ZM97 72H98V71H97ZM105 72H106V71H105ZM125 72H126V71H125ZM125 72H122V74L125 73ZM132 72H133V71H132ZM132 72H131V73H132ZM135 72H136V71H135ZM137 72H136V74H137ZM143 72L145 73V71H143ZM164 72H166V71H164ZM164 72L161 71V73H164ZM170 72H171V71H170ZM172 72H171V74H172ZM175 72H177V71H175ZM178 72H180V71H178ZM192 72H193V71H192ZM192 72H191V75H192ZM194 72H195V71H194ZM203 72H204V71H203ZM203 72H201V75H203V74L206 73V71H205V73H203ZM210 72H212V70H210ZM230 72H232V71H230ZM19 73H20V72H19ZM35 73H36V72H35ZM57 73H58V72H57ZM63 73H64V72H63ZM63 73H62V74H63ZM69 73H70V71H69ZM82 73H83V72H82ZM91 73H92V72H91ZM94 73H95V72H94ZM94 73H93V74H94ZM101 73H102V72H101ZM117 73H118V72H117ZM138 73H139V72H138ZM144 73H143L142 75H144ZM148 73H149V72H147V74H148ZM166 73H167V72H166ZM173 73H174V72H173ZM195 73H196V72H195ZM197 73H199V71H197ZM222 73H223V72H222ZM247 73H248V72H247ZM5 74H6V72H5ZM7 74H8V73H7ZM16 74H17V73H16ZM41 74H43V73H41ZM41 74H40V75H41ZM46 74H47V73H45V75H46ZM48 74H49V73H48ZM52 74H53V72H52ZM52 74H51V75H52ZM58 74H59V73H58ZM60 74H59V75H60ZM65 74H66V73H65ZM67 74H68V70H67ZM70 74L72 75V73H70ZM77 74H79V73H77ZM77 74H75V75H77ZM114 74H115V73H114ZM114 74H113V75H114ZM134 74H135V73H134ZM134 74H133V76H134ZM159 74H160V73H159ZM167 74H168V76H169L168 78L172 77V75H173V74H172V75H169V73H167ZM174 74H175V73H174ZM186 74H188V73H186ZM199 74H200V73H199ZM199 74H198V75H199ZM208 74H209V73H208ZM211 74H212V73H211ZM218 74H219V73H218ZM0 75H2V74H0ZM8 75H9V74H8ZM19 75H20V74H19ZM21 75H22V74H21ZM21 75H20V77H21ZM37 75H38V73H37ZM49 75H50V74H49ZM55 75H56V74H55ZM59 75H58V80H59V77H60V76L62 77V75H60V76H59ZM97 75H98V73H97ZM100 75H103V74H100ZM100 75H98V76H100ZM107 75H109V74H107ZM148 75H149V74H148ZM152 75H154V74H151L150 76H152ZM155 75H158V73L155 74ZM155 75H154L153 77H156ZM163 75H164V74H163ZM165 75H166V74H165ZM175 75H176V74H175ZM175 75H173V78L175 77ZM183 75H184V73H183ZM183 75H182V76H183ZM196 75H197V74H196ZM224 75L227 76V74H224ZM230 75H232V74L230 73ZM241 75H243V74H241ZM248 75L250 76V74H247V76H248ZM11 76H12V74H11ZM43 76H44V75H43ZM47 76H48V75H47ZM52 76H53V75H52ZM52 76H51V77H52ZM63 76L66 77L65 75H63ZM73 76H74V75H73ZM88 76H89V75H88ZM98 76H97V77H98ZM114 76H115V75H114ZM131 76H132V75H130V78H131ZM138 76H139V75H138ZM145 76H146V74H145ZM166 76H167V75H166ZM177 76H179V75H177ZM193 76H194V75H193ZM203 76H204V75H203ZM203 76H201V77H203ZM208 76H209V75H208ZM217 76H220V75H217ZM221 76H222V75H221ZM221 76H220V77H221ZM237 76H238V75H237ZM239 76H240V75H239ZM257 76H258V75H257ZM2 77H4V76H1V78H2ZM35 77H37V76H35ZM40 77H41V76H40ZM70 77H71V76H70ZM70 77H69V78H70ZM77 77H78V76H77ZM80 77H81V76H80ZM83 77H85L84 74H83ZM89 77H90V76H89ZM92 77H93V76H92ZM97 77H96V78H97ZM140 77H141V76H140ZM158 77H159V76H158ZM161 77H162V76H161ZM164 77H165V76H164ZM187 77H189V76H187ZM191 77H192V76H191ZM199 77H200V75H199ZM199 77H195V82L197 81V79H198ZM206 77H207V75H206ZM222 77H224V79H225V76H222ZM233 77H234V76H233ZM252 77H253V76H252ZM1 78H0V79H1ZM8 78H9V77H8ZM12 78H13V77H12ZM21 78H22V77H21ZM43 78H44V77H43ZM45 78H46V77H45ZM100 78L102 79V77L100 76L99 79H97V81H98V80H101ZM103 78H104V76H103ZM108 78H109V76H108ZM108 78H107V79H108ZM111 78H112V77H111ZM128 78H129V77H128ZM142 78H145V77H142ZM142 78H141V80H140L141 82H142ZM151 78H152V77H151ZM177 78H178V77H177ZM182 78H183V77H182ZM203 78H204V77H203ZM203 78H200V82H201V80H202ZM250 78H251V77H250ZM255 78H256V77H255ZM40 79L42 80V77H41ZM56 79H57V78H56ZM61 79H62V78H61ZM63 79H64V78H63ZM66 79H68V78H66ZM66 79H65V80H66ZM78 79H79V77H78ZM82 79H84V78H82ZM104 79H105V78H104ZM107 79H106L105 81H107ZM109 79H110V78H109ZM114 79H115V78H114ZM116 79H117V78H116ZM132 79H133V78H132ZM135 79L138 80L137 77H136ZM145 79H148V77L145 78ZM145 79H144V80H145ZM149 79H150V77H149ZM174 79H175V78H174ZM184 79H185V78H184ZM190 79H191V78H190ZM190 79H189V80H190ZM205 79H207V78H205ZM216 79H217V78H216ZM229 79H230V78H229ZM244 79H245V78H244ZM246 79H247V78H246ZM11 80H12V79H11ZM21 80H22V79H21ZM44 80H45V79H44ZM46 80H48V79H46ZM74 80H75V78H74ZM74 80H73V81H74ZM86 80H87V79H86ZM129 80H130V79H129ZM129 80H128V81H129ZM160 80H161V79H160ZM182 80H183V79H182ZM208 80H209V79H208ZM217 80H218V79H217ZM220 80H221V79H220ZM220 80H219V82H220ZM222 80H223V79H222ZM254 80H255V79H254ZM263 80H264V79H263ZM3 81H5V80H3ZM7 81H9V80L7 79ZM15 81H17V80H15ZM49 81H50V79H49ZM49 81H47V82L49 83ZM60 81H61V80H60ZM81 81L83 82V80H81ZM84 81H85V80H84ZM130 81H131V80H130ZM145 81H146V80H145ZM151 81H153V80L150 79V82H151ZM155 81H156V78H155ZM157 81H158V80H157ZM165 81H166V80H165ZM171 81H172V79H171ZM177 81H179V80H176L175 82H177ZM191 81H192V79H191ZM193 81H194V78H193ZM202 81H203V80H202ZM243 81H245V80H243ZM252 81H253V80H252ZM261 81H262V80H261ZM21 82H22V81H21ZM37 82H38V81H37ZM37 82H36V84H37ZM52 82H55V80L52 81ZM65 82H66V81H65ZM74 82H76V81H74ZM77 82H78V81H77ZM87 82H88V81H87ZM93 82H94V81H93ZM95 82H96V81H95ZM110 82H111V81H110ZM137 82H138V81H137ZM161 82H162V80L160 81V83H161ZM166 82H167V81H166ZM173 82H174V81H172V83H173ZM197 82H198V81H197ZM197 82H196V83H197ZM203 82H204V81H203ZM217 82H218V81H217ZM231 82H232V81H231ZM6 83H8V82H6ZM17 83H18V81H17ZM17 83H16V84H17ZM42 83H43V81H42ZM42 83H41V81H40V84H42ZM50 83H51V82H50ZM63 83H64V82H63ZM88 83H90V81H89ZM99 83H100V81H99ZM106 83H109V81L106 82ZM106 83H105V84H106ZM128 83H129V82H128ZM156 83H157V82H156ZM167 83H168V82H167ZM172 83H171V84H172ZM190 83H191V82H190ZM201 83H202V82H201ZM207 83H209V81H208ZM207 83H206V84H207ZM223 83H224V80H223ZM223 83H222V84H223ZM243 83H244V82H243ZM251 83H252V82H251ZM259 83H260V81H259ZM3 84H4V83H3ZM9 84H10V83H9ZM19 84H21V83H19ZM19 84H18V85H19ZM43 84H45V82H44ZM68 84H69V83H68ZM72 84H73V83H72ZM91 84H92V83H91ZM96 84H97V83H96ZM96 84H95V85H96ZM112 84H113V82L110 83V85H112ZM114 84H115V83H114ZM117 84H118V83H117ZM117 84H116V85H117ZM124 84H125V83H124ZM134 84H135V83H134ZM134 84H133V85L131 84V85H132L133 87L137 85V84H136V85H134ZM138 84H139V83H138ZM178 84H180V83H178ZM183 84H184V83H183ZM225 84H226V83H225ZM232 84L236 85L237 83L234 82V83H232ZM245 84H247V83L245 82ZM4 85H5V84H4ZM23 85H24V84H22V87H23ZM38 85H39V84H38ZM45 85H46V84H45ZM50 85H52V84H49V86H46V88H47V87H50V88H51ZM63 85H66V84L64 83ZM84 85H85V83H84ZM86 85H87V84H86ZM88 85H89V84H88ZM95 85H94V86H95ZM99 85H100V84H99ZM143 85H145V83H144V84H141V83H140V85H139L140 87H138V86H136V87H138V88L140 89L141 86H143ZM148 85H150V84H148ZM148 85H146V86H148ZM152 85H154V84L152 83L151 86H152ZM165 85H166V84H165ZM168 85H169V83H168ZM175 85H177V84L175 83ZM181 85H182V83H181ZM195 85H196V84H195ZM219 85L221 86V83H219ZM227 85H229V83H228ZM227 85H226V87H227ZM230 85H231V84H230ZM230 85H229V86H230ZM234 85H231V86H234ZM258 85H259V84H258ZM1 86H2V84H1ZM19 86H20V85H19ZM19 86H18V87H19ZM24 86H25V85H24ZM56 86H58V85H56ZM66 86H67V85H66ZM78 86H79V85H78ZM94 86H93V87H94ZM102 86H103V83H102ZM132 86H130V87H132ZM146 86H145V87H146ZM154 86H155V85H154ZM154 86H153V87H154ZM156 86H157V85H156ZM159 86H160V85H159ZM185 86H186V85H185ZM193 86H194V85H193ZM198 86H199V85H198ZM229 86H228V87H229ZM241 86H242V85H241ZM246 86H248V84H247ZM256 86H257V85H256ZM260 86H261V85H260ZM262 86H263V85H262ZM2 87H3V86H2ZM58 87H59V86H58ZM62 87H63V86H62ZM62 87H61V88H62ZM68 87H69V86H68ZM72 87H73V86H72ZM75 87H76V86H75ZM80 87H82V86H81V82H80ZM85 87H87V86H85ZM88 87H90V85H89ZM93 87H92V89L94 90L95 87H94V88H93ZM97 87L99 88V86H97ZM105 87H106V86H105ZM126 87H127V86H126ZM133 87H132V89H133ZM170 87H171V86H170ZM170 87H169V88H170ZM174 87H175V86H174ZM176 87H177V86H176ZM182 87H184V86H182ZM200 87H201V85H200ZM200 87H199V88H200ZM206 87H207V86H206ZM209 87H211V86H208V88H209ZM224 87H225V86H224ZM226 87L224 88V90H225V89L227 90V89L230 88V87H229V88H228V87L226 88ZM235 87H237V86L232 87V89L230 88V90H233V88L235 89ZM238 87H239V86H238ZM25 88H26V87H25ZM36 88H37V87H36ZM38 88H39V87H38ZM40 88H41V87H40ZM43 88H44V87H43ZM64 88H65V87H64ZM78 88H79V87H78ZM83 88H84V87H83ZM103 88H104V86H103ZM107 88L110 89L109 86H108ZM142 88L144 89V87H142ZM148 88H150V87H148ZM148 88H145V89H148ZM151 88H152V87H151ZM151 88H150V90H151ZM155 88H156V87H155ZM160 88H161V87H160ZM160 88H159V89H160ZM177 88H178V87H177ZM191 88H192V87H191ZM195 88H196V86H195ZM195 88H192V89L194 90ZM202 88H203V87H202ZM212 88H213V87H212ZM212 88H211V89H212ZM243 88H245V87H243ZM246 88H247V87H246ZM255 88H257V87H255ZM259 88H260V87H259ZM29 89H31V88H29ZM52 89H53V88H52ZM52 89H51V90H52ZM59 89H60V88H59ZM62 89H63V88H62ZM68 89H69V88H68ZM75 89H76V88H75ZM90 89H91V87H90ZM99 89H100V88H99ZM99 89H98V90H99ZM101 89H102V87H101ZM101 89H100V91H101ZM105 89H106V88H105ZM113 89H114V88H113ZM132 89H131V90H132ZM159 89H158V90H159ZM171 89H172V91H173V88H171ZM171 89H170V90H171ZM218 89H220V88L218 87ZM239 89H240V88H239ZM239 89H238V90H239ZM249 89H250V88H249ZM252 89H254V88L252 87ZM263 89H264V88H262V90H263ZM0 90H1V89H0ZM34 90H36V89H34ZM42 90H43V92H42ZM42 90H41V92L44 93V89H42ZM47 90H48V89H47ZM51 90H50V91H51ZM56 90H57V89H56ZM79 90H80V88H79ZM79 90H78V91H79ZM83 90L85 91V88H84ZM86 90H87V88H86ZM98 90H97V91H98ZM102 90H103V89H102ZM110 90H111V89H110ZM131 90H130V88H129V91H131ZM153 90H154V89L152 88V91H153ZM183 90H185V88H183ZM198 90H199V89H198ZM203 90H204V88H203ZM235 90H236V89H235ZM244 90H245V89H244ZM246 90H247V89H246ZM255 90H256V89H255ZM259 90H261V89H259ZM259 90H258V91H259ZM7 91H8V89H7ZM22 91H23V89H22ZM27 91H28V90H27ZM30 91H31V90H30ZM36 91H38V90H36ZM39 91H40V90H39ZM45 91H46V90H45ZM52 91H53V90H52ZM54 91H55V90H54ZM61 91H62V90H61ZM61 91H60V92H61ZM66 91H67V90H66ZM106 91L108 92L107 89H106ZM136 91H137V90H136ZM140 91H142V90L137 91L138 94L140 93ZM143 91H144V90H143ZM143 91L141 92V94H143V96H144ZM155 91H156V90H155ZM161 91H162V90H161ZM164 91H165V90H164ZM176 91H177V90H176ZM178 91H180V90H178ZM200 91H201V90H200ZM206 91H208V90H206ZM222 91H223V90H222ZM240 91H243V90L241 89ZM240 91H239V93H242V94H240V95H244L243 93H245V94L249 93V91H248V92L246 91L247 93H246L245 91H243V92H240ZM258 91H257V92H258ZM263 91H264V90H263ZM48 92H49V90L47 91V93H48ZM64 92H65V91L63 90V93H64ZM72 92H74V91H72ZM72 92H71V94H72ZM75 92H76V91H75ZM102 92H103V91H102ZM102 92H101V93H102ZM107 92H106V93H107ZM110 92H112V91H110ZM165 92H166V91H165ZM184 92H185V91H184ZM190 92H191V91H190ZM202 92H203V91H202ZM216 92H217V91H216ZM218 92H220V91H218ZM225 92H226V91H225ZM225 92H224V95H225ZM230 92H231V91H230ZM235 92H236V93H235ZM235 92L233 91V93L236 94V95L233 97L234 100H233V98H232V101H236V102H237L236 104H238V101H239V98H240V97L237 96V93H238V92H237V91H235ZM253 92H254V91H252V94H253ZM24 93H25V92H24ZM55 93L58 94L59 91H58V92H57V91L54 92V94H55ZM65 93H66V92H65ZM77 93H78V92H77ZM81 93H82V91H81ZM84 93H85V92H84ZM87 93H88V92H87ZM103 93H104V92H103ZM103 93H102V94H103ZM131 93H132V92H131ZM133 93H134V92H133ZM150 93H151V91H150ZM166 93H168V90H167ZM171 93H172V92H170L169 94H171ZM178 93H179V92H178ZM181 93H183V92H181ZM187 93H188V91H187ZM206 93H207V92L204 93V94H205L204 96H206ZM214 93H215V92H214ZM228 93H229V91L227 90V94H228ZM239 93H238V95H239ZM255 93H256V91H255ZM25 94H26V93H25ZM28 94H29V93H28ZM33 94H34V93H33ZM57 94H56V96H57ZM67 94H69V93H67ZM71 94H69V95H71ZM75 94H76V93H75ZM79 94H80V93H79ZM82 94H83V93H82ZM82 94H81V95H82ZM89 94H90V90H89ZM98 94H100V93L98 92ZM104 94H105V93H104ZM104 94H103V95H104ZM111 94H112V93H111ZM111 94H110V95H111ZM153 94H154V92H153ZM155 94H156V93H155ZM162 94H163V93H162ZM175 94H176V92H175ZM175 94H174V95H175ZM183 94H184V93H183ZM185 94H186V93H185ZM199 94H200V93H199ZM209 94H210V92L208 93V97L206 96L207 98H209ZM220 94H221V93H220ZM231 94H232V93H231ZM234 94H233V95H234ZM259 94H260V95H264V93H263V94L258 93V96H260ZM1 95H2V94H1ZM22 95H23V94H22ZM29 95H30V94H29ZM47 95L49 96V94H47ZM76 95H77V94H76ZM90 95H91V94H90ZM93 95H95V94H93ZM110 95H109V97H111ZM192 95H193V92H192ZM194 95H196V94L194 93ZM194 95H193V96H194ZM212 95H213V94H212ZM215 95H216V97H218V95H217L216 93H215ZM224 95H223V96H224ZM228 95H229V94H228ZM233 95H232V96H233ZM23 96H24V95H23ZM25 96H26V95H25ZM30 96H31V97H30V99H31L33 95H30ZM38 96H40V95L38 94L37 97H38ZM41 96H43V95L41 94ZM64 96H65V95H64ZM64 96H63L62 98H63V100H64L65 102H64V101H62V102L65 103V104H67L69 101L66 103V100L64 99V98H65ZM72 96H74V95L72 94ZM72 96H71V99L74 98V97H72ZM87 96H88V94H87ZM87 96H86V98H87ZM95 96H96V95H95ZM97 96H99V95H97ZM105 96H106V94H105ZM112 96H113V95H112ZM130 96H131V95H130ZM132 96H133V95H132ZM141 96H142V95H141ZM145 96H148V95H145ZM149 96L151 97V95H149ZM158 96H159V95H158ZM163 96H164V94H163ZM165 96H167V95H165ZM165 96L162 98L163 100H165L164 98L167 99V97H168V96H167V97H165ZM169 96H170V95H169ZM171 96H172V95H171ZM186 96H187V95H186ZM189 96H190V95L188 94V98H189ZM193 96H191V97H193ZM199 96H200V95H199ZM204 96H203V97H204ZM210 96H211V94H210ZM213 96H214V95H213ZM236 96L239 97V98H237L238 101L235 99ZM244 96H245V95H244ZM250 96H252V97H249V95H248V99L246 98L247 95H246V97H245L246 100H249V104H251L249 98H252V99L254 98V95H250ZM256 96H257V94H256ZM1 97H2V96H1ZM3 97H4V95H3ZM8 97H9V95H8ZM28 97H29V96H28ZM52 97L54 98V96H52ZM60 97H61V96H60ZM68 97H70V96H68ZM68 97H66V98H68ZM76 97H77V96H76ZM76 97H75V98H76ZM80 97H82V96H80ZM83 97H84V95H83ZM93 97H94V96H93ZM109 97H107V98H109ZM173 97L175 98V96H173ZM173 97H172V98H173ZM191 97H190V99H193V98H191ZM200 97H201V96H200ZM216 97H215V98H214V97H211V98H214V100H215ZM260 97H262V96H260ZM39 98H40V97H39ZM43 98H44V97H43ZM45 98H46V97H45ZM47 98H48V97H47ZM47 98H46V99H47ZM53 98H52L51 100H53V101L55 102V99H56V98H55V99H53ZM78 98H79V96L76 98V100H77ZM94 98H95V97H94ZM96 98H97V97H96ZM112 98H114V97H112ZM112 98H111V99H112ZM131 98H132V97H131ZM144 98H145V97H143V99H144ZM169 98H170V97H169ZM196 98H197V97H196ZM220 98H221V97H220ZM223 98H224V97H223ZM245 98L242 97V98H241L242 100L240 99V101H243V100L245 101ZM258 98H259V97H258ZM7 99H8V98H7ZM24 99H25V98H24ZM30 99H28L29 102H30ZM37 99H38V98H37ZM46 99H44L43 102H46V101H45ZM68 99H69V98H68ZM79 99H80V98H79ZM81 99H82V98H81ZM81 99H80V100H81ZM83 99H84V98H83ZM97 99H98V98H97ZM97 99H96V100H97ZM101 99H102V97H101ZM111 99H110V101H111ZM136 99H139V98H136ZM146 99H147V98H145L144 100L146 101ZM152 99H153V98H152ZM155 99H156V101H155L154 103L157 102V98H155ZM155 99H154V100H155ZM158 99H159V97H158ZM160 99H161V98H160ZM160 99H159V100H160ZM162 99H161V100H162ZM183 99H184V98H183ZM190 99H188V101H189ZM217 99H219V98H217ZM221 99H222V98H221ZM226 99H227V97L225 98V100H226ZM228 99L230 100L231 98H228ZM228 99H227V100H228ZM256 99H257V98H256ZM256 99H255V100H256ZM259 99L261 100L262 98H259ZM9 100H10V99H9ZM33 100H34V99H33ZM48 100H50V99H48ZM56 100H57V99H56ZM61 100H62V99H61ZM69 100H70V99H69ZM76 100H75V101H76ZM80 100H79V101H80ZM87 100H88V99H87ZM87 100H86V101H87ZM90 100H92V99L90 98V99L88 100V102H90ZM107 100H108V99H107ZM130 100H131V99H130ZM161 100L158 101V102H159V103H157L158 105L160 104ZM163 100H162V101H163ZM174 100H175V99H174ZM185 100H186V99H185ZM200 100H201V99H200ZM206 100H207V99H206ZM206 100H204V98H203V102H204L205 104H206V102H205ZM211 100H213V99H211ZM255 100H254V101H255ZM7 101H8V100H7ZM36 101H37V100H36ZM59 101H60V99H59ZM59 101H57V102L60 103ZM70 101H71V100H70ZM77 101H78V100H77ZM77 101H76V102H77ZM86 101H85V102H86ZM101 101H102V100H101ZM103 101H104V100H103ZM110 101H108V102H110ZM134 101H135V100H134ZM134 101H133V102H134ZM139 101H141V100H139ZM139 101L137 100V102H139ZM149 101L152 102L151 99H150V100L148 99V102H147L148 105H146V104H147L146 102H145L146 104L144 103L143 105H144V106L146 105V106L148 107V106L150 105V104H149V103H150ZM179 101H180V99H179ZM179 101H178V102H179ZM182 101H183L184 103L187 102V101H184V100H182ZM192 101H197V100H196V99H195V100L193 99ZM207 101H208V100H207ZM216 101H217V100H216ZM222 101H223V100H222ZM222 101H221V102H222ZM244 101H243L241 104L237 105V106H240V105L242 106L243 103H246V102H244ZM252 101H253V100H251V102H252ZM257 101L260 102L258 99L256 100V102H257ZM263 101H264V100H261L260 103H262ZM3 102H4V101H3ZM5 102H6V101H5ZM23 102H24V101H23ZM32 102H33V101H32ZM37 102L39 103V102H41V101H37ZM51 102H52V101H51ZM51 102L49 101V103L52 105ZM88 102H87V106H88V104H89ZM98 102H99V101H98ZM130 102H131V101H129L128 103H130ZM133 102H131V106H132V107L137 103V102L135 101L136 103L133 104ZM141 102L143 103L144 101H141ZM141 102H140V104H141ZM168 102H169V101H168ZM171 102H173V103L176 102V103H177V100H176V101L170 100L169 104H170ZM180 102H181V101H180ZM183 102H182V103H183ZM213 102H214V101H212V103H213ZM221 102L218 101L219 104H220ZM226 102H228V101H225V104H226ZM230 102H231V101H230ZM256 102H255V103H256ZM33 103H34V102H33ZM38 103H37V104H38ZM55 103H56V102H55ZM55 103H54L53 109H54V107L57 108L56 106L58 105V103H57L56 106H55ZM71 103H72V102H71ZM74 103H75V102L73 101V104H74ZM77 103H78V102H77ZM91 103H92V102H91ZM91 103H90V104H91ZM93 103H94V102H93ZM96 103H97V101H96ZM96 103H95V104H96ZM111 103H112V102H111ZM154 103H153V105H154ZM164 103H165V101H163V103L161 102V104H163V105L161 106L160 109H161V111L164 112V114H165V116H166V113H169V112H166V110H167V108H166L167 105H166V104H165V105H166V106H165L166 110H165V108H163V110H162V107H164ZM190 103H192L191 100H190ZM190 103L187 102V103H185V104H188V105H189ZM193 103H194V102H193ZM214 103H215V102H214ZM214 103H213V104H214ZM40 104H41V103H40ZM40 104H39V106H40ZM44 104H45V103H44ZM65 104H64V105H65ZM75 104H76V103H75ZM79 104H82V107H83V108H85V106H86V104H85V106H84V104H83L82 102H81V103L79 102ZM90 104H89V105H90ZM101 104H102V103H101ZM101 104H99V105H101ZM132 104H133V105H132ZM157 104H156V105H157ZM161 104H160V105H161ZM178 104L180 105V103H178ZM178 104H176V107L179 106ZM219 104H218V105H219ZM223 104H224V103H223ZM234 104H235V103H234ZM252 104H253V103H252ZM262 104H263V103H262ZM0 105H2V104H0ZM27 105H28V101H27ZM46 105H49L48 102H46ZM51 105H49V106H50L49 109L51 108ZM62 105H63V104H62ZM64 105H63V107H65ZM91 105L93 106V104H91ZM97 105H98V104H97ZM143 105H142V106H143ZM156 105L154 106L155 109H156V107H157V110H155V111L160 112V111H158V110H160V109H159L160 106L158 107V106H156ZM173 105L175 106V103H174ZM177 105H178V106H177ZM182 105H183V104H182ZM182 105H181V106H182ZM192 105H193V104H192ZM210 105H212V104L210 103ZM215 105H216V103H215ZM218 105H217V107H218ZM221 105H222V103H221L219 106H221ZM226 105H227V104H226ZM228 105H230L229 102H228ZM228 105H227V106H228ZM253 105H254V104H253ZM253 105H252V107H253ZM263 105H264V104H263ZM29 106H30V105H29ZM32 106H33V105H32ZM58 106H59V105H58ZM60 106H61V105H60ZM60 106H59V107H60ZM67 106H68V105H67ZM69 106H70V105H69ZM69 106H68V107H69ZM73 106H74V105H73ZM75 106H77V104H76ZM80 106H81V105H80ZM80 106L78 105V106H77V109H79L78 107H80ZM104 106H105V105H104ZM129 106H130V105H129ZM136 106H137V105H136ZM144 106H143V107H144ZM146 106H145V107H146ZM181 106H179V107L182 108ZM206 106H207V105H206ZM213 106H214V105H213ZM213 106H212V107H213ZM223 106H224V105H223ZM231 106H232V105L228 106L229 108H226V107L224 106V107L226 108V110H225L224 108H223V110H222V109H220L221 107H219V108H218L219 110H222V111L225 110V112H226L225 114H223V112L220 111V115H219V116L222 117V116H224V115H227V109H231V108H232ZM254 106H256V105H254ZM44 107H45V106H43V108H44ZM88 107H89V106H88ZM88 107H87L86 109H84V111H85V110L88 111ZM94 107H95V105H94ZM99 107H100V106H97V108H99ZM154 107H153V109H154ZM167 107H168V106H167ZM169 107H170V105H169ZM169 107H168V111H171V110L174 111L175 108H174L172 105H171V107H173L174 109L172 108L171 110H169V109H170ZM179 107H178V108H179ZM183 107H184V106H183ZM190 107H191V105L188 107L187 110H189V109H190V110L193 109V106H192L191 108H190ZM208 107H209V106H208ZM208 107H207V108H208ZM210 107H211V106H210ZM212 107H211V108H212ZM230 107H231V108H230ZM243 107H245L244 104H243ZM243 107H241V108H243ZM246 107H247V106H246ZM258 107L260 108V107H262V106H260V104L258 103V106H256V108H258ZM0 108H1V107H0ZM30 108H31V106H30ZM33 108H34V107H33ZM33 108H31V109L33 110ZM35 108H36V106H35ZM38 108H39V107H38ZM60 108H62V107H60ZM66 108H67V107H66ZM72 108H73V107H72ZM135 108H136V109H137V108L139 109V107H135ZM149 108H151V106H150ZM184 108H185V107H184ZM234 108H235V107L233 106V109H234ZM239 108H240V107H239ZM239 108H238V109H239ZM256 108H255V112H256V113H257V112H260V111H258L259 109L256 110ZM1 109H2V108H1ZM24 109H25V108H24ZM31 109H29V110H31ZM36 109H37V108H36ZM36 109H35V110H36ZM40 109H41V108H40ZM44 109H45V108H44ZM58 109H59V108H58ZM62 109H63V108H62ZM67 109H69V108H67ZM81 109H82V108H81ZM132 109H133V108H132ZM132 109H131V110H132ZM136 109H135V110H136ZM141 109H142V108H141ZM144 109H146V108H144ZM182 109H183V108H182ZM185 109H186V108H185ZM185 109H184V112H186ZM195 109H196V108H195ZM197 109H198V107H197ZM212 109H214V108H212ZM215 109H216V106H215ZM233 109H232V112H230L231 110L228 112V113H231V116H228V117H227V119H228L229 117L233 119V124H232V122H231V123L226 122V117H225V116H224L225 118H224V117L222 118V119H225V121L221 119L225 124L227 123V124H230V125H231L229 128L234 129V130L232 131V133H231L230 129H227V128H228V127H227V124H226V126H224L225 124H223V123L220 121V122H221L220 125L222 124L221 126H222V127L224 126V129H223L224 131H225V128L227 127V128H226V131L228 130L227 132H228L229 136H228V134H226V136H228V138H226V136L224 135L225 133H227L226 131H225L224 133H222V131H223V130H222V127H221V128L219 127V129H220L219 132H220V131H221V132L219 133V132L216 131V132H217V135L215 134L217 137H218V135H219V139H220V137H222L223 135L225 136V141H226V139H229V140L226 142L227 144H228V142H229V143H231V142H234V143H235V144H233V145H232V144H229V146L232 145V146H231L232 148H233V147H236L235 149H232L231 147H230V148L227 147V144H225V141L222 139V140L224 141L223 144H225V148L223 147V146H224L223 144H222V147H223L224 149L227 148L226 150H227V152L231 153V155H232V159H234L233 157H235V155H237L236 153H237L238 149H240V145H238L239 148L237 147V144H238L237 142H240V137H239V141H238V140H237V141H232V140L230 141V139H233V138H229V137L232 136V135H234V136H232V137H234V138L237 139V138H238L237 136L242 135L241 133H242V129H243L242 126L239 125V123H238V124H234V123L236 122V121H234V119H235L234 117H236V115H233V114H232V113H233ZM247 109H248V107H247ZM250 109H251V108H250ZM261 109H263V107L260 108V110H261ZM29 110L27 109V111H29ZM45 110H46V109H45ZM50 110H51V109H50ZM59 110H60V109H59ZM59 110H58V111H59ZM63 110H64V109H63ZM75 110H76V109H75ZM94 110H96V109H94ZM139 110H140V109H139ZM139 110H138L137 113H139ZM149 110L151 111L152 108H151V109H147V112H146V110H145L143 113L146 112L145 114L147 115V113L150 112ZM219 110H218V111H219ZM235 110H236V109H235ZM239 110H240V109H239ZM243 110L245 111V108H244ZM251 110L253 111V109H251ZM25 111H26V110H25ZM36 111H38V110H36ZM39 111H40V110H39ZM39 111H38V112H39ZM42 111H43V110H41V112H42ZM47 111H48V110H47ZM54 111H55V109H54ZM60 111H61V110H60ZM60 111H59V114H60ZM66 111H67V110H65V112H66ZM69 111H71V109H70ZM73 111H74V110H73ZM73 111H72V113H73ZM78 111H79V110H78ZM78 111H77V112H78ZM128 111H129V110H128ZM140 111H141V110H140ZM142 111H143V110H142ZM172 111H171V117H173L172 114L178 112V114L181 116L180 119L182 120V124H185L186 122H189V121L191 120V118H192V119L194 118V117H191V118L189 117V116H191V114L194 113L193 110L191 111V114H190V111H189V113H188L189 116H186V115H185L186 113L184 114V113H182V112H180V113H181V114H180L179 111H181V110H179V109H178V111L175 110L174 113H172ZM182 111H183V110H182ZM205 111H206V110H205ZM52 112H53V111H52ZM61 112L64 113L63 111H61ZM81 112H83V110H82V111H79V113H81ZM94 112H95V111H94ZM103 112H104V111H103ZM108 112H109V111H108ZM153 112H154V110H153ZM163 112H161V113H163ZM192 112H193V113H192ZM207 112H209V111H207ZM237 112H241V110H240V111H237ZM255 112H252V113H253V114H256ZM263 112H264V110H263ZM0 113H1V112H0ZM23 113H24V112H23ZM32 113H33V112L31 111V114H32ZM43 113H44V112H43ZM45 113H46V112H45ZM56 113H57V112H56ZM62 113H61V116H63V115L66 114L65 117H66L67 115H71V112L65 113V114H63V115H62ZM69 113H70V114H69ZM75 113H76V111H75ZM79 113H78V114H79ZM86 113H87V112H85V114H86ZM135 113H136V111H135ZM140 113H141V112H140ZM140 113H139V114H140ZM143 113L141 114L142 116H143ZM151 113H152V112H150L149 114L151 115ZM155 113H156V112H155ZM155 113H154V114H155ZM161 113H159V115L157 114V116H158L159 118H161V115H164V114H161ZM196 113H197V112H196ZM198 113H199V111H198ZM205 113H206V112H205ZM213 113H214V111H213ZM218 113H219V112H218ZM221 113H222V115H221ZM252 113H251V114H252ZM260 113L262 114V110H261ZM38 114H39V113H38ZM48 114H49V112H48ZM87 114H88V113H87ZM87 114H86V115H87ZM91 114H93V113L91 112ZM94 114H95V113H94ZM98 114L100 115L101 112L99 113V111H98ZM102 114H103V113H102ZM154 114H152V115H154ZM160 114H161V115H160ZM169 114H170V113H169ZM169 114H167L168 117H169ZM183 114H184V115H183ZM188 114H187V115H188ZM200 114H201V113H200ZM202 114H203V113H202ZM207 114H208V113H207ZM207 114H206V115H207ZM241 114H242V113H241ZM241 114H240V115L238 114V116H241ZM248 114H249V113H248ZM248 114H247V115H248ZM251 114H250V115H251ZM253 114H252V115H253ZM261 114H259V115H261ZM27 115H28V113H27ZM29 115H30V114H29ZM41 115H42V114H40V116H41ZM44 115H45V114H44ZM44 115H43V116H44ZM53 115H54V112H53ZM57 115H58V114H57ZM88 115H89V114H88ZM103 115H104V114H103ZM146 115H145V117L147 118L149 115H148V116H146ZM176 115H177V113H176ZM179 115H178V116H179ZM182 115L187 117L186 120H187L188 118H190V120H189V121H186V120L182 117ZM195 115H196V114H195ZM198 115H199V114H198ZM198 115H197V116H198ZM211 115H212V112H211ZM211 115H210V116H211ZM215 115H216V114H215ZM217 115H218V114H217ZM229 115H230V114H229ZM232 115H233L234 117H233ZM250 115H249V117H250ZM31 116H32V118H31ZM31 116H30V119H34V118H33V115H31ZM34 116H36V115L34 114ZM43 116H42V117H43ZM46 116H47V114H46ZM72 116H73V115H72ZM79 116H82V114H81V115L79 114ZM89 116H90V115H89ZM136 116H137V114H136ZM193 116H194V115H193ZM212 116H213V115H212ZM261 116H262V118H263V117H264V114L261 115ZM8 117H9V116H8ZM25 117H26V116H25ZM28 117H29V116H28ZM42 117H41V118H42ZM44 117H45V116H44ZM48 117H49V116H48ZM50 117H51V116H50ZM50 117H49V118H50ZM59 117H60V116H57V118H59ZM65 117H64V118H65ZM68 117H69V116H68ZM83 117H86V116H83ZM83 117H82V118H83ZM95 117L97 118L98 116L95 115ZM129 117H130V116H129ZM137 117H138V116H137ZM137 117H136V118H137ZM140 117H141V116H140ZM153 117H154V116H150L151 119H153ZM158 117H155V119H154L155 123H154V121H153L154 125L157 124ZM163 117H164V116H163ZM163 117H162V118H163ZM171 117H169V120H167V121L164 120L166 123L168 122V123H167L168 125L171 123V122H170V121H171V120H170ZM206 117H207V116H206ZM206 117H205V118H206ZM220 117H219V118L217 117V118L220 119ZM253 117H254V116H253ZM259 117H260V116H259ZM259 117L257 116V119H258ZM0 118H1V117H0ZM55 118H56V116H55ZM60 118H61V117H60ZM60 118H59V119H60ZM62 118H63V117H62ZM64 118H63V119H64ZM70 118H71V117H70ZM82 118H81L82 121H85V120L88 119V118H87V119L83 120ZM132 118L135 119V116L132 117ZM146 118L143 117V119H146ZM150 118L148 117L147 119L151 120ZM162 118L160 119V121L162 120ZM164 118H165V117H164ZM211 118H212V117H211ZM230 118H229V120H228L229 122H230ZM241 118H242V117H241ZM246 118H247L246 115L244 116V118H242V119H244V122H245ZM26 119H28V118H26ZM30 119H29V120H30ZM43 119H44V118H42V120H39V118H38V121H42V122H40V123L43 124ZM46 119H47V118H46ZM51 119H52V120H51ZM51 119H50V120H51V124H49V123H50V122H49L50 120H49V121L47 120L49 123L46 122V123H47L46 126H45L44 124H43L44 126L41 124V125L44 127V128H41V129H43V130H44V129H47V130H48L47 125H48V126L50 125V127H53V126H51V125H52V123H53L52 121H53L54 118H51ZM98 119H100V118H98ZM113 119H114V118H113ZM137 119H141V118H137ZM143 119H142V120H143ZM156 119H157V120H156ZM165 119H166V118H165ZM167 119H168V118H167ZM171 119H172V118H171ZM197 119H198V118H197ZM197 119H196V121H197ZM202 119H203V118H202ZM206 119H207V118H206ZM212 119H213V121H214V122H212V123H214V124H216V123L219 124V122H218L219 120L214 119V117H213ZM232 119H231V120H232ZM236 119H237V118H236ZM260 119H261V117H260L257 121H259ZM263 119H264V118H263ZM263 119H262V120H263ZM29 120H28V121H29ZM34 120L36 121V119H34ZM34 120H33V121H34ZM57 120H58V119H54V121H57ZM60 120H61V119H60ZM60 120L57 121V123H58L59 125L62 124V123H60V122H64L63 120H61V121H60ZM64 120H65V119H64ZM67 120H68V119H67ZM67 120H65V122H66ZM71 120H72V119H71ZM94 120L98 121L97 119H94ZM149 120H146V121H149ZM173 120H174V118H173ZM173 120H172V123H175V121H173ZM175 120H177V119H175ZM181 120H179V118H178V121H181ZM183 120H184V123H183ZM193 120H195V118H194ZM249 120H250V119H249ZM255 120H256V119H255ZM59 121H60V122H59ZM82 121H81V122H82ZM106 121H107V119H106ZM131 121L135 122V121L132 120V119H131ZM138 121H139V120H138ZM138 121H136V122H138ZM140 121H141V120H140ZM146 121H145V122H146ZM151 121H152V120H151ZM164 121H163V122L161 121V122L164 123ZM201 121H202V120L197 121V122H200V123H201ZM246 121L248 122V120H246ZM251 121H252V120H251ZM253 121H254V120H253ZM44 122H45V121H44ZM69 122H71V121L69 120ZM103 122H105V121H103ZM141 122H142V121H141ZM143 122H144V121H143ZM149 122H150V121H149ZM158 122H159V120H158ZM193 122H194V121H193ZM207 122H208V123L210 122L209 126H210V125H212V126L214 125V124L211 123V121H208V120H207ZM207 122H205V123L208 124ZM237 122H238V120H237ZM237 122H236V123H237ZM260 122H261V121H260ZM28 123H29V125H27V123H25V126L27 125V126L31 127L32 130H35V132L38 133V129L36 130L37 127H36L35 125L32 124L33 126H35V128L33 129V127H32V125H31L30 121H29ZM34 123L36 124V122H34ZM37 123H38V122H37ZM40 123L38 124V125H39L38 127H41ZM55 123H56V122H55ZM57 123H56V124H57ZM88 123H91V122H88ZM88 123H86V124H88ZM139 123H140V122H139ZM139 123H138L137 125H139L140 127H141V125L145 124V123H143V124H142V123L139 124ZM147 123H148V122H146V124H147ZM162 123H161V129L164 128V130H166V128H167V126L165 127L166 123L164 124V127H162ZM180 123H181V122L178 123V122L176 121L175 124L178 125V124H180ZM189 123H190V122H189ZM189 123H188V124H189ZM258 123H259V122H257V124H256L257 127L255 126L257 133L252 134L251 132H253V131H251V132L249 133V134H251L252 136H253V135L256 136V135L258 134V131L261 132V130L258 128V127H259ZM263 123H264V121H263ZM21 124L23 125V123H21ZM58 124H57V125H58ZM67 124H68V125H67V129H68V127H70V126H69L70 124H69V123H67ZM80 124H81V123H79V126L82 127L83 125L81 126ZM128 124H129V123H127V125H128ZM130 124H131V123H130ZM149 124H151V122H150ZM158 124H159V123H158ZM188 124H187V126H188ZM192 124H193V123H192ZM194 124H196V122H194ZM194 124H193V125H194ZM198 124H199V123H198ZM198 124H197L195 127H197ZM253 124H254V123H253ZM261 124H262V122H261ZM53 125H54V123H53ZM92 125H93V124H92ZM101 125H102V124H101ZM107 125H108V124H107ZM190 125H191V123H190ZM232 125H233V126H232ZM235 125H236V127L238 126V127L236 128L238 131H237L235 128H232V127H234ZM263 125H264V124H263ZM20 126H21V125H20ZM27 126H26V127H27ZM55 126H56V125H55ZM55 126H54L53 129H55ZM63 126H66L65 123L63 124ZM63 126H62V127H61V126H58V127H60L59 130H60L61 128H63ZM84 126H85V122H84ZM84 126H83V127H84ZM86 126H87V125H86ZM88 126H90V125L88 124ZM88 126H87V127H88ZM94 126H95V125H94ZM104 126H105V125H104ZM131 126H132V125H131ZM131 126H130V127H131ZM145 126H146V127H145ZM147 126H148V125H144L145 128H144V127L142 128V129H143V132L140 131L142 136L139 137V140H140V138H141V141L145 140V138L142 139V138L144 137L143 135L146 134L145 136H147L149 133H151L150 131H149V133H148L147 130H149L150 126H149V128H148ZM156 126H158V125H156ZM156 126H155V128H156ZM171 126H172V124H171L170 127H168V128H171ZM178 126H181V125H178ZM183 126H184V125H183ZM183 126H181V127H182V129L184 128V131L186 130V132H184V131H183L182 129H180V128H179V129L183 131V132L181 131L182 133H184V134H183V137H184V138H182V139H183V142H184V141H186V140H185V133H187L188 135H190V136H186V137H188V138L190 137V139H192L193 136H191V134L193 135L192 132H193L194 130H193L192 128H194V127H193V126H192V127L189 126V127H191V128L188 127L189 130H191V129L193 130V131L191 130V131L189 132L188 129H185L186 126H185V127H183ZM239 126H240L241 131H240V129H239ZM243 126H244V125H243ZM253 126H254V125H253ZM45 127H46V128H45ZM50 127H49V130H50ZM87 127H84V128H86V129H84L85 131H84L82 128H80L79 130L82 129L84 132H86L87 130L90 131V127H88V129H87ZM158 127H160V126H158ZM158 127H157L156 129H154L153 126H152L153 129L150 128V129H152V131H153L152 133H153V134H154V132H158V133L160 132ZM173 127H174V125L172 126V128H173ZM202 127H204V128H205V127H206V128H209L208 126H202ZM213 127H214V126H213ZM216 127H217V125H216ZM247 127H248V126H247ZM249 127L251 128V126H249ZM20 128H23V126H21ZM24 128H25V127H24ZM65 128H66V127H64V129H65ZM70 128H71V127H70ZM70 128H69V129H70ZM109 128H110V127H109ZM112 128H113V127H112ZM132 128L134 129V127H132ZM137 128H138V127H137ZM147 128H148V129H147ZM198 128H200V127L198 126L196 129H198ZM210 128H211V127H210ZM244 128H246V127H244ZM257 128H258L259 130H258ZM39 129H40V128H39ZM56 129L58 130V128H56ZM56 129H55V130H52V132L48 130V133L50 132V134L52 133L53 135H55L54 133H55V131H57ZM67 129H66V131H69V130H67ZM91 129H92V127H91ZM133 129H132V130H133ZM139 129H140V128H139ZM139 129H138V130H139ZM144 129H146V130H144ZM177 129H178V128H177ZM177 129H175V130H177ZM179 129H178V130H179ZM194 129H195V128H194ZM211 129H212V128H211ZM217 129H218V128H217ZM217 129L215 128V129H213V131H214V130H217ZM251 129H252V128H251ZM251 129H250V130H251ZM21 130H22V129H21ZM29 130H30V129H29ZM29 130H27V131H29ZM47 130L45 131V135H46V136H47V134H46V133H47ZM59 130H58V131H59ZM102 130H103V129H102ZM138 130H137V132H138ZM175 130H173V132H172V130H170V131L167 130V131H166L167 133L164 131L166 134L162 131L159 135H158V134H157V135H158V137L160 136L159 138H160L163 142H164V139H165V140H166V139H169V142H170V139H171V140L174 139V141H175V137H172V134L174 133ZM178 130H177V132H179V134H178L177 136L180 135V130H179V131H178ZM187 130H188V132H187ZM201 130H202V128L200 129V134H201V132L203 131V130H202V131H201ZM23 131L25 132L26 129L23 130ZM23 131H21V132H23ZM64 131H65V130H64ZM95 131H96V129H95ZM97 131H98V130H97ZM109 131H110V129H109ZM145 131H146V132H145ZM198 131H199V130H198ZM207 131H208V130H206L205 133H207ZM211 131H212V130H211ZM213 131H212V132H213ZM229 131H230V132H229ZM234 131H237L238 133H237V132L235 133ZM239 131H240L241 133H239ZM256 131H255V129H254V132H256ZM14 132H15V131H14ZM33 132H34V131H33ZM41 132H42V131H41ZM70 132H71V131H70ZM70 132H69V133H70ZM79 132H80V135H81V132H82V131H79ZM79 132H78V133H79ZM84 132H83V133H84ZM87 132H88V131H87ZM104 132H105V131H104ZM104 132H103V133H104ZM130 132H132V131H130ZM144 132H145V133H144ZM169 132L172 133V134H170L171 136L168 134ZM209 132H210V131H209ZM25 133H26V132H25ZM25 133H24V134H25ZM36 133H35V134H36ZM90 133H92V132H90ZM93 133H94V132H93ZM93 133H92V134H93ZM95 133H96V132H95ZM134 133H135V131L133 130V134H132V137H131L132 140H131V141H132V144L135 142L134 145H137V144H136V141H133V139L136 137V134H134ZM142 133H143V134H142ZM152 133H151V134H152ZM163 133L165 134V136H164ZM182 133H181V134H182ZM189 133H191V134H189ZM205 133H204V134H205ZM214 133H215V131H214ZM214 133H213V134L210 133V134H209L210 136H206V135H202V134H203V132H202L201 135L204 136V138H203V137L201 138V135L198 133V135L200 136V138H201V139H204V140L200 141V142H202V147L205 146V148H208L207 146H209V149H211L210 147H212L213 145H214V146H213L214 148H215V146H217V147L219 146V143H220L221 139H220V140L218 139V140H217L218 142H214V141H216V140H213V139H217V137L214 135ZM233 133H234V134H233ZM32 134H33V133H32ZM38 134H39V133H38ZM40 134H41V133H40ZM57 134H58V133L56 132V135H57ZM64 134H65V132H64ZM67 134H68V133H67ZM87 134H89V132H88ZM87 134H86V136H87ZM92 134H91V135H92ZM130 134H131V133H130ZM130 134H129V136H130ZM139 134H140V133H139ZM162 134H163V136H161ZM194 134H195V133H194ZM211 134L213 135V137H211ZM220 134H221V136H220ZM222 134H223V135H222ZM231 134H232V135H231ZM236 134H238V135H236ZM239 134H240V135H239ZM16 135H17V134H16ZM22 135H23V134H22ZM22 135L19 134V136H18V135H17V136H18L19 139H20V136L22 137ZM28 135H29V132H28L27 136H26V135H25V136L28 138ZM43 135H44V132H43ZM43 135L41 134L40 136H43ZM45 135H44L43 137H41V138L44 139ZM53 135H51V136H53ZM56 135H55L54 138H53L54 141H55V137H56ZM59 135H60V134H59ZM73 135H74V134H73ZM78 135H79V134H78ZM78 135H77V136H78ZM80 135H79L78 137H80ZM83 135H84V134H82L81 136L83 137ZM94 135H96V134H94ZM97 135H98V134H97ZM100 135H101V134H100ZM100 135H99V137L102 138V136H100ZM102 135H104V134H102ZM119 135H121V134L118 132V136H119ZM154 135H155V134H154ZM154 135H153V136H154ZM166 135H169V136L166 137ZM175 135H176V134H175ZM196 135H197V133H196ZM198 135H197V137H199ZM260 135H261V136H259V134H258V135H257L258 137L256 136V138H255L256 140H255V141H259V142H260V140L262 139L261 142H263L264 138H262V137H264V131H262ZM29 136L31 137V136H33V135H29ZM51 136H50V141H53V139H51ZM89 136H90V135H89ZM121 136H122V135H121ZM121 136H120V138H121ZM177 136H176V137H177ZM205 136H206V137H210L209 139L212 138L211 141L213 140V142H214V143L212 142V143H213L212 146H211V143H210V144L208 143V140H209V139L205 138ZM214 136H215L216 138H214ZM224 136H223L222 138H224ZM235 136H236V137H235ZM252 136L250 137V135H249V139L252 138V139H251V142L249 141L250 143H252V141L254 140V136H253V137H252ZM15 137H16V136H15ZM18 137H17V138H18ZM23 137H24V136H23ZM36 137H37V138H36ZM36 137H35L36 139L39 138L38 135H36ZM70 137H71V136H70ZM73 137H74V136H73ZM78 137H77V138H78ZM91 137H92V136H91ZM91 137H89V139H90ZM96 137H98V136H96ZM103 137H104L103 139H105V140L108 139V138H105V136H103ZM108 137H109V136H108ZM133 137H134V138H133ZM154 137L157 138V136H154ZM154 137H152V138H154ZM165 137H166V138H165ZM168 137H169V138H168ZM181 137H182V136H181ZM181 137H179L180 139H179L177 142L180 143V142L182 141ZM197 137L195 136V139H197ZM259 137H261V138H259ZM35 138H33V139H35ZM45 138H46V137H45ZM66 138H67V139L69 138V134H68V136H67ZM75 138H76V135H75L74 139H75ZM93 138H94V137H93ZM93 138H92V140H93ZM137 138H138V136H137L135 139L137 140ZM147 138H148V137H147ZM177 138H178V137H177ZM188 138H186V139H188ZM258 138H259L260 140H257ZM39 139H40V138H39ZM42 139H40L41 141H40V140H38V141L33 140V141H32L31 138H30V140H29L28 143H30V142L33 143L34 141H36V142H34V143H39V141L42 142ZM80 139H81V138H80ZM103 139H101V140L104 141ZM154 139H155V138H154ZM154 139H153V140H154ZM157 139H158V138H157ZM190 139H188V141H190ZM193 139H194V137H193ZM201 139H200V140H201ZM205 139H207V140L205 141ZM15 140H16V139H15ZM25 140H26V138H25ZM44 140H48V139L46 138V139H44ZM44 140H43V142H42L41 144L44 143ZM69 140H70V139H68V143L70 142ZM77 140H79V139H77ZM82 140H84V141L86 140V139H85V135H84V139H82ZM108 140H109V139H108ZM139 140H137V142H138ZM146 140H147V139H146ZM146 140H145V142H146ZM150 140H151V138H150ZM150 140H149V141H150ZM161 140H160V141H161ZM176 140H177V139H176ZM180 140H181V141H180ZM197 140H198V139H197ZM197 140H196V142H195L196 144H197ZM234 140H235V139H234ZM242 140H244V138H242ZM16 141H17V140H16ZM22 141H23V139L21 140V143H22ZM48 141H49V140H48ZM50 141H49V142H50ZM64 141H66V140H64ZM64 141H62V143H63ZM72 141H73V140L71 139V143H72ZM84 141H82V144H81V141L79 140V144H80L79 147H80V148L83 147V145H84L85 142L87 143L88 139H87L85 142H84ZM89 141H90V140H89ZM95 141H97L96 138H95ZM95 141H90V142H88V143L93 142L92 147L90 146V145H91V144H90V145H89L90 148H88V147H89V146L87 145L88 143L85 144V145H87L86 147H87L88 149H92V148H93V145H95V144H94ZM98 141L101 142L99 139H98ZM131 141H130V142H131ZM154 141H155V140H154ZM162 141L160 142V144L162 143ZM167 141H168V140H167ZM172 141H173V140H172ZM174 141H173V143H175ZM188 141L186 142V144L189 145L191 142L188 143ZM192 141H193V140H192ZM203 141H204V142H203ZM211 141H209V142H211ZM255 141H253V142H255ZM19 142H20V141H18V143H19ZM26 142H27V141H26ZM26 142L23 141V146H25L24 143H26ZM74 142H75V141H74ZM76 142H77V141H76ZM83 142H84V143H83ZM143 142H144V141H143ZM143 142H141V143H143ZM165 142H166V141H165ZM183 142H182V144H183ZM200 142H199L198 144H201ZM206 142H207V143H206ZM249 142H248V143H249ZM16 143H17V142H16ZM21 143H20L19 145H21ZM28 143H26V144H28ZM68 143H67V144L64 143V145H65V146H66V145H69ZM71 143H70V144H71ZM77 143H78V142H77ZM105 143H106V142H104V144H105ZM138 143L140 144V145H139V144H138V145L142 148V147H143L142 145H144V143H143V144H141L140 142H138ZM148 143H149V142H148ZM148 143H147V144H148ZM156 143H157V141H156ZM156 143H154L155 145L153 144L154 147H155L156 145H158V144H156ZM173 143H171V145H169L172 149L175 148V145H174ZM193 143H194V142H193ZM193 143H192V144H193ZM205 143H206L207 146L205 145ZM215 143H218V144L216 145ZM221 143H222V141H221ZM236 143H237V144H236ZM256 143H257V142H255V144H256ZM13 144H14V143H13ZM41 144H40V145H41ZM45 144H46V143H45ZM45 144H44L43 146H45ZM96 144H99V143H96ZM100 144H101V143H100ZM100 144H99V145H100ZM129 144H130V143H129ZM147 144L145 143V148H146ZM149 144H152V142H150ZM162 144H163V143H162ZM162 144H161V145H162ZM165 144H166V146H167V142L164 143L163 145L165 146ZM168 144H169V143H168ZM184 144H185V142H184ZM186 144H185V145H186ZM198 144H197V145H198ZM203 144H204V145H203ZM239 144H240V143H239ZM255 144H254V143H253L252 145L249 144L248 147H249L250 145H251L250 147H253V145H255ZM257 144H258V143H257ZM10 145H11V144H10ZM14 145H15V144H14ZM14 145H13V148H14ZM16 145H17V144H16ZM28 145H29V144H28ZM28 145H26V146L29 147ZM31 145H32V144H31ZM47 145H48V144H47ZM81 145H82V147H81ZM101 145H103V142H102ZM138 145H137V147H139ZM163 145H162V146H163ZM172 145H173L174 147H173ZM180 145H181V143H180ZM188 145H186L188 148L184 146V147L186 148V149H184L185 151L181 148V149L183 150L182 152L180 151L182 154L185 153V152H186V154H188V151H189V146H188ZM193 145L195 146V144H193ZM197 145H196V148H197ZM234 145H235V146H234ZM258 145H260V144H258ZM258 145H257V146H258ZM263 145H264V142H263ZM17 146H18V145H17ZM17 146H16V147H17ZM26 146H25V147H26ZM38 146H39V145H38ZM41 146H42V145H41ZM49 146H50V145H48V147H49ZM51 146H53V145L51 144ZM71 146H72V147H71ZM76 146H78V144H77ZM97 146H98V145H97ZM97 146H95L96 150H97ZM103 146H104V145H103ZM109 146H110V145H109ZM129 146H130V147H133V145H131V144L128 145L127 147H129ZM177 146H178V145H177ZM177 146H176V149L179 148V150H180V146H179V147H177ZM191 146H192V145H191ZM191 146H190V148H191ZM260 146H261V147H258V148H259V151H260L261 148H263L262 145H260ZM20 147H21V146H20ZM20 147H19V148H20ZM25 147H24V148H25ZM30 147H32V146H30ZM30 147H29V148H30ZM35 147H36V144H34V148H35ZM39 147H40V146H39ZM74 147H75V146L70 145V149H71V148H74ZM79 147H78V148H79ZM134 147H136V146H134ZM137 147H136V148H137ZM140 147H139V148H140ZM151 147L153 148V146H151ZM158 147H159V146H158ZM160 147H161V146H160ZM182 147H183V146H182ZM199 147H200V149L198 148L197 150H201V148H202L201 145H199ZM213 147H212V148H213ZM219 147L221 148V145H220ZM219 147H218V148H219ZM248 147H247V150H248ZM254 147H255V146H254ZM9 148H10V147H9ZM41 148H42V147H40V150H42ZM43 148H44V147H43ZM65 148H66L65 151H68V147H64V149H65ZM139 148H138V150H139ZM141 148H140V149H141ZM147 148H148V147H147ZM156 148H157V147H156ZM156 148H155V149H156ZM193 148H194V147L192 146L191 151H193V150H192ZM205 148H204V149H205ZM220 148H219V149H220ZM228 148H229V149H228ZM237 148H238V149H237ZM258 148H257V149H258ZM14 149H15V148H14ZM14 149H13V150H14ZM51 149H52V148H51ZM83 149H84V152L87 153V152H86L87 149H86V150H85V148H83ZM83 149H82V150H83ZM100 149H101V146H100ZM100 149H99V147H98V150H100ZM126 149H127V148H126ZM133 149H135V148H133ZM133 149H132L131 152H134ZM148 149H149V148H148ZM168 149L171 151V149L167 147V150H168ZM176 149H175V152H176V153H174L175 156H173V158H174V157L176 158L177 155H180V154L177 153V150H178V149H177V150H176ZM215 149H216V150L213 149L212 152H216V153H214V154H215V156H216V154H217L218 156H216V157L213 156V157H214V160H218L217 158L220 157V156H219L220 153H218V151L220 152L222 149H221V150H219V149H217V148H215ZM224 149H223V152L227 153ZM230 149H232L233 153L236 152L235 155L232 154V151H229ZM236 149H237V150H236ZM255 149H256V148H255ZM257 149H256V151H257ZM17 150H18V149H17ZM19 150H20V149H19ZM43 150H44V149H43ZM45 150H46V152H48V154H49V151H47L48 148L45 149ZM49 150H50V149H49ZM71 150H72V149H71ZM94 150H95V149H94ZM94 150H90V151L88 150V151L91 153V156L94 157L95 155H97V156L100 155V157H101V154H102V153H100L101 151H98V153H100V154H98V153L96 154V152L94 153ZM129 150H131V149H129ZM145 150H146V152H147V149H145ZM156 150H157V149H156ZM160 150H161V149H159V152H160ZM169 150L166 151V148H165V153H166V154H168V152L171 153ZM186 150H187V151H186ZM194 150H195V149H194ZM217 150H218V151H217ZM242 150H243V149H242ZM250 150L253 151V148L250 149ZM250 150H249V153H251ZM35 151H37V149H36ZM35 151H34V152H35ZM38 151H39V150H38ZM69 151H70V150H69ZM72 151H73V153L76 152L75 155L79 154V155H77V157L75 156L76 158H78V156L81 155L80 153L77 152L78 150H76V151L72 150ZM80 151H81V150H80ZM91 151H93V153H94L95 155H94ZM102 151H103V149H102ZM111 151H112V150H111ZM139 151H140V150H139ZM142 151H144L143 148H142ZM150 151H151L152 153L154 152L153 149L149 150V152H150ZM162 151H164L163 147H162ZM173 151H174V150H173ZM205 151L207 152V149H206ZM209 151H211V150H209ZM262 151H263V150H262ZM10 152H12V151H10ZM14 152H15V151H14ZM14 152H13V153H14ZM19 152H20V151H19ZM21 152H22V151H21ZM29 152L32 153L33 151H30V150H29ZM39 152H41V151H39ZM46 152H45V154H46ZM51 152H52V151H51ZM70 152H71V151H70ZM89 152H88V153H89ZM140 152H141V151H140ZM146 152H143V154L146 153ZM149 152H148V154H149ZM189 152H190V151H189ZM196 152H197V151H196ZM203 152H204V150H203ZM212 152H211V154H212ZM221 152H222V151H221ZM239 152H240V150L238 151V153H239ZM244 152H245V151H244ZM253 152H254V151H253ZM260 152H261V151H260ZM36 153H37V152H36ZM41 153H44V152L42 151ZM63 153L66 154V157H64V158H67V159H69L68 157L70 156V154H73V153H70V154L68 153V156H67V153H65L64 151H63ZM88 153H87V154H88ZM134 153H135V152H134ZM134 153H133V154H134ZM137 153H138V152L136 151L135 155H137ZM152 153H151V156H156V155H158L157 151L155 152V154L157 153L156 155H154V154H152ZM160 153H161V152H160ZM190 153H191V152H190ZM192 153L195 154V151L192 152ZM201 153H202V151H201ZM229 153L226 154V155L228 156ZM258 153H259V152H258ZM258 153L255 152L254 154L257 155ZM261 153H263V152H261ZM19 154H20V153H19ZM24 154H25V153H24ZM37 154H40V153H37ZM37 154H34V156L37 155ZM45 154H42V155L48 157L47 159H46V157H45V158H44V157H41V158L44 159V160H43L44 163H46V162H45V159H46L47 161L50 162V160H49V156H47V155H45ZM64 154H63V155H64ZM83 154H84V153H83ZM87 154H86V155H87ZM133 154H132V155H133ZM143 154H142V155H143ZM161 154H162V153H161ZM176 154H177V155H176ZM182 154H181V155H182ZM186 154H185V155L183 154V158H181V157H182L181 155H180V157L178 156V157L183 161V162H181V160H179V161H180V164L178 163V164H179V169H180V168L184 169V166H185V168H186V166H187V165L185 164V162H184L185 160H183V159H185V158L188 157V155H187V157H185ZM194 154H193L192 157H194ZM197 154H199V152H198ZM204 154H205V152H204ZM208 154H210V152H209ZM242 154H243V153H242ZM245 154H248V151H246ZM252 154H253V153H252ZM254 154H253L252 156H251L250 154H248V155H246V156L243 155V157L245 156V158L248 156V160H249V162H248V164H247V166H248V165H249V166L247 167V166H246V163L244 162V161H247V160H246L247 158L244 159V161H243V159H241L242 162L245 164V165H244V164L242 163V164L244 165V169L238 167L239 164H241V163H240V162H241V161H240V158H242V156L240 155V153H239V155H240L239 160L236 159L237 161H240V162L238 163V162L235 160V161L237 162V163H236V162H235V163L238 164V165H236V167H237L238 169H243V170H244V171H243V170H241V171H240V170H239V171H236L237 168L234 166V167L236 168L235 171H236V172H239V173H242V171H243L242 174H244V177H242V178H245V181H247V182H246L247 185H248V180H246V177H247V173H248V171L251 169V170H252V171H251V174L254 175V173H252V172H254V171H256V172H257V171L260 172V170H261V169H260L261 167H260V168H257V167H256V165L259 166L260 164H256V165L253 164V163H255V162H256V163H259V162H260V159L257 160V157H254ZM4 155H5V154H4ZM16 155H17V153H16ZM40 155H41V154H40ZM88 155H89V154H88ZM88 155H87V157H86L85 155H83V156H84L83 158H81V157H79V158H81V161H82V159H85V157H86V158L88 159V160L85 159V160H86V164H89V163H87V161L90 162L91 159L88 158ZM113 155H114V154H113ZM142 155H141V156H142ZM159 155H160V154H159ZM171 155H172V154H171ZM201 155H202V156H205V155H207V154H205V155L201 154ZM201 155L199 154L198 157H197V155L195 156V157H196V159H195L196 162H197L198 160L201 161L202 158H201V159H198ZM220 155H221V154H220ZM222 155L224 156L225 154L222 153ZM222 155H221V156H222ZM231 155H229V156H231ZM239 155H237V156H239ZM0 156H1V158H2L3 155L0 154ZM12 156H13V155H12ZM17 156H18V155H17ZM22 156H23V155H21V157H22ZM31 156H32V154H31ZM34 156H32V157H34ZM71 156L74 157V155H71ZM89 156H90V155H89ZM97 156H96V157H97ZM133 156H134V155H133ZM144 156H145V155H143L142 157H144ZM151 156H149V157H151ZM161 156H162V155H160V157H161ZM166 156L169 157L170 154H169V155H166ZM189 156H190V155H189ZM202 156H201V157H202ZM211 156H212V155H210L209 157L212 158V160H213V157H211ZM223 156H222V157H223ZM227 156H226V157H227ZM249 156H250L251 158H252V157L256 158V160L259 161V162L255 161L254 158H253V162H252V164H251V163H250ZM260 156H261V155H260V153H259V157H260ZM262 156H264V154H263ZM14 157H15V156H14ZM14 157H13V158H14ZM21 157L19 156V157H17V158L20 159ZM93 157H91V158H93ZM114 157H115V156H114ZM139 157H140V155H137V158H139ZM157 157H158V156H157ZM157 157H156V159H157ZM164 157H165V156H164ZM170 157H171V158H170ZM170 157H169L170 160H168V158L166 157L167 159H165V160L162 159V161H165V162L170 161L171 163H173L172 160H171V159H173V158H172V156H170ZM184 157H185V158H184ZM207 157H208V156H207ZM209 157H208V159H209ZM226 157H225V158H226ZM1 158H0V160H1ZM17 158H16V159H17ZM25 158H26V157H25ZM34 158H35V159H34V162L36 161V162H35L36 164H37L38 161L41 162V158H39L40 160H39V159L36 160V156H35ZM37 158H38V156H37ZM64 158L62 159L63 161H64ZM76 158H75V159H76ZM94 158H95V157H94ZM103 158H104V157H103ZM103 158H101V159L103 160ZM130 158H131V157H130ZM175 158H174V162L178 160V158H176L177 160H175ZM203 158H204V157H203ZM215 158H216V159H215ZM225 158L223 159L222 162H223V163L225 162V164H227L226 161H225V160H226ZM227 158H228V157H227ZM229 158H231V157H229ZM229 158H228V161H229ZM235 158H236V157H235ZM237 158H238V157H237ZM261 158H262V157H261ZM19 159H17V160H19ZM21 159H22V158H21ZM26 159H27V158H26ZM67 159H66V160H67ZM71 159H72V158L70 157V162H72V164L74 163L73 160H74L75 162L78 161L77 159L75 160L74 158H73V160L71 161ZM95 159H96V158H95ZM95 159H94V162H95ZM97 159H98V158H97ZM99 159H100V158H99ZM101 159H100V160H101ZM151 159H152V161H153V158H152V157H151ZM156 159H155V160H156ZM159 159H160V158H158L157 161H160ZM205 159H207V158L205 157ZM208 159H207V161H208ZM219 159H222V158H219ZM232 159H230V161H231ZM263 159H264V157L262 158V160H263ZM66 160L64 161V163H63V162H62V163L65 164V163L67 162ZM79 160H80V159H79ZM85 160H84V161H85ZM89 160H90V161H89ZM105 160H106V159H105ZM136 160H137V159H136ZM142 160H143V158H142ZM144 160H145V159H144ZM146 160H147V159H146ZM146 160H145V161H146ZM166 160H167V161H166ZM189 160H190V159H189ZM202 160H203V159H202ZM209 160H210V159H209ZM212 160H210L211 163H212ZM214 160H213V162H216V161H214ZM1 161H2V160H1ZM43 161H42V162H43ZM133 161H134V160H133ZM147 161H150V159H148ZM152 161H150V163L148 162V163H146V164H147V165H148V164H149V165L151 164L150 167H151L152 169H154V168L156 169V167H157V164H156V163H157V162H156V163L153 162V164H152V163H151ZM186 161H188V160H186ZM200 161H198V162H200ZM204 161H205V160H204ZM207 161H205V163H207L206 165H208V164L211 165V163H209V162H207ZM219 161H220V160H219ZM254 161H255V162H254ZM15 162H16V161H15ZM40 162H39L38 165H40ZM42 162H41V163H42ZM58 162H59V161H58ZM70 162L68 161V163H66V164H67V167L69 166L68 164H70V166H71V163H70ZM91 162H93V161H91ZM97 162H100V161H97ZM101 162H102V161H101ZM124 162H126V161H124ZM135 162H137V161H135ZM141 162H142V161H141ZM196 162H195V163H196ZM222 162L220 161V163H222ZM3 163H4V162H3ZM5 163H6V162H5ZM5 163H4V165H5ZM18 163H19V162H18ZM44 163H43V164H44ZM47 163H48V162H47ZM143 163H144V161H143ZM154 163L156 164V166L153 168ZM181 163H183V164H185V165L180 166V165H182ZM202 163H203V162H202ZM202 163H201V164H202ZM205 163H204V164H205ZM216 163H218V161H217ZM216 163H215V164H216ZM220 163H218V164H219L218 167H214L215 164L213 163L214 166H213V167L211 166L212 169H213V168H218V169H216V171H217V170L220 171V169H219ZM223 163H222V164H223ZM231 163H232V162H231ZM231 163H230V164H231ZM7 164H8V162L6 163V166H3V167L6 168V167L9 165V164H8V165H7ZM14 164H15V163H14ZM33 164H34V163H33ZM36 164H35V165H36ZM63 164H62V165H63ZM66 164H65V165H66ZM74 164H75V165H73L74 167L71 166V170H74L75 167L77 166L76 163H74ZM78 164H80V163H78ZM81 164H82V162H81ZM83 164H84V162H83ZM135 164H136V163H135ZM146 164H144V165H146ZM163 164H164V162H163ZM163 164H160V162L158 163L159 166H161V165L164 166L165 164H164V165H163ZM166 164H167V163H166ZM168 164H169V163H168ZM168 164H167V166H165L166 168L164 167V168L166 169V170L163 171V175H164V176H165L164 172L167 171V167L170 165V164H169V165H168ZM174 164H175V163H174ZM178 164L176 163L175 165L178 166ZM204 164H203V165H204ZM222 164H221V165H222ZM225 164H224V166H225ZM232 164H234V161H233ZM242 164H241L240 166L243 167ZM250 164H251V166H252L253 168H252V167L250 168ZM1 165H2V164H1ZM58 165H60V167H61V163H59ZM90 165H91V163H90ZM95 165H96V162H95ZM125 165H126V164H124V168H126ZM138 165H139V164H138ZM140 165H141V163H140ZM140 165H139V168H140ZM142 165H143V164H142ZM198 165H200V164L198 163ZM253 165H254V166H253ZM23 166H24V165H23ZM33 166H34V165H33ZM33 166H32V168H34ZM40 166H41V165H40ZM43 166H44V165H43ZM43 166H41V171L43 170V169H42ZM47 166H49V165H45V167H46L45 169H47ZM63 166H64V165H63ZM63 166H62V167H63ZM85 166H88V165H85ZM91 166L93 167V165H91ZM133 166H134V165H133ZM170 166L173 167L174 165H170ZM177 166H175V167H177ZM222 166H223V165H222ZM222 166H220V167H222ZM224 166H223V167H224ZM230 166L233 167L232 165H230ZM260 166H264V162H261V165H260ZM36 167H37V166H35V168H36ZM60 167H59V168H60ZM67 167L64 168V169H66L67 171H69L68 168L70 169V167H68V168H67ZM72 167H73V169H72ZM79 167H80V165H79ZM79 167H78L77 169H79ZM83 167H84V166H83ZM83 167H80V169L83 168ZM92 167H91V168H92ZM143 167H144V166H143ZM143 167H142V168H143ZM172 167H168V168H171V169H172ZM175 167H173V169H174ZM197 167H198V166H197ZM200 167H201V166H200ZM211 167H209V169H211ZM245 167H246L247 169H249V170L246 171V168H245ZM254 167H256V169H255ZM4 168H3V169H4ZM35 168H34V170H35ZM88 168H90V166H89ZM88 168H87V169H88ZM94 168H95V167H94ZM94 168H92V169H94ZM96 168H97V167H96ZM98 168H99V167H98ZM98 168H97V169H98ZM134 168H135V167H134ZM136 168H138V167L136 166ZM136 168H135V169H136ZM139 168L137 169V172L140 171ZM147 168H149V167H147ZM147 168H145V169H147ZM159 168H160L159 170L161 171V169H162L163 167H162V168L159 167ZM164 168H163V169H164ZM224 168H225V167H224ZM3 169H1V170L3 171ZM6 169L8 170V167H7ZM24 169H26V168H24ZM28 169H29V168H28ZM39 169H40V168H39V166H38V170H39ZM85 169H86V167H85ZM85 169H84V171H85ZM143 169H144V168H143ZM143 169H142V170H143ZM157 169H158V168H157ZM157 169H156V171H157ZM163 169H162V170H163ZM173 169H172V171H170V170L168 169V172H169V171H170V173H171V172H174L175 169H174V170H173ZM207 169H208V168H207ZM231 169H232V168H231ZM254 169H255V170H254ZM257 169H258V170H257ZM34 170H33V172H35ZM38 170H36V171H38ZM61 170H62V169H61ZM66 170H62V171H63L62 173L64 174ZM71 170H70V171H71ZM107 170H108V169H107ZM149 170H150V169H148L147 172H149ZM177 170H178V168H177ZM177 170H176V171H177ZM180 170H181V169H180ZM180 170H178V173H180V175H183V174H181V172H179ZM199 170H200V169H199ZM199 170H198V172H199ZM204 170H205V169H204ZM214 170H215V169H214ZM224 170H225V169H224ZM226 170H227V168H226ZM253 170H254V171H253ZM21 171H22V170H21ZM28 171H29V170H28ZM28 171H27V172H28ZM46 171H47V170H46ZM46 171H43V172L46 173ZM48 171H49V170H48ZM58 171H60V170H58ZM76 171H77V170H76ZM82 171H83V169H82ZM82 171H81V170L79 171L80 174H78V176H79V175H80V176H85V174H84V175H81V174H82V173H81ZM143 171H145V170H143ZM143 171H141L140 173L142 174ZM150 171H151V170H150ZM181 171H182V170H181ZM185 171H186V170H185ZM205 171H207V173H206ZM205 171H202V172H203V173L205 172L207 175H210L211 173H213V172H211V170H210V172H211L210 174L208 173L209 170H205ZM216 171H215V172H216ZM221 171H222V170H221ZM221 171H220V173L223 172V174H222L223 176H221V175L219 174L220 177H225V176H224V175H225L224 173H225L226 171H222V172H221ZM233 171H234V170H233ZM245 171H246V172H245ZM27 172H25L24 174L27 175ZM31 172H32V171H31ZM33 172H32V173H33ZM38 172H39V173H38ZM38 172H37V173L35 172V173H36L35 177L33 176V178H32L31 180L29 179V181L34 182V180H36V181H37L38 179L40 180V178H41L42 175L40 176L39 174H40L41 172H40V171H38ZM60 172H61V171H60ZM72 172H73V171H71V174H72ZM99 172H100V171H99ZM133 172H134V171H133ZM152 172H153V171H152ZM183 172H184V170H183ZM195 172H196V171H195ZM202 172H201V170H200V173H202ZM7 173H8V171H7ZM66 173H67V172H66ZM75 173H76V172H75ZM84 173H86V172H84ZM97 173H98V172H97ZM143 173H144V172H143ZM145 173H146V172H145ZM166 173H167V172H166ZM170 173L166 174V175H167V176H166V179H167V178H169V179L172 178L174 181H172V179H171V180H168V181H169V184H168L169 186L166 185V184L168 183L167 180H165V182L167 181V183L163 182V183L166 185V186H164V188H163V190H164L165 187H166V189H165V193L168 192V190L172 191V187L175 188V186H176V184H177L178 182L175 183V185L173 184L172 187H170V186L172 185L171 183H172V182H175V180H176L177 178L180 179V180H176V181H183V182L186 184V182H185L186 180H183V178L181 179V177L179 176L178 173L174 172V173H176L175 176H174V174H173L174 178H173V176L171 177L172 174H170ZM185 173H186V172H185ZM203 173H202V174H203ZM218 173H219V172H218ZM227 173H228V171H227ZM232 173H233V172H232ZM232 173H231V172L229 173L230 178H231V174H232ZM249 173H250V172H249ZM262 173L264 174V172H262ZM2 174H3V173H2ZM20 174H21V173H20ZM28 174H29V173H28ZM42 174H43V173H42ZM46 174H49V173H46ZM67 174H68V173H67ZM91 174H92V173H91ZM94 174H95V172H94ZM135 174H136V173H135ZM141 174H140V175H141ZM150 174H151V173H147L146 175L148 176V175H150ZM153 174H154V173H153ZM198 174H199V173H198ZM202 174H199V175H197V176L200 177V176H202ZM206 174H203V176H205ZM245 174H246V177H245ZM251 174H249L250 177H251ZM255 174H256V175H254V177H255V176L257 177L258 174H257V173H255ZM30 175H31V173H30ZM30 175H28V176H30ZM38 175L40 176V178H38V179H34V178H36V177H39ZM61 175H62V174H61ZM87 175H88V173H87ZM99 175H100V174H99ZM102 175H103V174H102ZM140 175L138 174L137 176L139 177ZM151 175H152V174H151ZM157 175H158V174H157ZM160 175H161V173H160ZM163 175H162V176H163ZM169 175H170L171 178L169 177ZM177 175H178V176H177ZM213 175H214V174H213ZM219 175L217 174V177H218ZM226 175L228 176V174H226ZM233 175H234V177H236V179L233 177ZM233 175H232V178H234V179H232V181H233V180H238V179H237L238 176H236V174H233ZM249 175H248V176H249ZM253 175H252V176H253ZM259 175H260V174H259ZM259 175H258V176H259ZM5 176H6V175H5ZM22 176H23V175H22ZM47 176H48V178H49V175H46L45 177H47ZM62 176H63V175H62ZM67 176H68V175H67ZM69 176H71V175H69ZM73 176L75 177L76 175H73ZM137 176H135V178H136ZM144 176H145V175H143L142 177H144ZM263 176H264V175H263ZM43 177H44V175H43ZM45 177H44V178H45ZM63 177H64V176H63ZM65 177H66V176H65ZM88 177H89V176H88ZM88 177H87V179H88ZM111 177H112V176H111ZM142 177H141V179H144V178H142ZM153 177H154V176H153ZM179 177H180V178H179ZM182 177H183V176H182ZM208 177H209V176H208ZM214 177H215V179H217L216 176H214ZM214 177L212 178V175H211V176L207 179V180H209V181H208L209 184H208L207 182L204 181V183H207V185L203 184V183H202V182H203L202 180L199 181V180H197V179H195V180H197V182H196V181H195V182L193 181V183H199V182H200L201 184H203V186H208V188H209V186H210V187L212 188V186L214 187L215 184H216V183H214V185H210V184H211L210 182H212L211 179L214 180ZM220 177H219V178H220ZM21 178H22V177H21ZM24 178H27V176H26V177L24 176ZM24 178H23V179H24ZM28 178H29V177H28ZM44 178H43V179H44ZM68 178H70V180H71L72 177H68ZM68 178H67V180H68ZM80 178H81V177H80ZM103 178H104V176H103L101 179L104 180ZM133 178H134V177H133ZM133 178H132V179H133ZM135 178H134V179H135ZM146 178H147V177H146ZM146 178L144 179V181L146 180ZM154 178H155V177H154ZM162 178H164V177H162ZM184 178H185V177H184ZM206 178H207V176L205 177V179H206ZM210 178H211V179H210ZM225 178L227 179V177H225ZM242 178H240V179L242 180ZM258 178H259V177H258ZM0 179H1V178H0ZM33 179H34V180H33ZM46 179H47V178H46ZM75 179H76V177H75ZM83 179H86V178H83ZM87 179H86V180H87ZM137 179H138V178H137ZM139 179H140V178H139ZM141 179H140V181H141ZM150 179H151V177H150ZM198 179H200V178H198ZM201 179H204V178L201 177ZM253 179H254V178H253ZM253 179H252V180H253ZM259 179L262 180V179H264V178H261V177H260ZM32 180H33V181H32ZM64 180H65V178H64ZM64 180H62V182H63ZM70 180H69V181H70ZM77 180L80 181L81 179H79V177H78ZM77 180H76V181H77ZM89 180H91V179H89ZM89 180H88V182H89ZM92 180H94V179H92ZM107 180H108V179H107ZM163 180H164V179H163ZM241 180H240V181H241ZM252 180H251V184H252V182H253V183L255 182V180H254V181H252ZM257 180H258V179H256V181H257ZM261 180H260V181L258 180V181L261 182ZM6 181H7V179H6ZM24 181L26 182L25 179H24ZM40 181H41V180H40ZM43 181H44V180H43ZM47 181H48V180H47ZM49 181H50V179H49ZM69 181H67L68 184H69ZM79 181H78V182H79ZM97 181H98V180H97ZM97 181H96V182H97ZM99 181H100V177H99ZM108 181H110V180H108ZM130 181H131V180H130ZM133 181H134L135 184H139V183H140V182H139V183H136V182H137L136 179L133 180ZM135 181H136V182H135ZM144 181H143V182H144ZM155 181H156V180H155ZM198 181H199V182H198ZM201 181H202V182H201ZM230 181H231V180H230ZM232 181L229 182V180H228L227 182H228V184L230 183V184H233V186H234V182H235V181H233V183H232ZM238 181H239V180H238ZM243 181H244V180H243ZM263 181H264V180H262V183H264ZM2 182H4V181H2ZM22 182H23V181H22ZM25 182H24V183H25ZM27 182H28V180H27ZM37 182H38V181H37ZM44 182H45V181H44ZM67 182H66V184H67ZM70 182H71V181H70ZM85 182H87V181H85ZM85 182L82 183V181H81L80 183L85 184ZM141 182H142V181H141ZM145 182H147V181H145ZM161 182H162V181H161ZM170 182H171V183H170ZM214 182H215V180H214ZM222 182H224V180H223ZM241 182H242V181H241ZM241 182H240L239 184H237V183H235V184H237V186L240 185V186L242 187L243 185H241V184H244L245 182H242V183H241ZM35 183H36V182H34V185H38L37 183H36V184H35ZM38 183H39V185H41L40 182H38ZM41 183L43 184L42 181H41ZM45 183H46V182H45ZM50 183H51V182H50ZM50 183L48 182V184H50ZM93 183H94V181H93ZM98 183H99V182H98ZM107 183H108V182H107ZM107 183H106V185H107ZM111 183H112V182H111ZM129 183H130V182H129ZM179 183H181V182H179ZM189 183H192V182H189ZM189 183L187 182V184H188V186H189V188H190V189H188V190H190V191L192 190L191 193H193V190L196 191V189H197V191H198L199 188H195V189H192V188H194V186L197 187V186H199V185H197V186H196V185H192V184L189 185ZM249 183H250V182H249ZM5 184H6V182H5ZM28 184H29V186H30V183H28ZM28 184H26L25 186L28 187ZM64 184H65V183H64ZM74 184H75V183H74ZM78 184H79V183H78ZM90 184H91V183H90ZM130 184H131V183H130ZM140 184H142V183H140ZM145 184H146V183H145ZM201 184H200V185H201ZM212 184H213V182H212ZM222 184L225 186V187L223 186L224 188H227L226 185H225L226 183H222ZM251 184H249V185L251 186ZM257 184H258V182H257ZM2 185H3V184H2ZM34 185H33V183H32V186H33V187L30 186V189H32V188L34 189ZM39 185H38V186H39ZM46 185H47V184H46ZM46 185L44 184L43 186L45 187ZM50 185H52V184H50ZM70 185H71V184H69V186H70ZM100 185H101V184H100ZM100 185H99V186H100ZM132 185H133V183H132ZM180 185H181L183 188H186V186H187V185H186V186H185V185H182V183H181ZM191 185H192L193 187H190ZM255 185H256V184H255ZM255 185L252 184V186H255ZM63 186H64V185H63ZM74 186H75V185H74ZM83 186H84V185H83ZM83 186H82V188H84ZM85 186L87 187L88 185H85ZM101 186H102V185H101ZM133 186H135V185H133ZM133 186H131V187H133ZM139 186H140V185H139ZM139 186H138V185H137V187L135 186L136 189H138ZM146 186H147V185H146ZM146 186H145V187H146ZM178 186H179V184H178ZM233 186L231 187V189L233 188L232 190L235 189ZM258 186H259V185H258ZM260 186H262V184H261ZM31 187H32V188H31ZM39 187H41V186H39ZM48 187H50V186L48 185ZM53 187H54V186H53ZM60 187H61V186H60ZM64 187H65V186H64ZM89 187H90V186H89ZM94 187H95V186H93V188H94ZM103 187H104V185L101 187V189H102ZM135 187H134V190L136 191ZM142 187H144V185H142ZM145 187H144V189H145ZM199 187H201V186H199ZM228 187H229V186H228ZM238 187H239V186H238ZM238 187H237L236 189H237V190H240V192H238V193H235V192H234L236 195H237V194L239 195V193H241V189L238 188ZM255 187H256V186H255ZM263 187H264V186H263ZM28 188H29V187H28ZM37 188H38V187H37ZM46 188H47V187H46ZM46 188H44V189L46 190ZM50 188H51L50 190H52V186H51ZM66 188H68V187H66ZM74 188H75V187H73L72 190H73ZM93 188H92V189H93ZM108 188H110V187H108ZM167 188H171V189H167ZM174 188H173L174 191H172L173 193H180L181 190L183 189V188H182V189L180 190V188L178 187L179 190H180V192H177V191H178V188L176 187L177 190L174 189ZM187 188H188V187H187ZM187 188L185 189V190L187 191L186 193H190V191H188ZM204 188H205V187H204ZM206 188H207V187H206ZM206 188H205V189H206ZM214 188H215V187H214ZM214 188H213V189H214ZM216 188H217V187H216ZM218 188L220 189V192H221V191L223 192V194H224V193H228V191L231 190L230 188H228L229 190H227V189H223V188H221V187H218ZM218 188H217V189H218ZM248 188H249V187H248ZM248 188H247V190H250L252 187H250L249 189H248ZM258 188H261V187H257V191L260 192V189L258 190ZM7 189H8V188H7ZM33 189H32V190H33ZM35 189H36V188H35ZM35 189H34V190H35ZM54 189H55V188H54ZM54 189H53L51 192H49V191H50V190H49V191H48L49 194H50V193L53 194ZM70 189H71V188H70ZM70 189H66V190H67V192H68V191L70 192V196H71V194L73 195L74 192L72 191V192H73V193H72V192L70 191ZM75 189H76V188H75ZM78 189H80V188H78ZM84 189H85V188H84ZM84 189H82V190H84ZM96 189H97V188H96ZM129 189H130V188H129ZM132 189H133V188H132ZM140 189H143V188H140ZM209 189H210V188H209ZM217 189H215V190H217ZM221 189H222V190H221ZM236 189H235V191H236ZM243 189H244V188H243ZM252 189H253V188H252ZM252 189H251L250 192H253ZM254 189H255V188H254ZM254 189H253V190H254ZM37 190L41 192V189H40V188H38ZM37 190H35V191H37ZM47 190H48V189H47ZM87 190H88V189H87ZM89 190H90V189H89ZM107 190H108V189H107ZM130 190H131V189H130ZM138 190H139V189H138ZM146 190H147V189H146ZM146 190H143V191L145 192ZM150 190H152V188H151ZM166 190H167V191H166ZM207 190H208V189H207ZM207 190H206L205 192H207ZM223 190H224V191L226 190L227 192H224ZM245 190H246V189H245ZM247 190H246V191H243V190H242V191H243V192H247ZM0 191H1V190H0ZM35 191H34V193H36V196H37V192H38V191H37V192H35ZM76 191H77V190H76ZM98 191H99V190H98ZM135 191H134V192H135ZM141 191H142V190H141ZM153 191H154V190H153ZM153 191H152V192H153ZM182 191H183V190H182ZM197 191H196V192H197ZM200 191H202V189L199 190V193H200ZM2 192H3V191H2ZM2 192H1V193H2ZM26 192H27V190H26ZM30 192H31V190L27 192L28 194L26 193V194H27V197H28V195H29ZM43 192L45 193V191H42V193H43ZM62 192H63V191H62ZM64 192H66V191H64ZM69 192H68L67 194H69ZM81 192H82V191H81ZM81 192H80V193H81ZM85 192H86V190H85ZM88 192H89V191H88ZM91 192H92V191H91ZM109 192H110V189H109ZM132 192H133V191L131 190L130 193H132ZM138 192H139V191H137V192H135V193H138ZM147 192H149V191L147 190ZM196 192H194V194H195ZM203 192H204V191H203ZM203 192H202V193H203ZM4 193H5V192H4ZM31 193H33V192H31ZM42 193H41V195H38V200L35 198L36 196L34 195V199H36V201H38V202H39V200H40V198H41V201H40L41 203H43L42 201L46 202V200H47V198H46V200H45V198H43V197H40V198H39V196H43ZM89 193H90V192H89ZM101 193H102V192H101ZM135 193H133V194H135ZM140 193L143 194V196L145 195V198H147V196H148L147 194H149V193L146 194V192H145V193L140 192ZM170 193H171V192H168V193L166 194L167 199L169 198L168 196H170ZM173 193H172V194H173ZM183 193H185V191H184ZM199 193L197 192V194H199ZM202 193H201L200 195H201V197L203 198V197L205 196L206 193H203L204 195H202ZM231 193H232V192H231ZM38 194H39V193H38ZM54 194H55V193H54ZM60 194H61V193H60ZM64 194H65V193H64ZM64 194H63V195H64ZM76 194L80 196L82 193H81V194H78V192H76ZM85 194H86V193H85ZM92 194H93V193H92ZM95 194H96V193H95ZM95 194H94V196H95ZM98 194H99V192H98ZM105 194H107V192H106ZM133 194H132V195H133ZM155 194H156V192H155ZM172 194H171L170 198H171V197H174V200H175V197H177L178 194H177V196H176V194H175L174 196H172ZM216 194H217V195H216ZM218 194L221 195V193H218V190H217V193L215 192V195H216L215 197H217ZM223 194H222L221 197H220V196H219V197L222 198V197H223ZM229 194H230V192H229ZM229 194H227V195H229ZM235 194H234V195H235ZM241 194H242V193H241ZM47 195H48V194H46V196H47ZM50 195H51V194H50ZM50 195H49V196H50ZM61 195H62V194H61ZM63 195H62V196H63ZM103 195H104V194H103ZM109 195H110V194H109ZM130 195H131V194H130ZM138 195H139V194H138ZM146 195H147V196H146ZM188 195H189V194H187V195H185V196H187V197L189 198L190 195H189V196H188ZM192 195H193V194H192ZM200 195H198L199 198H200ZM230 195H231V194H230ZM236 195H235V196H236ZM263 195H264V194H263ZM0 196H1V195H0ZM4 196H5V195L3 194V197H4ZM29 196H30V197H29L30 199L28 198V201H30V200L32 199V198H31V194H30ZM44 196H45V194H44ZM46 196H45V197H46ZM51 196H52V195H51ZM54 196H55V195H54ZM54 196H53V197H54ZM64 196H65V195H64ZM66 196H67V195H66ZM73 196H74V195H73ZM73 196H71V197L73 198ZM86 196H87V195H86ZM107 196H108V195H107ZM110 196H111V195H110ZM135 196H137V195H135ZM140 196H141V195H139V197H140ZM143 196H141L140 198H142ZM179 196H181V195H179ZM179 196L177 197V198H179V199L176 198L177 200H180V198H182V196H181V197H179ZM224 196H226V195L224 194ZM242 196H243V195H242ZM242 196H241V195H240L239 197L236 196V199L238 198V200H239L240 197H241V198H245L244 196H243V197H242ZM251 196H252V195H251ZM251 196H249V199H250ZM32 197H33V196H32ZM56 197L58 198L59 195L56 196ZM56 197H55V198H56ZM67 197H68V196H67ZM71 197H70V198H71ZM80 197H81V196H80ZM104 197L106 198V195H104ZM129 197H130V199H131V198L134 197V195H133V196H129ZM139 197H137V198L139 199ZM148 197H149V196H148ZM157 197H158V194H157L156 198H157ZM230 197H231V198L234 197L233 194H232V196H229L228 198H230ZM246 197H247V199H248V196H247V195H246ZM260 197H261V196H260ZM260 197H259V199H260ZM4 198H5V197H4ZM6 198H7V197H6ZM55 198H53V199H55ZM70 198H69V199H70ZM85 198H86V197H85ZM98 198H99V197H98ZM102 198H103V197H102ZM134 198H135V197H134ZM145 198H144V199H145ZM150 198H151V197H150ZM150 198H147V199H150ZM164 198H165V197H164ZM188 198H187L186 200H188ZM196 198H197V197H196ZM202 198H200V199L202 200V202H201V201H197V200L195 199V195H193V199H192V200L195 199L194 201L198 202V204H196V203H195V204L199 206V210L203 208V207H202V204L199 205V202L203 203L204 198H203V199H202ZM220 198L217 197V200L220 199ZM224 198H225V197H224ZM231 198H230V199H231ZM234 198H235V197H234ZM256 198H257V197H256ZM1 199H3V198H1ZM26 199H27V198H26ZM42 199H44V200H42ZM53 199H50V200H51V201H50L51 203H52V200H53ZM59 199H60V198H59ZM59 199H56V201H57V200L60 201ZM63 199H64V198H63ZM63 199L61 200V201H62V204H63V205H62V204H61V205H62L63 207H62V206L60 207V205H58L57 202L55 203V201H53V202H54V205H56L55 207H58V206H59L60 209H64V202H63ZM65 199H66V197H65ZM76 199H77V198H76ZM79 199H80V198H79ZM79 199H78V202H79ZM83 199H84V197H83ZM95 199H96V197H95ZM109 199H110V198H108V200H109ZM138 199H137V200H138ZM171 199H172V198H171ZM189 199H190V201H191V198H189ZM215 199H216V198H215ZM215 199H214V200H215ZM236 199H234V200L236 201ZM251 199H252V198H251ZM251 199H250V200H251ZM4 200H5V199H4ZM70 200H72V199H70ZM73 200H74V199H73ZM85 200H86V199H85ZM88 200H89V199H88ZM88 200H87V201H88ZM106 200H107V198H106ZM128 200H129V199H128ZM137 200H136L135 202H133L134 200L131 201V202H133V203H132V204H133V205H132L133 207H130V206H129V208H134V209H133L134 212L136 211L135 209L139 210L140 207L142 208V207H143V203L146 202L145 200H144V202L141 200V202H138V204H137V203H136ZM150 200H152V199H150ZM150 200L147 201L148 204H147V202H146V204H147V205H146V207H147L146 209H147V210H146L145 208H143L142 210H144V211H142V214H144V213H145L144 215H146V213H147V215L150 214L149 211H150V209L152 208L151 205H153V207L156 208V211L154 210V208H152V209H153V210H152V213H153V211H154V212H155L154 214L157 215L156 212H158V209L161 208V205H162V204L154 206V204L151 203L152 201L150 202L151 204H149V201H150ZM168 200H169V199H168ZM174 200L172 199V201H174ZM186 200H185V203L187 202ZM217 200H215V201H217ZM223 200H224V199L219 200V202H220V201H223ZM241 200H242V201H245L246 199H245V200H244V199H241ZM241 200H240V201H241ZM250 200H249V201H250ZM257 200H258V199H257ZM263 200H264V199H263ZM2 201H3V200H1V202H2ZM48 201H49V199H48ZM64 201H65V200H64ZM67 201H69V200H67ZM81 201H83V200H81ZM95 201H96V200H95ZM95 201H94V202H95ZM100 201H101V200H100ZM109 201H110V200H109ZM111 201H112V200H111ZM138 201H139V200H138ZM166 201H167V200H166ZM169 201H171V200H169ZM183 201H184V200H183ZM190 201H189L188 203H186L185 208L183 207V208H184V213H187V212H188V214H186V215H189V213H192V214H190V215H197L198 217H196V216H192V217H194V218L196 217L194 220L197 219L196 222H198V221H200L199 218H202V217H200V214L203 213V209H202L201 211H199V210L197 209L199 213L201 212L200 214H199V213H198V214L195 213V211H196V210H194L195 208H193V206L189 207V206L187 205V204L190 203ZM224 201L227 203L226 200H224ZM229 201H230V202L227 203V204L230 205L231 200H229ZM242 201H241V203H242ZM249 201H247V202H249ZM253 201H256L254 196H253ZM253 201H252V203H253ZM260 201H261V199H260ZM4 202H5V201H4ZM4 202H3V204H4ZM32 202H33V204H35L36 207H35V206H31V205H32ZM40 202H39V204H41ZM65 202H66V201H65ZM73 202H76V201H73ZM85 202H86V201H85ZM89 202H91V201H89ZM89 202H88V203H89ZM162 202H163V201H162ZM167 202H168V201H167ZM179 202H181V201H179ZM179 202L177 203V202L175 201L176 205H179ZM232 202H234V201H232ZM247 202L245 201V203H247ZM5 203H6V202H5ZM7 203H8V202H7ZM9 203H11V202H9ZM59 203H60V202H59ZM69 203H70V202H68V204H69ZM86 203H87V202H86ZM101 203H102V202H101ZM109 203H110V202H109ZM125 203H126V202H125ZM134 203H136V204H134ZM140 203L142 204L141 206H140ZM172 203H173V202H172ZM217 203H218V201H217ZM222 203H223V206H222ZM226 203L221 202V207H223V209L225 208L226 210H227V209H228V210L231 209V207H230L229 205H226ZM234 203H235V202H234ZM234 203H233V206H232V207H235V204H236V203H235V204H234ZM243 203H244V202H243ZM245 203H244V205H245ZM249 203H251V201H250ZM255 203H256V202H254V203L252 204V206H253ZM262 203H263V201H262ZM262 203H261V202L258 203L260 207H261ZM3 204H2V205H3ZM29 204H30V203H29ZM36 204H37V203H36V202L34 203V201L32 200V201H31V204H30L29 206H31L32 208H34V207H35V208H38V207H37L38 204H37V205H36ZM48 204H49V203L47 202V207L49 206ZM73 204H74V203H73ZM76 204H77V203H76ZM76 204H74V205L76 206ZM83 204H84V203H83ZM91 204H92V203H91ZM93 204H94V203H93ZM165 204H166V202H165ZM182 204L185 205L184 203H182ZM191 204H192V203H191ZM213 204H214L213 207H214V209L216 210V209H217V205H219V204H216V202H214ZM237 204H238V202H237ZM237 204H236L237 207H238V206H239V207L241 206L240 204H238V205H237ZM256 204H257V203H256ZM256 204H255L254 206H256ZM8 205H9V204H8ZM44 205H45V204H43V206H44ZM50 205H52V204H50ZM57 205H58V206H57ZM77 205H78V204H77ZM80 205H81V204H80ZM88 205H89V204H88ZM171 205H172V204H171ZM176 205H175V206H176ZM183 205H181V206H183ZM193 205H194V203H193ZM215 205H216V208H215ZM231 205H232V204H231ZM244 205H242V208H243ZM247 205H248V204H247ZM247 205H246V206H247ZM4 206H5V205H4ZM4 206H2V207L4 208ZM39 206H40V205H39ZM43 206H41V207H43ZM45 206H46V205H45ZM45 206H44V207H45ZM66 206H67V205H66ZM66 206H65V209L67 208L68 212H70V211H69V208H68V207H70V206H68V207H66ZM82 206H83V205H81L80 207H82ZM84 206H85V205H84ZM109 206H110V205H109ZM148 206H151V208L148 207ZM162 206H165V205L163 204ZM200 206H201V207H200ZM225 206H226V207L228 206V207L226 208ZM252 206H251V204H250V207H249V205H248V207H249V208H248L249 211L251 210ZM254 206H253V207H254ZM257 206H258V205H257ZM5 207H6V206H5ZM9 207H10V210H12V209H11V206H9ZM41 207H39L38 210H40ZM52 207H53V206H52ZM89 207H90V206H89ZM94 207H95V206H94ZM167 207H169V206L167 205ZM195 207L198 208L197 206H195ZM219 207H220V206H219ZM219 207H218V208H219ZM229 207H230V208H229ZM7 208H8V207H7ZM32 208H31V210H33ZM59 208H57L56 210H59ZM70 208H71V207H70ZM72 208H74V209H77V208H78V209H79V207H72ZM72 208H71V209H72ZM83 208L86 209V207H83ZM83 208H82V209H83ZM90 208H91V207H90ZM92 208H93V206H92ZM95 208H96V207H95ZM100 208H101V207H100ZM121 208H122V207H121ZM149 208H150V209H149ZM183 208H181V209H182V212H183ZM245 208H246V209H245ZM256 208H257V207H256ZM5 209H6V208H5ZM29 209H30V208H29ZM44 209H46V208H44ZM49 209H50V210L52 209L51 211H53V208L48 207V209H47L48 212H49ZM54 209H55V208H54ZM71 209H70V210H71ZM74 209H72L73 212H74ZM82 209H81V210H82ZM88 209H89V208H88ZM98 209H99V206H98L97 210H98ZM103 209H104V208H103ZM103 209H102V212H103ZM107 209H108V208H107ZM107 209L104 210V212L107 211ZM113 209H114V208H113ZM127 209H128V208H127ZM162 209H164V207H163ZM219 209H220V208H219ZM221 209H222V208H221ZM223 209H222V210H223ZM248 209H247V207L244 206V210H246V214H247ZM253 209H255V207H254ZM6 210H7V209H6ZM36 210H37V209H36ZM42 210H43V209H41V211H42ZM67 210H66V212H67ZM83 210H84V209H83ZM93 210H94V209H93ZM133 210H132V211H133ZM145 210H146V211H145ZM159 210H160V209H159ZM166 210H167V209H166ZM166 210H165V211H166ZM244 210H241V211H244ZM3 211H4V210H3ZM60 211H61V210H59V212H60ZM91 211H92V210H91ZM108 211H110V210L108 209ZM128 211H131V210H128ZM160 211H162V210H160ZM209 211H210V210H209ZM241 211H238V213H237V211H236V213H237L238 215L235 213V210L231 211L230 216H231V215L233 216V220H232V218H229V220L231 219L230 221L233 222V221L235 220V215H237V216H241V217H242V215H240V214H241V213H240ZM258 211H259V210H258ZM261 211H264V210H261ZM7 212H8V211H7ZM7 212H6V213H7ZM11 212H12V211H11ZM13 212H14V210H13ZM39 212H40V211H39ZM39 212H38V213H39ZM61 212H62V213H61V214H62L61 216H63V215L66 213L64 210H62ZM63 212H65V213L63 214ZM79 212H80V214H82V215L84 214V211H83V213H81V211L78 210V214H79ZM163 212H164V211H163ZM182 212H181V213H182ZM210 212H211V211H210ZM229 212H230V211H229ZM229 212H228V213H229ZM233 212H234L235 214H234ZM251 212H253V211L251 210ZM30 213H31V212H30ZM33 213H36V212L33 211ZM38 213H37V214H38ZM41 213L44 214L45 211L40 212V215H41ZM50 213H51V212H50ZM50 213H49V214H50ZM52 213H54V212H52ZM56 213H57V212H56ZM56 213H55V214H56ZM71 213H72V212H71ZM75 213H76V212H74V214H70V216L73 217L72 215H76ZM86 213H88V212L86 211ZM110 213H111V212H110ZM137 213H138V212H137ZM137 213H136V214H137ZM140 213H141V210H140ZM140 213H138V214H140ZM158 213H159V212H158ZM184 213H183V215H184ZM193 213H194V214H193ZM232 213H233V214H232ZM258 213H259V212H258ZM260 213H261V212H260ZM260 213H259V214H260ZM263 213H264V212H263ZM263 213H262V214H263ZM2 214H3V213H2ZM7 214H8V213H7ZM45 214H46V213H45ZM45 214H44V215H45ZM49 214L47 213L46 215H49ZM55 214H53V215H55ZM80 214H79V215H80ZM126 214H127V213H126ZM154 214H150V215H153V216H154ZM211 214H212V213H211ZM226 214H227V212H226ZM243 214H244V213H243ZM252 214H254V216H256V212H255V211H254V213H252ZM262 214H261V215H262ZM9 215H10V214H9ZM9 215H8V216H9ZM32 215H33V214H32ZM38 215H39V214H38ZM40 215H39V216H40ZM44 215H43V217H47V216H44ZM51 215H52V214H51ZM57 215H60V213H57ZM68 215H69V214H67V216H68ZM84 215L86 216V215H88V214H84ZM100 215H101V214H100ZM105 215H106V214H105ZM140 215H141V214H140ZM144 215H143V216H144ZM150 215H149V216H150ZM158 215H159V214H158ZM162 215H163V214H162ZM165 215H166V214H165ZM165 215H164V216H165ZM190 215H189V216H190ZM202 215H203V214H202ZM213 215H214V214H212V216L210 215L211 218L213 219V222H212V220H211L210 218H208L209 215L207 216V219H210L211 221H210V220L208 221V220L206 219L207 222H205V223H207V224H205V225H208V222H210L209 226H211V224L214 223V224L212 225L213 227L211 226V227H212V228H211V227H208V226H207V227H208L207 230L205 229V227H204V229H205V231L207 232L208 235L211 234V232H209V231H213L214 228H215V230L219 229V231L217 230V231L219 232L218 235L221 233V234L219 235V237L215 235L216 233L214 234L215 231L213 232V235H210V236H214V235H215V237H214L215 239H216V238H221V239H219V240L217 239V240H218V244H219V243H220L219 241H222V234H223V232H221L220 229H221L222 227H224V226L221 225L222 222H220V219H219V220H217V219H218V218H221V216H223L222 218H224V217H227V218H228V216H226V215L224 216V214H223V215L221 214V216H220V215H217V216H219V217H217V216L215 215V216H216V220H217V221H215V217H213ZM1 216H2V215H1ZM5 216H6V215H5ZM10 216H12V215H10ZM49 216H50V215H49ZM49 216H48V218H49ZM61 216H60V218H61ZM77 216H78V215H77ZM77 216H76V217H77ZM91 216H93V212H92V215H91ZM95 216H96V214H95ZM101 216H102V215H101ZM103 216H104V215H103ZM131 216H132V215H131ZM131 216H130V217H131ZM134 216H135V215H134ZM137 216H138V215H136V216L133 217V218L131 217L132 220H131L130 222H133V219L135 220V218H136ZM143 216H142V217H143ZM153 216H152V217H153ZM164 216H162V217H164ZM166 216H167V215H166ZM262 216H263V215H262ZM3 217H4V215L2 216V219H3ZM41 217H42V216H41ZM43 217H42L41 219H42V220H45L46 218L43 219ZM71 217H70L69 219H71ZM76 217H75V218H76ZM126 217H127V216H126ZM138 217H139V216H138ZM142 217L140 216V218H138V219H142ZM144 217H145V216H144ZM150 217H151V216H150ZM152 217H151V218H152ZM156 217H157V216H156ZM159 217H160V216H159ZM159 217H158V219H159ZM183 217H186V216L184 215ZM192 217H190V218L188 219V216H187V218L183 219L184 221H185V220H188V222H189V220H190V223H192V224H189V223H187V221H185V222L187 223V224H186L187 226L184 225V227L186 226L187 230H188V228H189V229L191 228V225H192V230H193V231H194L193 228H194V227L196 228V229H195V230H196V231H195L196 234H195V233H192V232H193L192 230H191L192 232H187L188 234L190 233V236L187 235V233L185 232V231H186V228H185V229H184V228H181V229H184L185 231H184V230H183V231L181 230L180 233H179V232H176L177 230H176L175 228H173V227H175V226H169L171 221L168 222L169 224L167 223L168 226H166V227H167V229H171L170 227H172V229H173L175 232H174L173 230H172V231H171V230L169 231V230L163 228L162 225H163V226H164V225H167L166 223L163 224V222H164V220H165V219H164L165 217L162 218V219H164V220L159 219L160 221H162V222H161L162 225H161V224L158 223V222H160V221H158V219H157V221H155V220H156V219H155V216H154L152 219L149 218V217L146 218L145 221H147V220L149 221V220H150V221L148 222L149 224H147L146 222H144V220H142V221H143L142 224L138 222V225L141 224V227H143V228H145V229L147 230V231H146V230H144L143 228H140V226L138 227V225H137L138 228L142 229V230H140V229L137 228V229L139 230L138 233H139L141 236H142V234H145L146 232L148 233L147 235H149V236H150V232H151V231H152V232L155 231V233H156V230H155V229H157V228H155V229H154V228H153V229L151 228L150 231L146 228V227H148V226H153V225H150V224H151L150 222H152V224H153V221H154V222H156V223L158 224V225H157V224L155 223L156 225L154 224V227L158 226V228H159V227L161 226V227L163 228V229H158V230H159V234H160V230L163 231V230L165 229V230L167 231V233H166V231H163V232H164V235H165L167 238H168V236H169V237H172V235H173L172 232H173V233L175 234V236H174V238H173V237H172V238L175 239V242H176L177 240L183 242L185 239H183V241H182V239H178V238H181V237L183 238V237H184L183 233H184V234H186V238H187V240H188V244H189V240H190V239H191V240L193 239V238H192L193 235L191 236V234H194V236H195L194 239L197 238V236H199L200 239H202L204 236H205V237L208 236V235L205 233L204 229L201 230L202 226H201L200 224H198V223H196V222L193 223L194 220H193ZM243 217H244V216H243ZM256 217H258V215H257ZM8 218H10V217H8ZM8 218H7V219H8ZM11 218H12V217H11ZM14 218L16 219V218H18V217L14 216ZM31 218H32V216H31ZM54 218H55V217H54ZM60 218H59V216H58V219H60ZM63 218H64V217H63ZM63 218H62V219H63ZM65 218H66V217H65ZM65 218H64V219H65ZM77 218H79V216H78ZM87 218H88V217H87ZM93 218H94V217H93ZM117 218H118V217H117ZM148 218H149V219H148ZM160 218H161V217H160ZM249 218H250V217H249ZM249 218H245L246 220L248 219V220H247L248 223L246 222L245 219L242 218V220H245V221H244L245 224L247 223L246 225H248V227L245 228V229L242 230V231H240V230H241V229H240V228H241L240 226H242V225L244 224V222H243L241 219H240L241 222H243L242 225H240L239 220H238V221L235 220V222H234L235 225H234V226L232 225V227H230L231 225L229 226L228 224H225V223L223 222V223L225 224V227H224V229H222V230H224V232H225V230H226L225 228H227L228 226L230 227V228H228V229H232V228L234 229V228H235V229H234L235 231H234V230H230V231H234V232H236V233L238 232L237 234L240 233L241 240H242V239H243L242 237L244 236V234H246L247 231L249 232L248 234H250V236L253 235V233H254V231H255V230H254L255 228H254L253 231H251V232H250L249 230H247L248 228H249V229H252V228H253V226H254V222H253V221L256 220V219H253V218H252V220H251V218H250V219H249ZM261 218H262V217H261ZM263 218H264V216H263ZM62 219H61V221H62ZM64 219H63V220H64ZM98 219H99V218H98ZM107 219H108V218H107ZM128 219H129V218H128ZM144 219H145V218H144ZM168 219H169V218H168ZM191 219H192L193 221H192ZM198 219H199V220H198ZM259 219H260V218H259ZM11 220H12V222H14L13 219H11ZM11 220H10V221H11ZM18 220H19V219H18ZM42 220H41V221H42ZM51 220H52V216H51ZM53 220H54V219H53ZM73 220H74V218L71 219V222H72ZM86 220H87V219H86ZM86 220H85V221H86ZM90 220H91V218H90ZM93 220H94V219H93ZM100 220H101V219H100ZM104 220H105V218H104ZM152 220H153V221H152ZM225 220H226V219H225ZM229 220L227 219L228 223H230ZM260 220H261V219H260ZM260 220H258V221H260ZM38 221H40V220L38 219ZM46 221H47V219H46ZM49 221H50V219L48 220V222H49ZM68 221H69V220H68ZM88 221H89V220H88ZM136 221H137V219H136ZM139 221H141V220H139ZM165 221H166V220H165ZM167 221H168V220H167ZM191 221H192V222H191ZM222 221H224V220H222ZM250 221H252L253 223L250 222ZM263 221H264V219H262L261 222H258V225H259V223L264 224ZM8 222H9V221H8ZM16 222H17V220H16ZM43 222H44V221H43ZM43 222H41L39 225L41 226V224H42ZM48 222H44L43 224L48 223ZM57 222H58V221H56V223L52 221V223H53V224L55 223V225L58 224V223H60V224L62 223V222H60V220H59L58 223H57ZM65 222H66V221H65ZM83 222H84V220H83ZM83 222H82V223H83ZM94 222H95V221H94ZM185 222H183V223H185ZM200 222H201V221H200ZM200 222H199V223H200ZM211 222H212V223H211ZM236 222H239V225H240V226H239V225H238V226H239L240 228L236 226V224H238V223H236ZM262 222H263V223H262ZM0 223H1V221H0ZM17 223H18V222H17ZM17 223H15V224H17ZM37 223H38V222H37ZM50 223H51V222H50ZM52 223H51V224H52ZM104 223H105V222H104ZM135 223L137 224V222H135ZM201 223H203V222H201ZM215 223H216V224H215ZM217 223H219L222 227L220 226L221 228H220V227L218 228L217 226H219V225H217ZM223 223H222V224H223ZM234 223H231V224H234ZM249 223H252L253 226H252L251 224H249ZM255 223H257V222H255ZM5 224H6V223H5ZM5 224H4V225L2 224V225L5 226ZM48 224H49V223H48ZM60 224H59V226L62 225V224H61V225H60ZM69 224H70V223H68V225H69ZM78 224H79V223H78ZM80 224H81V222H80ZM85 224H86V226H87V225H88V222L85 223ZM85 224H83V225H85ZM89 224H90V223H89ZM99 224H100V223H99ZM124 224H125V223H124ZM146 224H147L148 226H146ZM172 224H173V223H172ZM188 224H189V225H188ZM193 224H198L197 226H201V227H199L200 229L197 228L196 225L193 227ZM261 224H260V225H261ZM0 225H1V224H0ZM19 225H20V224H19ZM66 225H67V224H66ZM74 225H77V224L74 223ZM81 225H82V224H81ZM83 225H82V226H83ZM101 225H104V224H101ZM144 225H145L146 227H145ZM205 225H204V226H205ZM214 225H217V226H214ZM226 225H228V226L226 227ZM246 225H243V226L246 227ZM249 225L252 226V228H250ZM255 225H256V224H255ZM258 225H256V226L259 227L260 229L258 228V230L261 231V229H262L261 227H262V226L260 227V226H258ZM36 226H37V224H36ZM36 226H35V227H36ZM44 226H45V225H44ZM69 226H71V225H69ZM82 226L80 227V225H79L80 230H81V229H84V228H82ZM124 226H125V225H124ZM129 226H130V225L128 224V231H129V229L132 228L134 225L132 224V227L130 226V228H129ZM182 226H183V225H182ZM20 227H21V225H20ZM37 227H38V226H37ZM42 227H43V225H42ZM46 227H47V226H46ZM46 227H45V228H46ZM76 227H77V226H76ZM122 227H123V226H121V228H122ZM134 227H135V226H134ZM161 227H160V228H161ZM254 227H255V226H254ZM257 227H256V231H257ZM4 228H6V227H4ZM39 228H40L41 231H44V230H45L44 228H43V230H42L41 227H39ZM57 228H58V226H57ZM60 228H61V227H60ZM60 228H58V229H60ZM67 228H68V226H67ZM67 228H66V230H67ZM69 228H70V227H69ZM73 228H74V226H73ZM87 228H89V227H87ZM104 228H105V225H104ZM107 228H108V227H107ZM107 228H106V229H107ZM124 228H125V227H124ZM149 228H150V227H149ZM209 228L212 229V230H210ZM216 228H217V229H216ZM236 228H237V229H236ZM243 228H244V227H243ZM64 229H65V228H64ZM106 229H105V230H106ZM108 229H109V228H108ZM108 229H107V230H108ZM119 229H120V228H119ZM198 229H199V230H198ZM228 229H227V232H225V233L223 234L224 236H225V234H226V236H228V235H227L228 232L230 233V231H229ZM263 229H264V228H263ZM263 229H262L261 232L264 234ZM2 230H3V227H2ZM6 230H7V229H6ZM6 230H5V231H6ZM69 230H70V229H69ZM69 230H68V231H69ZM73 230H74V229H73ZM76 230H77V229H76ZM125 230H127V228H126ZM131 230H134V228H132ZM135 230H136V228H135ZM200 230L202 231V233L204 232V233H203V235L205 234L204 236L201 235L202 233H200V232H201ZM208 230H209V231H208ZM238 230H239V231H238ZM245 230H247V231H245ZM0 231H1V230H0ZM5 231H4V232H5ZM41 231H40V232H41ZM60 231H61V230H60ZM70 231H71V230H70ZM84 231H85V230H84ZM88 231H89V230H88ZM120 231H121V230H120ZM123 231H124V230L122 229V232H123ZM128 231H127V232H128ZM142 231L145 232V233H142V234H141L140 232H142ZM148 231H149V232H148ZM168 231L171 232V233H169ZM197 231H198V235H197ZM217 231H216V232H217ZM244 231H245V233H243ZM259 231H257V232L255 233V235H256L257 233H260ZM4 232H3V233H4ZM35 232L37 233L36 230H35ZM38 232H39V230H38ZM61 232H63V229H62ZM75 232H76V231H75ZM78 232L81 233V231H79V230H78ZM90 232H91V231H90ZM105 232H106V231H105ZM108 232H110V231H108ZM127 232H125L126 235H128ZM129 232H130V231H129ZM132 232H133V231H131V233H132ZM181 232H183V233H182L183 236L180 235L181 237H179V235H178L177 238H176V234H181ZM208 232H209V233H208ZM252 232H253V233H252ZM0 233H1L2 235H5V234H3L2 232H0ZM70 233H71V232H70ZM103 233H104V232H103ZM123 233H124V232H123ZM155 233H153V235H154ZM165 233H166V234H165ZM199 233H200V234H199ZM242 233H243V235H241ZM251 233H252V234H251ZM262 233H261V235H262ZM1 234H0V235H1ZM45 234L47 235V233H45ZM68 234H69V233H68ZM85 234H86V233H85ZM90 234H91V233H90ZM90 234H89V235H90ZM120 234H122V233H120ZM159 234H158V235H159ZM162 234H163V233H162ZM232 234H234V233L231 232V233H230V237H229V236H228V237L225 236V237H223V239L225 240L226 238H229V240H230L231 237L233 238V236H231ZM237 234H236V235L234 234V236H235V237H236V236L238 237ZM2 235H1V236H2ZM7 235H8V234H7ZM7 235H5V236L7 237ZM38 235H39V234H38ZM41 235H42V234H41ZM60 235H62V234H60ZM60 235H59V236H60ZM63 235H64V234H63ZM80 235H81V234H80ZM87 235H88V234H87ZM123 235H124V234H122V236H121L120 238H122ZM126 235H125V236H126ZM140 235H138V237H139ZM147 235H146L147 238L142 239V238H144V235H143L142 237H139V239H141V240H145L146 243H147V241H148V242L150 241V240L148 239L149 236H147ZM160 235H161V234H160ZM160 235H159V236H160ZM164 235H163V236H164ZM167 235H168V236H167ZM170 235H171V236H170ZM196 235H197V236H196ZM200 235L203 236V237L201 238ZM5 236H4V238L7 239ZM65 236H66V235H65ZM103 236H104V235H103ZM106 236H107V232H106ZM117 236H118V235H117ZM119 236H120V235H119ZM129 236H130V235H129ZM155 236H156V235H155ZM155 236H154V237H155ZM159 236H157L158 238H157V237H156V238L159 239V238L162 237V236H160V237H159ZM165 236L162 237L163 241H162V239H160V240H161V243H158L159 240L156 239L158 245L162 244V247H163V244H164L165 249H164V247H163V248L160 247L161 245L159 246L160 249L162 248L161 251L166 252V250L169 248L170 250L172 249V252H174V253H172V252L170 251L173 255H174V254H177V256L179 257V253L181 254V252H179V251H180L181 248H182V246H181V244H180L181 242H180V243H177V242L175 243L176 245L179 244L180 246H179V245H177V246L175 245V246H174V240H173V239L171 240V239L169 238V240H170L172 246L167 247V246H169L170 243H169V242H166V243L164 242V240L166 241ZM248 236H249V235H248ZM250 236L247 237V234H246V236H244V237H247L248 240L251 241V239H249ZM262 236H264V235H262ZM2 237H3V236H2ZM2 237H1V238H2ZM35 237H36V236H35ZM42 237H43V236H42ZM80 237H81V236H80ZM107 237H108V236H107ZM115 237H116V236H115ZM130 237H131V236H130ZM132 237H133V236H132ZM134 237H136V236H134ZM151 237H152V233H151ZM188 237H189V238H188ZM190 237H191V238H190ZM1 238H0V239H1ZM4 238H3V242H4ZM68 238H71V237H68ZM84 238H85V236H84ZM90 238H91V237H90ZM103 238H106V237L104 236V237H102L101 239H103ZM108 238H109V237H108ZM111 238L114 240V238L112 237V235H111ZM120 238H119V239H120ZM123 238H124V237H123ZM184 238H185V237H184ZM210 238H211V237H210ZM210 238H209V237H208V238H203L204 241H202V243L205 244L206 242H209V241L212 239V238H211V239H210ZM247 238H245L244 240H246ZM256 238H257V236H256ZM256 238H254V239H256ZM263 238H264V237H263ZM263 238H262V239H263ZM35 239H36V238H35ZM64 239H65V240H64ZM73 239H74V238H73ZM82 239H83V238H82ZM85 239H86V238H85ZM116 239L118 240V238H116ZM116 239H115V240H116ZM131 239H133V238H131ZM147 239H148V240H147ZM150 239H153V237L150 238ZM176 239H177V240H176ZM194 239H193V240H194ZM197 239H198V238H197ZM200 239H199V240H200ZM208 239H209V240H208ZM239 239H240V238L238 237V240H239ZM252 239H253V238H252ZM262 239H261V244L264 246V243H262ZM43 240H44V238H43ZM46 240H47V239H46ZM63 240L66 241V242L68 243V241L66 240L65 237H63ZM63 240H62V241H63ZM90 240H91V239H90ZM103 240H104V239H103ZM113 240L111 241V239H110V241H108L107 243H109V242H113V243H114V242H115V243L119 242V240H118L117 242H116V241H113ZM122 240H123V239H122ZM122 240H120V243H121ZM126 240H127V238H126ZM129 240H130V239H129ZM129 240H128L127 242H126V241H122V243L124 242V244H126V247H127V243H130ZM154 240H155V238L153 239V241H154ZM156 240H155V241H156ZM191 240H190V241H191ZM199 240H196V239H195V242H196V241H199ZM205 240H206V241H205ZM224 240H223V241H224ZM229 240H228V241H229ZM231 240H232V241H230V244H229L228 242H226L227 240H225L226 243L224 242L223 246H225V247H226V246H227V247H230V245H231L230 248H233V250H234V251L231 250L232 252H234L233 254H232V252H231L230 250H228V249H226V248H225V252H226V250H227V251H228V254H227V252L224 253L223 250H221V252L219 253L218 250L221 249V248H219V247L221 246L223 249H224V247L222 246V244L218 247V245L216 244L217 241L214 242V240H212V241H213L212 244L217 245V246H214V245L211 244V245H212L211 247H215V248H210L209 245H210L211 242H209V244H208V247H209V248H206L205 250H204V249H201V248L199 249L200 244H201V243H200L201 241H200L199 244H198L199 247H197L198 245L193 241L194 243H192V244H194V245L191 244V245H192V246H191V249H193V247H196V248H198V249L194 248L195 250H198V251H199V250H202L201 252L199 251V252L201 253V255H202V256H201V255L199 254L198 251H195V250L193 249V250L196 252V255H197V252H198V257L201 256L202 258H204V257L206 256L208 259H210L211 257L209 258V256H216V257H212V258H214V259H212V262H211V260L209 261V262H211L212 264H216L217 261H220V258H222L221 261H220V263H221V262L223 263V261H224V259H223V255H222V257H221V255H220V258H219V256H218L219 254H226V255H227L226 257H231V255L229 256V254H232V256H233L234 254H236V253L238 252V254H236V255L239 256V254H241V253L244 254L245 251H246V252H247V250L249 251V249H251V247H252V246H251L249 249H248V248H243V247H245L244 242H241V241L239 240V241H240V244L242 245V243H243L244 246H243V245H242V246H241V245H238V246H237V247H238V251H235V247H236L235 245H237L238 243H236V242H234V241H236L237 239L233 238V239H231ZM244 240H243V241H244ZM256 240H257V239H256ZM256 240H255V241H256ZM5 241H6V240H5ZM44 241H45V240H44ZM49 241H50V240H49ZM69 241H72V239L69 240ZM84 241H85V240H84ZM91 241H92V240H91ZM99 241H100V240H99ZM132 241H133V240H132ZM132 241H131V242H132ZM153 241H152V242H153ZM172 241H173V244H172ZM179 241H178V242H179ZM223 241H222V242H223ZM246 241H247V240H246ZM252 241H253V240H252ZM255 241H253V245H255V244H254ZM0 242H1V241H0ZM40 242H41V241H40ZM40 242H39V243H40ZM102 242H103V241H102ZM105 242H106V241H105ZM105 242H104V244H105ZM162 242H163V243H162ZM184 242H185V241H184ZM222 242H221V243H222ZM231 242H232V244H231ZM247 242H248V241H247ZM1 243H2V242H1ZM1 243H0V244H1ZM37 243H38V242H37ZM41 243H43V242H41ZM62 243H63V242H62ZM70 243H71V242H70ZM70 243H68V244H70ZM83 243H84V242H83ZM88 243H89V244H88ZM88 243L86 244V242H85L86 246H87V245H90V246L93 247V243H92V245L90 244L89 241H88ZM113 243H112V244H113ZM115 243H114V246H116ZM122 243H121V245H119V244L117 243V245L120 246L121 249H120L118 246H117V248H119L121 251H122L123 248L125 247V245H122ZM132 243H133V242H132ZM157 243H156V244L153 243V244H154V246H153L152 243H151V245H149L148 243L145 244L144 242H142V244H143V245H147V247H150V246H152V247H156V248H155V251H154L155 253L157 252L156 249H157V250L159 249ZM185 243H186V242H185ZM235 243H236V244H235ZM251 243H252V242H251ZM49 244H50V243H49ZM71 244H72V243H71ZM95 244H96V243H95ZM101 244H102V243H101ZM110 244H111V243H109V245H110ZM112 244H111L110 246H112ZM130 244H131V243H130ZM140 244H141V242L139 243V245H138V243H137V245H135V246H140ZM142 244H141L140 247L143 248V245H142ZM165 244H167V245L165 246ZM186 244H187V243H186ZM195 244H196V246H195ZM225 244H226V245H225ZM234 244H235V245H234ZM249 244H250V243H249ZM249 244H247L248 247L250 246ZM256 244L259 245L260 243H258V241H256ZM261 244H260V245H261ZM1 245H2V244H1ZM1 245H0V251H1V249H2V250L4 249V248L2 247L3 245H2V246H1ZM29 245H30V244H29ZM35 245H37V244H35ZM46 245H47V243H46ZM46 245H45V246H46ZM99 245H100V242H99ZM128 245H129V244H128ZM155 245H156V246H155ZM182 245H183V244H182ZM205 245L207 246V243H206ZM205 245H203V246H205ZM228 245H229V246H228ZM247 245H246V246H247ZM37 246H38V245H37ZM45 246H44V247H45ZM69 246H70V245H69ZM90 246H87V247H90ZM95 246H96V245H95ZM107 246H108V245H107ZM122 246H123V247H122ZM178 246H179L180 248H178ZM189 246H190V245H189ZM203 246H202V247H203ZM232 246H234V247H232ZM240 246H241V247H240ZM255 246H256V245H255ZM255 246H253V249H255V248H254ZM263 246H262V247H263ZM42 247H43V246H42ZM66 247H68V245L66 246L65 243H64V244H60V248H61V249H59V250H60L59 252L63 253V252H64V249H66ZM75 247H76V246H75ZM105 247H106V246H105ZM132 247H133V246H132ZM144 247H145V246H144ZM166 247H167V249H166ZM172 247H177V248L179 249V251H178V249L176 248L177 251H178V252L176 253L175 250H174V248H172ZM256 247H257V246H256ZM262 247H260V248L262 249ZM38 248H39V247H38ZM50 248H52V247L50 246ZM70 248L73 249V245H71V247H69V250H70ZM94 248H95V247H94ZM94 248H93V249H94ZM96 248H97V247H96ZM102 248H104V245L102 246ZM106 248H107V247H106ZM117 248L115 247V249H117ZM129 248H131V246H128V249L125 248L126 251L129 250ZM135 248H136V250L139 249V247H138V248L135 247ZM135 248H132V249H134V251H135ZM242 248H243V249H242ZM257 248H258V247H257ZM257 248H256L255 250H257V251H258V249L260 250V248H258V249H257ZM47 249H48V248H47ZM52 249H53V248H52ZM86 249H88V248H86ZM89 249H90V248H89ZM125 249H124V250H125ZM132 249H131V250H132ZM143 249L146 250L145 248H143ZM150 249H151V248H150ZM152 249H153V248H152ZM152 249H151V250H152ZM169 249H168V250H169ZM207 249H208V250H207ZM215 249H217V250H216V253H215V251H213V250H215ZM236 249H237V248H236ZM240 249H242V252L240 251L241 253L239 252ZM253 249H251V250H253ZM40 250H41V249H40ZM75 250H76V248H75ZM91 250H92V249H91ZM102 250H103V249H102ZM105 250H106V249H105ZM107 250H108V249H107ZM107 250H106V251H107ZM139 250H140V249H139ZM139 250H137V251H135V252L137 253V252H139ZM151 250H150V251L148 250L149 252L152 253V254H151L152 256L150 255L152 258L149 259V261H152L153 258L155 259V258L157 257V254L162 253L161 251L158 250V253H157L156 255H153V254H155V253L152 252L153 250H152V251H151ZM206 250L208 251V253H209V250H210V252L213 251L214 254H217V255H212L213 253L211 252V254H209V256H207L208 253H206V252H207ZM243 250H244V251H243ZM251 250H250V252H252ZM42 251H43V250H42ZM45 251H46V250H45ZM62 251H63V252H62ZM70 251H71V250H70ZM73 251H74V250H73ZM73 251H72V252H73ZM88 251H90V250H88ZM88 251H87V253H88ZM100 251H101V249H100ZM118 251H119V250H117V254H118ZM121 251H120V252H121ZM132 251H133V250H132ZM134 251H133V252H134ZM148 251L146 250V252H148ZM187 251H188V250H187ZM204 251H205V253H206L207 255H206V254L204 255ZM229 251H230L231 253H229ZM260 251H261V250H260ZM260 251H259V252H260ZM263 251H264V250H263ZM50 252H52V251H50ZM65 252H66V251H65ZM67 252H69V251H67ZM78 252H79V251H78ZM92 252H93V251H92ZM94 252H95V254H97V255H101V253H100V254H99V253H96V252H97L96 250H95ZM98 252H99V251H98ZM101 252H102V251H101ZM108 252H111V251H108ZM124 252H125V251H124ZM129 252H131V251H129ZM146 252H145V253H146ZM159 252H160V253H159ZM191 252H192V251H191ZM195 252H194V253H195ZM202 252H203V254H202ZM235 252H236V253H235ZM253 252H254V250H253ZM3 253H4V252H3ZM46 253H47V252H46ZM106 253H107V252H106ZM112 253H113V252H112ZM136 253H135V254H136ZM167 253H168V255H169V251H167ZM254 253H255V255L257 254L256 251H255ZM40 254H41V252H40ZM56 254H57V253H56ZM67 254H68V253H67ZM67 254H66V255H67ZM69 254H70V253H69ZM90 254H91V253H90ZM102 254H103V253H102ZM104 254H105V252H104ZM109 254H110V253H109ZM109 254L106 255V256H108V258L106 257V258L104 259L105 262L107 261L106 259L109 260V258H110V257H109ZM119 254H120V256H122L121 253H119ZM123 254H124V253H123ZM125 254L127 255V253H125ZM125 254H124V255H125ZM139 254H140V252L137 254L138 257H139ZM164 254L166 255V253H164ZM248 254H249V253H248ZM252 254H253V253H252ZM252 254H251V255H252ZM1 255H2V254H1ZM1 255H0V257H1ZM76 255H77V254H76ZM82 255L85 256L86 254H82ZM112 255H113V254H112ZM124 255H123V256H124ZM129 255H130V254H129ZM129 255H127V257H130V256H131V255H130V256H129ZM133 255H134V254H133ZM148 255H149V254H148ZM160 255H161V254H160ZM160 255H159V256H160ZM165 255H164V256H165ZM168 255H166V258L168 257ZM170 255H171V254H170ZM191 255H192V254H191ZM194 255H195V254H194ZM196 255H195V256L192 255V257H193L192 259H195L194 257H197ZM203 255H204V257H203ZM49 256H50V255H49ZM69 256H70V255H69ZM71 256H72V255H71ZM74 256H75V255H73V257H74ZM86 256H87V255H86ZM86 256H85L84 258L86 259V262H87V259H88V258H86ZM90 256H91V255H89V257H90ZM102 256H104V255H102ZM102 256H101V257H102ZM117 256H119V255H117ZM123 256H122V259H123ZM142 256H143V255H142ZM150 256H148V257H150ZM159 256H158V257H159ZM161 256H162V255H161ZM161 256H160L161 260H162V258H163V260H164L162 263L160 262V260H158V259H160V258H158V259L156 258L157 261H156V260H155V261L153 260L151 263L154 264V263L156 262V264H163L164 262H168V261L170 260V259L168 258V259H166V260H167V261H166V260H165V257H164V256L161 257ZM171 256H172V255H171ZM171 256H170V257H171ZM175 256H176V255H175ZM175 256H172V257H175ZM177 256H176V257H177ZM217 256H218V258H219L218 260H217ZM240 256H241V255H240ZM240 256H239V257H240ZM242 256H243V255H242ZM242 256H241V257H242ZM247 256H250V255H247ZM253 256H254V254H253ZM46 257H47V256H46ZM87 257H88V256H87ZM93 257H94V255H93ZM93 257H92V258H93ZM104 257H105V256H104ZM127 257H126V258H127ZM143 257L146 258V255H144ZM143 257H142V258H143ZM178 257H177L176 259H178ZM180 257L182 258L181 255H180ZM187 257H188V256H187ZM226 257H225V255H224V258H225V259H226ZM243 257H244L243 259L248 258V257H246V255H244ZM1 258H3V257H1ZM39 258H41V257H39ZM52 258H53V256H52ZM78 258L80 259V256H79ZM81 258H82V257H81ZM94 258H95V257H94ZM94 258H93V260H94ZM97 258H98V256H97ZM116 258H117V257H116ZM118 258H121V257H118ZM126 258L124 257V259H126ZM130 258H132V257H130ZM130 258H127V260L130 259ZM139 258H140V257H139ZM202 258H201V259L199 258L200 261L202 260ZM207 258H206V259H207ZM257 258H258V259H262L261 257H257ZM3 259H4V258H3ZM75 259H76V258H75ZM75 259H74V260H75ZM99 259H100V257H99ZM122 259H121V260H122ZM124 259H123V260H124ZM140 259H141V258H140ZM146 259H147V258H146ZM176 259H175V260H176ZM192 259H191V260H192ZM204 259H205V258H204ZM208 259H207V260H208ZM227 259H228V258H227ZM227 259H226V260H227ZM229 259L231 260V258H229ZM233 259H235V257H234ZM236 259H238V257H237ZM241 259H242V258H241ZM258 259H256V260H258ZM0 260H2V259H0ZM63 260H64V259H63ZM81 260H84V259L82 258ZM90 260H91V259H90ZM90 260H89V261H90ZM96 260H97V259L95 258V263L97 262ZM102 260H103V259H102ZM115 260H116V259H115ZM123 260H122V261H123ZM131 260H132V259H131ZM133 260H134V258H133ZM147 260H148V259H147ZM147 260H146V261H147ZM171 260H172V259H171ZM171 260H170V262H171ZM173 260H174V259H173ZM173 260H172V261H173ZM180 260H181V259H180ZM183 260L185 261V257H184ZM195 260H196V259H195ZM214 260H215V261L217 260V261L215 262ZM222 260H223V261H222ZM230 260H229V262H230ZM239 260H240V258H239ZM254 260H255V258L252 260V262H250L249 259H248V262H249L250 264H252L253 262L256 263V262H255L256 260H255V261H254ZM2 261H3V260H2ZM64 261H65V260H64ZM67 261H68V260H67ZM75 261H76V260H75ZM134 261H135V260H134ZM177 261H178V260H177ZM177 261L174 262V264H180V263L177 262ZM193 261H194V260H193ZM243 261L246 262L247 260L245 259V260H243ZM260 261H261V260H260ZM55 262H56V261H55ZM65 262H66V261H65ZM90 262H91V261H90ZM90 262H87V263L90 264ZM100 262H101V260H100ZM103 262H104V261H103ZM103 262H101V263H103ZM109 262H110V261H108V263H109ZM136 262H137V260H136ZM140 262H141V261H140ZM140 262H137V264L140 263ZM170 262H169V263H166V264H170ZM198 262H199V261H198ZM198 262L195 261V263H194V262H192V263H193V264H196V263H198ZM206 262H208V261H206ZM209 262H208L207 264H211V263H209ZM236 262H238V261L236 260ZM239 262H240V261H239ZM258 262H259V261H258ZM52 263H54V262H52ZM77 263H78V261H77ZM83 263H85V262H83ZM97 263H99V262H97ZM101 263H99V264H101ZM106 263H107V262H106ZM112 263H113V262H112ZM146 263H147V262H146ZM151 263H150V264H151ZM171 263H172V262H171ZM182 263H183V262H182ZM187 263H188V262L185 261V264H187ZM190 263H191V262H189V264H190ZM192 263H191V264H192ZM200 263H201V264H205V263H203L202 261H201ZM200 263H199V264H200ZM220 263L218 262L217 264H220ZM222 263H221V264H222ZM249 263L246 262V264H249ZM36 264H37V263H36ZM40 264H42V263H40ZM67 264H71V263L68 262ZM91 264H92V263H91ZM93 264H94V263H93ZM103 264H105V263H103ZM141 264H142V263H141ZM147 264H149V263H147ZM164 264H165V263H164ZM232 264H233V262H232ZM234 264H236V263L234 262ZM237 264H238V263H237ZM241 264H242V263H241ZM262 264H263V262H262Z\"/></svg>",
    "mask_w": 264,
    "mask_h": 264
},
{
    "label": "water",
    "instance_id": "water-1",
    "mask_svg": "<svg viewBox=\"0 0 264 264\" xmlns=\"http://www.w3.org/2000/svg\"><path fill=\"white\" fill-rule=\"evenodd\" d=\"M89 1V0H78ZM113 5H117L124 10L141 3L147 4L146 10L159 15L164 21L168 20L179 25L190 32L203 30L206 33L222 35L220 22L227 13L229 5L223 1L209 0L205 2H192L190 0H106ZM264 1V0H262ZM234 18L239 15L233 13ZM252 19L250 18L248 20ZM252 24L247 28L243 35L252 36ZM259 26V25H258ZM255 28V27H254ZM252 28V29H254Z\"/></svg>",
    "mask_w": 264,
    "mask_h": 264
}]
</instances>
